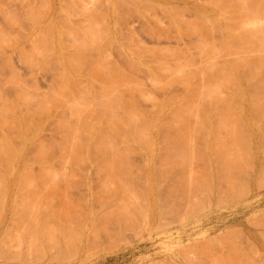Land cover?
Wrapping results in <instances>:
<instances>
[{"label":"rangeland","instance_id":"1","mask_svg":"<svg viewBox=\"0 0 264 264\" xmlns=\"http://www.w3.org/2000/svg\"><path fill=\"white\" fill-rule=\"evenodd\" d=\"M19 1V2H18ZM31 1V2H30ZM47 1H48V3H47ZM69 0H0V7L2 8H0L1 10H0V85L1 84H5V85H2V87L0 88L1 90H0V93L2 94H0V101H3V100H5V102L7 101V103H4V101L3 102H0L1 104L2 103H4V105L6 104V107L8 106V108H5V109H8V111L11 113L12 111H14L13 113L14 114H12V118L11 117H8V116H10L11 114L9 113V112H7L6 113V110H5V112H4V114H3V112H1L0 111V113L1 114H3V116L2 117H4L3 119H5V120H3L2 118H0V121L1 120H3L5 123L7 122V124L9 123H13V124H15V122L16 123H18V122H22V120L24 119V122H26V119L28 120L27 121V123L29 122V120L31 119V123L29 122V124L31 125H33L34 126V124H35V126H37V124H38V122L40 123V128H43L42 127V125H41V122H43V124H44V122L47 120V119H45V115H48V117L46 116V118H48V120H47V122H48V124H47V122H45L46 124H44L43 126H44V128L43 129H40L39 127V130H36V129H38L37 127H35V131H33L29 136H27V139H25V141L24 140H22L21 139V137L20 136H18L19 135V133H17L19 130V128H21L20 126H15V125H18V124H15V125H11L10 124V126H12V128L10 129L9 127V124L7 125L6 124V127H8V131H7V128L5 127V125L3 126V125H1L0 127H1V131H0V134L3 136L5 133H6V135H4L3 137L1 136L0 138H2V139H5V137H6V139L7 140H5V141H7V143H8V141L10 140V143H8V144H11V145H13V146H11V147H14V148H16V146L18 147V148H20L21 150H22V155H23V157L21 158V160L20 159H16L15 161H13V163L15 162V163H17V167L18 168H21L20 170L19 169H17V167H16V164L14 163V168L12 167V168H10V173H9V176L7 175L8 173H6V170L7 169H5V172L3 173L2 172V174H4V178H6L5 180H7L6 182H5V184H3V186H4V190L2 189V188H0L1 189V192H2V194H1V192H0V194H1V198L3 199V201H2V203H0L1 205H0V247H2L1 249H0V264H264V253H262V252H264V94H257L256 95V93L254 94V92L253 91H249V89H250V84H247V83H244V82H242V84H241V86H242V88H243V92L242 93H240V94H238V95H236V97L234 96V95H232V94H229V90L228 89H226V88H224V87H222V90H224V91H221V96H219V93L217 94L218 95V97H216V96H208V97H210V99H207L208 101H209V105H207V100H205L204 98L202 99L201 97H197V98H188L187 99V101H185V102H189V101H192V104H190V106H194V108L195 107H197V106H199V107H197L198 108V110L200 109V108H202V109H200L199 111H200V113L202 114V112H201V110L203 111V113H207L206 115L205 114H202V115H200V113L198 112V114L199 115H197V113H195L196 111H195V109L193 110V109H191V110H193V112H192V114H191V110H190V113H189V111L188 112H183V114L185 115V113L187 114V113H189V114H191L190 116H189V121L190 122H193V123H199V122H197V121H199V119H196V118H200V123L198 124V126H196V125H194V127H192L193 126V124L192 123H190L189 121H187L188 120V115L186 116L185 115V117H184V115H183V117L184 118H187L186 120L184 119V121H186L185 123H184V125L186 126H184L183 128H179L180 130H179V132H181V133H176L175 132V129L177 128V127H179L177 124H170V125H176V127H174L173 129H174V131H173V129L170 127V130H169V127H168V130H169V132H167V131H165V135L167 134L168 135V133H169V135L172 137V135L174 134V136H176L175 138H172V139H174L173 141H168V145L170 146V143L172 144V145H174L175 143V147H176V150H174V151H176L177 152V154L179 155H177L178 156V158H181V156H184V154L186 155V157L189 159H185L184 157V159L183 158H181V159H183L184 161H182V163L181 162H179L178 163V160L176 161V159H175V157L177 158V156H176V154H175V156L173 155V160L175 159V161L173 162V160L171 159V157H172V155L170 154V151H168L167 150V146L166 145H164L165 144V142H163V139H161V138H159V136L161 137H163V136H165V135H161L162 133L164 134V127H159L158 128V126L156 127V128H153V129H155V130H151L150 132L152 133V131H153V133H152V135L150 136V140H152V137H153V135L156 137L155 138V140L153 141V146H152V143H151V148H152V150H151V148L149 149L145 144V146H143V145H141L140 143H138V141L136 142L135 140H128V143L130 144L131 143V141H132V146H131V144L130 145H128L127 144V140H123V141H117V142H115V149H117V151L118 150H120L121 152H122V154H123V152L126 150V152H131V149H133V151H134V153L132 152L130 155H129V153H127L128 155H129V157H126L125 158V156H123V155H121V156H123L125 159L124 160H122L123 159V157H116L115 158V156H113V158L116 160L115 162H116V165H115V163L114 162H112V161H114V159L113 158H111V159H105L104 158V160H103V157H101L99 154L97 155V153H95L96 155H93L94 153L92 152L93 151V145L92 144H90V145H92V146H89L88 147V150H89V148L91 147V148H93V149H90V150H92V151H89V152H92L91 154H89L88 153V155L85 157L86 159H84V160H88V162H87V164H86V162H85V164H84V162H81V163H78V162H74V160L75 161H79V160H81L82 161V159L84 158H82V159H74L73 160V162H72V157H71V153H72V149L71 148H73L74 149V151H76L75 150V146H73V145H69V143H68V146H65V145H67V143L66 144H62L61 145V148H62V146L64 147V148H58L57 146H55V147H53V149L51 150V151H48V153L45 155V156H47V155H49V156H47L46 158H45V156L43 155L42 157H43V159H47V161L46 162H48L52 167L50 168L51 170H52V168L54 167H56L55 169H54V171H59V172H56V173H54V174H57V177H56V175H55V178H53L54 177V175H53V172L54 171H52V174L50 173V175H47L46 176V174H47V172L46 173H44L45 175L43 176V178H42V176H41V174H42V172L40 171V167H39V165L37 164L39 161L41 162L40 164H42V163H44L45 162V160H44V162H42V158H37V157H35L34 156V158L32 157L33 156V153H31L32 151H29V150H33V151H35L34 149V147H36V143H38L37 141H40L41 142V140L44 142V143H47V142H49L50 140L51 141H53L54 139H55V137L54 136H56V134H55V132L57 133V138L55 139V141L57 140V139H59V136H58V134L60 135V133H58V132H60L59 130H60V126L63 124H66L67 122H69V124L71 123V125H76L75 124V122L78 124V125H81V127L83 126L84 127V129H92L93 127L94 128H98V130H100V128L101 127H103L106 123H105V121H106V114H105V109L102 107V106H104V103H106V102H103V96H102V94L104 95V92H105V94L106 95H108V92H106L105 90L106 89H103V92L101 91V90H98V89H100L101 88V85L99 84V83H94V85L92 86V85H90L92 82H90V81H93V82H96L95 80H97V77L99 78V76H101V75H99V76H97L96 77V75H94V78H95V80H93V78L92 77H90V78H87V77H85V76H87V75H90V73H91V76H93V74H92V70L94 69V68H97V69H100V68H98V67H100V66H102L103 65V63L102 62H104V60H107V58H105V56L106 57H108V55H109V57H108V61L110 62V64H107L108 63V61H105V63L107 64V66H105V65H103L104 66V68H101L100 70H102V72L101 73H103V71H104V73H105V71L107 70V69H109V68H111L110 70H108L107 71V73L109 72V71H111L110 73H112V71L114 70V69H124L122 66H124L125 67V69L127 70V68L128 69H130L129 67H126V65H123V63H124V60L122 59L123 58V54L125 55L126 53L127 54H131L130 52H127L126 51V49H124V48H127V50H132V51H134V49L136 50V51H138V50H140V49H142V50H144V51H142V50H140L141 52H144L142 55H140L141 57H145V58H138L137 57V59H139L140 61L142 60H144L145 62H147L148 60H149V58L151 59V60H153V61H155V64H157V65H153L152 64V62L149 60L148 62H147V64L145 65V66H153V67H151L152 68V70H153V72L152 73H154V72H158L160 69H158V63H157V61H160V63L161 64H163V62H161L162 60H157V59H163V58H165L164 57V55L166 56V54H167V56H168V49H172L173 48V50L175 49V53H174V55L172 54V56H166V61H167V63L169 64L170 63V65H165L166 63V61L164 62V66L163 65H159V67L161 66L162 68H164L165 66L167 67V68H172V65L174 64V62H173V60L174 61H176L177 59H176V57L177 56H179L178 58H180L181 57V59H178V60H181L182 62L181 63H183V61H184V63H186L187 64V62H186V60H183V58H187V56L189 57H194L195 58V60L196 59H198L199 57H201L202 59L201 60H203L204 62H207V61H209L210 59H203L204 57L203 56H205L206 57V55H203V53L205 54V52H206V54L208 53V52H211V57H213V59H211V60H214V59H216L217 57V60H218V62H223V60H225V58H228V56H230V57H232V56H234V55H232L231 53V55L230 54H227V55H225V54H223L224 52H222V51H224L223 49H225V48H223L222 49V47L219 45V47L217 46V48L214 46H211V48H209V50L210 49H212V47H213V50L215 51V52H217L218 50H215L214 48H216V49H221V50H219L220 52H222L221 53V56L219 55L220 54V52H219V56L217 55V54H215V55H213L214 53H212V50L211 51H208V49L206 50L205 49V52L204 51H202L203 49L202 48H207L208 47V43H207V47H203V45H201V47H200V45L197 47L196 46V38L198 39L197 40V42H200L199 40H203L204 42H205V40H206V38H210V34H206V29L205 30H203V31H205L204 33H203V31L201 30V29H203V28H209L210 27V25H211V28L209 29V31H213V34H212V31L210 32L211 33V36H213L214 35V38L211 40L212 42L214 41H216L215 43L217 44L218 43V39L223 35V34H225L226 35V39H225V36H224V38H223V40L221 41L220 40V42H223L224 41V43L226 44V43H228V42H225V40H227V41H229V42H231V44L233 43V41L236 39V37L235 36H233L232 35V32H233V34H234V31L235 30H237V29H235L234 27H236L235 25H236V23L238 24V23H240L241 22V20L244 18V17H247V15H249V16H252V17H258V18H260V21H264V0H218V2H217V0H186L187 2H186V4L188 5V3L190 2L191 4H196V5H202V10H200V11H198V13L197 12H195L194 10H192L191 8H190V6H192L191 4H189L188 6H185L186 4H184V3H182L180 0L179 1H176V0H160L161 1V3H160V1H159V3L157 2V0H155L156 2H153L154 0H133V2H132V0H107V1H105V0H88V2H87V0H81V2H84V3H86L87 5V12L85 11L86 10V7L84 8L83 6V10L86 12H82L81 10H79V11H81V12H77L78 11V9L76 8V10L74 9L75 7H79V9H81L82 7H81V2H80V0H74L75 1V3H73L74 1L73 0H70V1H72V2H68ZM77 1L79 2V3H77ZM102 1V2H101ZM104 1V2H103ZM113 1V2H112ZM126 1V2H125ZM140 1V2H139ZM144 1V2H143ZM168 1H170L169 3H168V5H170V6H172V7H169L168 5H166L167 4V2ZM175 1V2H174ZM192 1V2H191ZM213 1H215V2H217V4H219V5H217V4H215V2H213ZM239 1V2H238ZM29 2V3H28ZM41 2H44L45 4H46V7L44 6L45 4L44 3H41ZM101 2V3H100ZM118 2V3H117ZM151 2H152V4H151ZM165 4H164V3ZM219 2H221V3H219ZM225 2V3H224ZM228 2V3H227ZM4 3V4H3ZM31 3H33V4H31ZM70 3H72L73 5H71V8H70ZM84 3H82V5L84 4ZM94 3V4H93ZM125 3V4H124ZM138 3V4H137ZM145 3H146V5L148 6H146L145 5ZM149 3H150V7H149ZM162 3L164 4V6L162 5ZM172 3V4H171ZM215 5H214V4ZM237 3V4H236ZM35 4V5H34ZM40 4V5H39ZM113 4V5H112ZM128 4H129V6H128ZM137 4V5H136ZM156 4V5H155ZM159 6H158V5ZM233 4V5H232ZM6 5V6H5ZM31 5V6H30ZM39 5V6H38ZM75 5V6H74ZM78 5V6H77ZM94 7H96V8H93V6ZM107 5V7H105ZM142 5H144V6H142ZM153 5V6H152ZM160 5H162L161 7L163 8H161L160 7ZM168 6V8H166V6ZM201 5H200V7H201ZM42 6V7H41ZM49 6V7H48ZM72 6L74 7V8H72ZM132 6H134V7H132ZM157 6V7H156ZM216 6V7H215ZM226 6V7H225ZM41 7V8H40ZM43 7H45V8H43ZM63 7H64V9H63ZM70 8V10L71 9H73L72 10V12L69 10V8ZM98 7V8H97ZM121 7V8H120ZM147 7V8H146ZM152 7V8H151ZM180 7V8H179ZM37 8V9H36ZM42 8H43V10H45L44 12H43V10H42ZM106 8V9H105ZM117 8V9H116ZM137 8V9H136ZM151 8V9H150ZM165 8V9H164ZM171 8H172V10H171ZM176 8H177V10H176ZM33 9V10H32ZM67 11H66V10ZM142 9V10H141ZM161 9V10H160ZM168 9V10H167ZM207 9V10H206ZM214 10L213 12H212V10ZM220 9V10H219ZM5 10V11H4ZM111 10V11H110ZM148 11V12H146V11ZM164 12H163V11ZM204 10H206V11H204ZM209 10V11H208ZM30 11V12H29ZM34 11H35V13H34ZM70 11V12H69ZM91 11V12H90ZM97 11V12H96ZM99 11V12H98ZM140 11V12H139ZM150 11V12H149ZM174 11V12H173ZM211 11V12H210ZM252 11V12H251ZM3 12V13H2ZM11 12H13V13H11ZM33 12V13H32ZM62 12V13H61ZM74 12H76V13H74ZM88 12H89V14H88ZM146 12V13H145ZM215 12V13H214ZM17 13H18V15H17ZM31 13V14H30ZM42 13V14H41ZM46 13V14H45ZM48 13V14H47ZM81 13V14H80ZM99 13V14H98ZM138 13V14H137ZM143 13V14H142ZM167 13H169L171 16H173V17H175L174 19L176 20L175 22H177L176 23V25L178 24V26L176 27V25H175V27L176 28H178L179 29V27H180V29L181 30H177L176 29V31H175V28H174V26H173V24H174V20H172L173 22L171 23V26H169L170 24H168V22L169 21H171L169 18H172L169 14H167ZM202 13V14H201ZM211 13V14H210ZM259 13V14H258ZM9 14V15H8ZM30 15V17L29 16H27V15ZM35 14V15H34ZM40 14V15H39ZM50 14H51V16H50ZM58 14L60 15L59 17H58ZM62 14H64V15H62ZM67 14H70V15H68L69 16V18L67 19H65V17H67ZM83 14V15H82ZM119 16H117V15ZM173 14V15H172ZM215 14V15H214ZM230 14V15H229ZM4 15V16H3ZM5 15H8L7 16V19H6V16ZM15 15V16H14ZM23 15V16H22ZM32 15H34V16H32ZM75 15V16H74ZM78 15V16H77ZM81 15V16H80ZM100 15V16H99ZM106 15V16H105ZM107 15H108V17H107ZM118 17H116V16ZM127 15V16H126ZM244 15V16H243ZM11 16H13L14 17V19H13V17H11ZM62 16H63V18H62ZM97 16V17H96ZM197 16V17H196ZM218 16V17H217ZM219 16H221V17H219ZM5 17V18H4ZM19 19H18V18ZM21 17V18H20ZM27 17H28V19H27ZM49 17H50V19H49ZM73 17V18H72ZM87 17V18H86ZM89 17V18H88ZM96 17V18H95ZM157 17V18H156ZM169 17V18H168ZM182 17V18H181ZM211 17V18H210ZM237 17V18H236ZM25 18V19H24ZM32 18H34V19H36V20H38V21H34V19H32ZM39 18H42V20L41 19H39ZM58 18H61V19H58ZM86 18V20H84ZM99 18V19H98ZM154 18H155V23H154ZM185 18V19H184ZM190 18V19H189ZM198 19L197 21H195L196 19ZM221 18V19H220ZM12 21H14V22H12ZM17 19V20H16ZM49 19V20H48ZM80 19V20H79ZM89 19H91V20H93L94 21V23H96V24H94L93 23V21H91V20H89ZM108 19V20H107ZM114 19V20H113ZM156 19H158L159 21L157 22V20ZM179 19H181L180 21H179ZM183 19H184V21L186 22V21H190L191 23H192V26H193V22H195V23H199L200 25H201V27H200V25L199 24H195L196 26L197 25H199V27L201 28H199L198 26V30H201V34L203 35L202 37L203 38H205V40L204 39H199V38H201V37H198V35L199 36H201V34H199V32H195V31H191V32H193V34L192 33H190L189 34V29L192 27L191 26V24H189L188 22H186V25L184 24L185 22L183 21ZM225 19V20H224ZM237 19V20H236ZM45 20H47V21H45ZM50 20H51V22H50ZM65 20V21H64ZM102 20H103V22H102ZM178 20V21H177ZM201 22H203L204 23V25H203V23H201ZM205 20H206V24H205ZM17 21V22H16ZM33 21V22H32ZM50 23H49V22ZM61 21V22H60ZM99 21V22H98ZM115 21V22H114ZM223 21V22H222ZM12 23V25H11V23ZM37 22H38V25H37ZM47 24H46V23ZM64 22V23H63ZM84 22V23H83ZM88 24H87V23ZM117 22V23H116ZM179 22V23H178ZM33 23V24H32ZM36 23V24H35ZM43 23V24H42ZM45 23V24H44ZM52 23V24H51ZM94 24V25H92V24ZM115 23V24H114ZM181 23H183V25H184V27H187V28H183L182 27V25H181ZM191 26H189L190 28L188 29V24ZM223 24V25H221V24ZM10 24V25H9ZM14 24V25H13ZM15 24H16V26H15ZM18 24V25H17ZM30 24H32V25H30ZM71 24V25H70ZM90 24V25H89ZM215 24V25H214ZM218 24V25H217ZM9 25V26H8ZM20 25V26H19ZM24 25V26H23ZM27 25H28V27H27ZM42 25V26H41ZM45 25V26H44ZM50 25V26H49ZM60 25V26H59ZM72 27H70V26ZM81 25V26H80ZM84 25V26H83ZM85 25H87L88 27H89V29H88V27L87 26H85ZM105 25V26H104ZM118 25V26H117ZM181 25V26H180ZM195 25L193 26V28L195 27ZM203 25V26H202ZM206 25H208L207 27H206ZM230 25V26H229ZM22 26V27H21ZM62 26V27H61ZM76 28H75V27ZM92 28H91V27ZM95 26V27H94ZM113 26V27H112ZM205 26V27H204ZM221 26V27H220ZM24 27H25V29H24ZM31 27V29H29ZM34 27H36V28H34ZM39 27H41V28H39ZM45 27V28H44ZM64 27V28H63ZM70 27V28H69ZM77 27H79V28H77ZM98 27V28H97ZM101 29H100V28ZM155 27V28H154ZM171 27H173V28H171ZM203 27V28H202ZM227 27H232V31L231 30H228V28ZM23 28V29H22ZM49 28H51L50 30H49ZM66 28V29H65ZM75 28V29H74ZM87 28V29H86ZM91 28V29H90ZM97 28V29H96ZM118 28L120 29V30H118ZM157 28V29H156ZM171 28V29H170ZM183 28V29H182ZM193 28H191V29H193ZM214 30H213V29ZM245 30H248L247 28H245V27H243ZM28 29V30H27ZM56 29V30H55ZM61 29H63V31L61 30ZM68 29H70V30H68ZM77 29V30H76ZM78 29H79V31H78ZM81 29H82V31H81ZM93 29H95V30H93ZM151 29V30H150ZM154 29V30H153ZM156 29V30H155ZM165 29H166V31H165ZM188 29V30H187ZM190 29V30H191ZM194 29H196V28H194ZM17 30V31H16ZM37 30H39L40 32H38ZM51 30H52V37H51ZM65 30H67L68 32L65 34ZM88 30V31H87ZM93 30V31H92ZM184 30V31H183ZM197 30V31H198ZM224 30V31H223ZM226 30V31H225ZM227 30H228V32H227ZM24 31V32H23ZM26 31V32H25ZM29 31V32H28ZM39 33H37V32ZM50 32V34H49V32ZM57 31V34H58V37H56L57 35L55 34V32ZM70 31V32H69ZM72 31H74L73 33H72ZM75 31L77 32L76 34H75ZM85 31H87L88 33L89 32H91V33H89V34H91V36H94V34H95V36H94V38H92L93 39V41L91 40V42H90V39L91 38H89L90 37V35L88 34V35H86L87 33L85 32ZM95 31V32H94ZM151 31V32H150ZM152 31H153V33H152ZM181 31V33L179 34V32ZM188 31V32H187ZM220 31V32H219ZM3 32V33H2ZM14 32V33H13ZM21 32V33H20ZM42 32V33H41ZM63 32V33H62ZM86 34H85V33ZM101 32V33H100ZM117 32V33H116ZM185 34L186 32L189 34H187L186 33V35H183V33ZM5 33V34H4ZM6 33H7V36H8V38H7V36H6ZM13 35H12V34ZM24 33V34H23ZM27 33V34H26ZM35 33V34H34ZM70 35H72V34H74L72 37H73V39L71 38V37H69V34ZM94 33V34H93ZM110 35V38H111V40H110V38H108L107 37V39H109V43H107V45H106V36H108V34ZM132 33V34H131ZM194 33H196V34H198L197 36H195L194 35ZM215 33V34H214ZM217 33H219V34H217ZM227 33V34H226ZM229 33H230V35H229ZM32 34V35H31ZM38 35L39 36V38H38V36H35V35ZM41 34L43 35V36H45L46 35V38L45 37H43V36H41ZM49 34V35H48ZM62 35V36H59V35ZM67 34H68V36H67ZM93 34V35H92ZM101 36H100V35ZM113 34H114V36H113ZM12 35V36H11ZM56 35V36H55ZM78 35V36H77ZM79 35L81 36V37H79ZM85 35V36H84ZM118 35H120V36H118ZM128 35V36H127ZM131 35H134V36H131ZM181 35H183V36H181ZM196 37H194V36ZM221 35V36H220ZM230 37H228V36ZM6 36V37H5ZM14 36V37H13ZM16 36V37H15ZM42 38H41V37ZM86 36H88V37H86ZM204 36H208V37H204ZM216 36V37H215ZM220 36V37H219ZM222 36V37H223ZM231 36H233V38L231 37ZM19 37H21V39L19 38ZM23 37H26L25 39H23ZM34 37H36L35 39H34ZM55 37H56V39H58V40H56L55 39ZM63 37H64V39H63ZM69 37V38H68ZM76 37V38H75ZM84 37V38H83ZM101 37V38H100ZM124 37V39H122ZM132 37V38H131ZM221 37V38H222ZM228 37V38H227ZM7 38V39H6ZM18 38V39H17ZM32 38V39H31ZM48 38V39H47ZM50 38H52V40H49ZM75 38V39H74ZM85 38H87L86 40H85ZM115 40H113V39ZM127 38V39H126ZM131 38V39H130ZM209 38L206 40V41H209ZM212 38V37H211ZM231 38L233 39V41H231ZM32 40V42L34 41V43H31V40ZM34 39V40H33ZM60 39H61V41L64 43V42H66V44H62L61 43V41H60ZM102 39H104L103 41H102ZM121 39V40H120ZM37 41V43H36V41ZM45 42H44V41ZM46 40H48V41H46ZM64 40V41H63ZM68 40V41H67ZM72 40H79L78 42L80 43L82 40L84 41H82L84 44H82V45H84L85 46V48L87 49L88 48V50H84L83 51V54L85 55H83L81 52H79V50H81V47H82V45H80L79 43H78V47H79V49L77 48V50H78V52L77 51H75L76 49V47H77V43H76V45H74V46H71L73 43H74V41L71 43V41ZM87 40H88V42L90 43V45L88 44V46L86 47V45H87ZM98 40V41H97ZM113 40V41H112ZM134 41V42H132V41ZM136 40V41H135ZM244 40L245 39H241L240 41H242V42H239L237 39H236V41H238L239 43L237 44L236 43V41L233 43L234 45H233V47L237 44V45H239V48L237 49V47L235 46V50H237V51H240L241 52V54H245L244 52H246V51H248V50H250L251 48H250V45L252 44V41L250 40V41H248V42H251V44H249L247 41H245L246 43L244 44ZM9 41V42H8ZM27 41H29V42H27ZM42 41V42H41ZM55 41V42H54ZM96 41V42H95ZM122 41V42H121ZM125 41H127V42H125ZM129 41V42H128ZM26 42V43H25ZM44 42V43H43ZM46 42H47V44H46ZM49 42H51L50 43V45H48L49 44ZM52 42H54V44H55V46H54V44L52 45ZM112 42V43H111ZM138 42H140L139 44H137ZM192 42V43H191ZM195 44H194V43ZM213 42V44H215ZM218 43V44H222V43ZM253 42H255L256 43V41H253ZM21 43H22V46H21ZM67 43H68V45L70 44V47H73V48H70L69 46L67 47ZM92 43H93V46L95 47V46H99V47H95V48H98L97 49V51H98V53H97V51H94L93 49H95L93 46H92ZM96 43H98V45L96 44ZM117 43V44H116ZM121 43H124V44H121ZM130 43H131V45H134V46H132V48H131V46H129L130 45ZM236 43V44H235ZM249 45H248V44ZM29 44L31 45V46H29ZM33 44H41V47H43L42 49H44V51L43 52H41V50H40V52L41 53H43L44 55L43 56H41V55H39L38 56V54H37V52L38 51H36L37 50V48H40L39 46L40 45H37L36 47H34V45ZM75 44V43H74ZM86 44V45H85ZM95 44V45H94ZM103 44H104V46H103ZM136 44V45H135ZM194 46H193V45ZM206 44V43H205ZM204 44V45H205ZM215 44V45H216ZM217 44V45H218ZM222 45L223 47L224 46H226V49L228 48V45ZM243 44L244 45H246L247 44V46H244V47H242L243 46ZM254 44V43H253ZM257 44V43H256ZM255 44V46H257V48L255 49V47H254V45L253 46H251L252 47V49H253V47H254V49L252 50H250V51H248L249 53H262V49H261V46H260V44H257L256 45ZM45 45H46V47L48 48V46H49V48L47 49L46 47H45ZM62 45H64L63 47L64 48H68V49H64L63 47H62ZM105 45H106V47H105ZM109 45H111V46H109ZM114 45V46H113ZM118 45V46H117ZM119 45H121V47H122V45H123V47L121 48V47H119ZM126 45H127V47H126ZM209 45H210V43H209ZM21 46V47H20ZM32 46L34 47V48H36V50L33 52L32 50H34V49H31L32 48ZM52 46V47H51ZM66 46V47H65ZM76 46V47H75ZM81 46V47H80ZM90 46H92L91 47V49L89 48ZM139 48H138V47ZM188 46H190L189 48V50H191V51H189V54L187 55V51L188 50H186V49H188L187 47ZM192 46V47H191ZM231 46V45H230ZM249 46V47H248ZM30 47V48H29ZM53 47H55V48H53ZM59 47V48H58ZM75 47V48H74ZM104 47H105V49H104ZM128 47H130L129 49H128ZM135 47V48H134ZM156 47H157V49H156ZM183 47V48H182ZM186 47V48H185ZM193 47H195V48H193ZM196 47L198 48V49H200L201 48V50L200 51H202V55H199V56H197V49H196ZM232 47V46H231ZM249 49H248V48ZM46 48V49H45ZM93 48V49H92ZM110 48V49H109ZM120 48H121V51H119L120 50ZM137 48V49H136ZM144 48H147V51H146V49H144ZM160 48V49H159ZM165 48H168V49H165ZM178 50H177V49ZM182 48V49H181ZM192 48V49H191ZM240 48H242V49H240ZM258 48H260V49H258ZM13 51H12V50ZM28 50V51H26V50ZM49 49H52V51H50ZM59 49V50H58ZM63 49V50H62ZM83 49V48H82ZM106 51V53H108L107 55L105 54V51ZM123 49V50H122ZM153 49V50H152ZM162 49V50H161ZM193 49H195V50H193ZM232 48H230L229 49V51L231 50ZM234 49V48H233ZM232 49V50H233ZM246 49V50H245ZM48 50V52L49 53H45V51H47ZM54 50V51H53ZM61 50H62V52H61ZM65 50H67L68 52L70 51V55L71 56H74L73 55V53L74 54H78V56L80 57V61H78V62H80L81 64H78V66H77V70H75V72H76V74L74 73V71H73V67H72V64H70L72 61L69 59L71 56H69V54L65 51ZM101 50V51H100ZM124 50H125V52H124ZM151 50V51H150ZM156 50V51H155ZM158 50V51H157ZM160 50V51H159ZM163 50H166L165 52H167V53H164L163 52ZM179 50H180V52H179ZM181 50H184V52H183V54L184 53H186V57L183 55V58H182V55H179V53H181ZM185 50H186V52H185ZM197 50V51H196ZM242 50V51H241ZM244 50V51H243ZM26 51V52H25ZM33 52L32 54L34 55V57H33V55H31V52ZM58 51H59V55H63L62 56V58H60L61 56H59L58 55ZM89 51H91V52H89ZM136 51H134L133 52V54H134V56L133 55H129V56H131L132 58H134L135 60H136V57H135V52ZM140 51H138L137 52V54H138V56H139V52ZM148 51H149V53H148ZM171 51V50H170ZM169 51V52H170ZM176 51H178V52H176ZM208 51V52H207ZM213 51V52H214ZM254 51V52H253ZM260 51V52H259ZM24 52V53H23ZM40 52H38L39 54H41ZM57 52V53H56ZM88 52H89V54H88ZM120 52H122V54L120 53ZM124 52V53H123ZM157 52V53H156ZM163 52V57H162V55H161V53ZM195 53L196 55H191V53ZM199 52V51H198ZM240 52H239V54H240ZM243 52V53H242ZM22 53V54H21ZM30 53V54H29ZM36 53V54H35ZM55 53V54H54ZM63 53V54H62ZM85 53H87V54H85ZM94 53H95V55H94ZM104 53V54H103ZM146 53V54H145ZM218 53V52H217ZM225 53H227V52H225ZM235 53V55L236 54H238L237 52H233V54ZM247 53V52H246ZM29 54V55H28ZM47 54V55H46ZM49 54V55H48ZM99 54H101V56H103L102 58H105L104 60H102L101 58V61L100 62H98L97 63V61H98V57H99ZM141 54V53H140ZM144 54H145V56H144ZM160 54V55H159ZM176 54H178V55H176ZM182 54V53H181ZM199 54H201V53H199ZM224 55V59H222L223 58V55ZM4 55V56H3ZM8 55V56H7ZM31 55V57H29ZM35 55H36V57H35ZM46 55V56H45ZM65 55H67V56H69L68 57V59H65ZM81 55V56H80ZM157 55H159L160 57H158ZM170 55H171V53H170ZM176 55V56H175ZM209 55V54H208ZM208 55H207V58H208ZM27 56V57H26ZM41 56V57H40ZM44 56L46 57V59L48 60V58H49V64H48V61H44ZM119 56H121V57H119ZM137 56V55H136ZM210 56V55H209ZM214 56H216V57H214ZM54 57H56L55 59H57V60H55V62H54ZM88 57H90V58H88ZM96 57H97V59H96ZM172 57H174V59L172 60ZM192 57V58H193ZM7 58V59H6ZM31 58V59H30ZM44 58V59H43ZM59 58V59H58ZM67 58V57H66ZM220 58V59H219ZM27 59V60H26ZM30 59V62L28 61ZM37 60V61H34L33 62V64L35 63H37L38 64V66L40 65L41 67H36L35 69L33 68V66L35 67V65H30L31 63H32V60ZM52 59V60H51ZM62 60V61H58V60ZM94 59V60H93ZM96 59V60H95ZM110 59V60H109ZM122 59V60H121ZM146 59V60H145ZM176 59V60H175ZM188 59H190V58H187V60ZM22 60H24V61H22ZM41 60V62L39 63V61ZM45 62H43V61ZM66 60H70V62L68 61V63L66 62ZM87 60V61H86ZM90 60V61H89ZM91 60H92V62H91ZM135 60H133V61H135ZM171 60V61H170ZM217 60H214V61H216L217 62ZM220 60H222V61H220ZM51 61V62H50ZM114 61V62H113ZM189 61H191V59L189 60ZM188 61V62H189ZM192 61H194V59L192 60ZM196 61H198V62H196ZM196 61H194V62H196V64H194V66L195 65H197L199 62H200V59H198V60H196ZM8 62V63H7ZM43 62V63H42ZM52 62H54V63H52ZM58 62L59 63H64V66H63V64H60V65H62V67H63V70H61V66H59V65H57L58 64ZM84 62V63H83ZM94 62V63H93ZM118 64V66L120 65L121 66V68L120 67H118L117 66V64ZM172 62V63H171ZM180 62V61H179ZM217 62V63H218ZM26 63V64H25ZM27 63H29V64H27ZM42 63V64H41ZM99 63L101 64L100 66H98L99 65ZM115 65H114V64ZM121 63H122V65H121ZM134 63H136V61L134 62ZM140 64L141 62H139V61H137V63L136 64ZM149 63V64H148ZM193 62H191L190 64H192ZM201 63H203L202 61H201ZM13 64V65H12ZM37 64H36V66H37ZM46 64H48V66L46 65ZM53 64V65H52ZM68 64V65H67ZM77 64V63H76ZM125 64V63H124ZM135 64V66L137 67V65ZM200 64V63H199ZM43 65V66H42ZM55 65V66H54ZM95 65H97V66H95ZM143 65H144V63H142L141 64V66H139L138 65V67L140 68V70L142 71V70H144L145 71V69H146V67H145V69H143ZM175 65H176V63H175ZM177 65H180V63L178 64V61H177ZM187 65H189V63L187 64ZM186 65V66H187ZM11 66V67H10ZM31 66H32V68H31ZM57 66V67H56ZM68 66V67H67ZM80 66V67H79ZM95 66V67H94ZM117 66V67H116ZM148 66H147V68H148ZM154 66L156 67V69H158V70H155V69H153L154 68ZM170 66V67H169ZM174 66V65H173ZM181 66H182V64H181ZM184 67H186L185 65H183ZM182 66V67H183ZM44 67H45V69H44ZM59 67H60V70H59ZM106 67V68H105ZM116 67V68H115ZM138 67L136 68V69H138ZM190 67V66H189ZM192 67H193V65H192ZM31 68V69H30ZM40 68V69H39ZM50 68V69H49ZM55 70L56 68H58L57 70H55V72H54V70ZM65 68V69H64ZM68 68L70 69V70H68ZM113 68V69H112ZM151 68H148V69H146V71L145 72H148V74H149V72H151L149 69H151ZM167 68H164L163 69V71L162 72H164V74L162 73V72H158V73H160V75H161V77H160V75L159 74H157V72L155 73V74H157L156 75V77L158 78V76L161 78V80H162V78H163V76L165 75V78L166 79H164V80H167V81H171V79H170V76L167 78L166 76L168 75V74H170L169 73V70H167ZM12 69H13V71H14V73H12ZM15 69L17 70V71H19V72H17V74H15ZM42 69V70H41ZM47 69V70H46ZM48 69L49 70H51V72L50 71H48ZM67 69V70H66ZM80 69V70H79ZM118 69V70H119ZM136 69H131V70H127L128 72V75L129 74H131L132 76V79H133V77H135V76H133V75H135L136 74V76H138L137 78L138 79H140V80H144L143 82L142 81H138V79L135 77L134 79H136L135 81H137V82H142L143 84H145V86L146 87H148L149 86V78L151 77V76H147L148 74L147 73H145L144 71H136ZM167 70V71H164V70ZM177 69V68H176ZM11 70V71H10ZM66 70V71H65ZM72 70V71H71ZM79 70V71H78ZM125 70V71H126ZM133 70V71H132ZM149 70V71H148ZM174 70V69H173ZM173 70L171 71L172 73L170 74V75H172V74H174L175 75V73H173ZM58 71V72H57ZM62 71H64L65 73L67 72V75H69L70 76V78L72 77V75L73 74H75V75H73V79H75L76 77H80V79L81 80H79V81H82V82H84L83 80H84V77H85V80H87V81H85L84 82V86H82V84L78 81V80H71L72 82V84H73V82H74V84L76 83V81H77V83L78 84H81L80 86H82V88L77 84V86H75V85H71L70 84V82H68L70 85H68V83L66 84V82H64L63 80V82L61 83V82H59L61 79L59 78L60 77V75H61V73H64V72H62ZM69 71V72H68ZM78 71V72H77ZM124 71V70H123ZM124 71V72H125ZM130 71H132V73L130 72ZM134 71H136V73L134 72ZM177 71V70H176ZM10 72L12 73V74H10ZM82 72V73H81ZM130 72V73H129ZM166 72H168V74L166 73ZM175 72V71H174ZM20 74V76H19V74ZM54 75H53V74ZM59 73V76L57 75ZM79 73V74H78ZM107 73L105 74L106 75V77H107ZM109 73V74H110ZM126 73V72H125ZM124 73V74H125ZM127 73H126V75H127ZM135 73V74H134ZM137 73L139 74V75H137ZM152 73H150L149 75H151ZM167 75H166V74ZM85 74H87V75H85ZM15 75V76H14ZM18 75V77H16ZM58 76V78H57V76ZM77 75V76H76ZM80 75V76H79ZM85 75V76H84ZM105 75H103L102 74V76L98 79L99 80V82H101L100 80L102 79V78H105ZM127 75V77H126V79H130L131 81H133L132 79H131V77H130V75L128 76ZM163 75V76H162ZM174 75H173V77H174ZM10 76V77H9ZM14 78H13V77ZM52 76V77H51ZM84 76V77H83ZM152 76H154V74L152 75ZM12 77V78H11ZM20 77H22V78H20ZM53 77H54V79H53ZM89 77V76H88ZM110 77H111V74H110ZM113 77V76H112ZM111 77V78H112ZM148 77V78H147ZM155 77V76H154ZM155 77V78H156ZM15 78H16V80H18L17 82H19V84L21 83L22 84V86H20V85H18V83L15 81ZM18 78V79H17ZM20 78V79H19ZM56 78V79H55ZM77 78V79H78ZM87 78V79H86ZM92 78V80H90L89 81V83H87L88 82V80L89 79H91ZM154 78V79H155ZM156 78V79H157ZM53 79V80H52ZM112 79H116V78H112ZM117 79H121V78H117ZM151 79H153V78H151ZM150 79V80H151ZM8 80H9V83H8ZM54 80H55V83H54ZM15 81V82H14ZM3 82V83H2ZM6 82V83H5ZM13 82V83H12ZM23 82V83H22ZM119 82V84H121L122 82L121 81H117V83ZM159 82H160V79H159ZM159 82L156 84V85H158L159 84ZM166 82V81H165ZM165 82H163V83H165ZM172 82V81H171ZM170 82V83H171ZM26 83V84H25ZM63 83L66 85H63ZM85 83H87V84H89L88 86H87V84H86V86H85ZM102 83V82H101ZM115 83L116 82H114V85H112L113 86V88L111 89V87H105L104 86V88H110L109 90L110 91H112V90H114V92L112 93V92H110L109 91V93L112 95H109V96H107V98L109 97V98H112V97H114V96H118L117 94H119V93H122V95L121 94H119L120 96H124L123 98H125V99H127L128 98V95H129V92H126V91H128L127 89H124L123 90V88L119 85V84H117L116 86H115ZM170 83H169V86H170ZM175 83V84H174ZM174 83H171L172 85H171V87L170 88H168V86H165V88H164V85H168V83H165L164 85L162 84V86H163V88H161V89H165L164 90V92L162 91V90H159V92L158 91H156V92H154L156 89H158V87H159V89H160V87H162V86H156L153 82H151V84L153 85V87H156L155 89H150V93H149V95H151L152 97H154V94L153 93H155V96L157 97L156 99L157 100H159V99H161V102H162V99H164V101H165V99L167 98V100H169V101H165V102H163V103H166V102H168L167 103V106H168V104H170V99L172 98L171 96L173 95L174 97H176V95L178 96L179 95V92H180V88H181V85L179 84V85H177L176 83L177 82H174ZM15 84V85H14ZM54 84L55 85H58V86H54ZM93 84V83H92ZM104 84V83H103ZM102 84V85H103ZM124 84L125 83H123V84H121L123 87H129V85L130 86H132V84L133 83H127V85L126 86H124ZM136 84V85H135ZM140 85V83H135L134 82V85L135 86H137V85ZM142 84V85H143ZM150 84V85H151ZM7 85V86H6ZM19 86V88H18V86ZM23 85H24V87L26 88H24L23 87ZM27 87H26V86ZM33 85V86H32ZM97 85H99L98 87H97ZM105 85V84H104ZM133 85V86H134ZM138 85V86H139ZM4 86H6V87H4ZM29 86V87H28ZM34 86H36L35 88H39V90H34V92H32V94H30L31 93V89H34ZM61 86H64L63 87V89H61V91L59 90L60 88H62ZM73 86V87H72ZM79 86V87H78ZM247 86V87H246ZM31 87V88H30ZM33 87V88H32ZM54 87V88H53ZM59 87V88H58ZM65 87H66V89L67 90H69V91H67V92H69V93H67L64 89H65ZM90 87V88H89ZM114 87H120V88H122L120 91H119V89L118 88H114ZM142 88H144V90H145V92L147 93V91H148V89H145L146 87H144V86H141ZM151 88H153L152 86H150ZM166 87L168 88V89H166ZM180 87V88H179ZM30 90H29V89ZM55 88H57L58 89V92H56L57 90H55ZM83 88H85V90L87 91H85V90H83ZM89 88V89H88ZM96 88V89H95ZM98 88V89H97ZM141 88V89H142ZM149 88V87H148ZM7 90V91H5V90ZM22 89H23V91H22ZM28 89V90H27ZM51 89H53V90H55V92H53L54 93V95L55 96H53V93H50V92H52L51 91ZM95 89V90H94ZM116 89H118V91L116 90ZM25 90L28 92H25ZM62 90H64L66 93H67V96H69V95H71V96H69L70 98H68L69 100L70 99H72L74 96H76L77 97V94H78V92H81V93H79V96H81V97H83V93L84 92H86L87 93V95L85 94L84 96H86L87 98H84V100L81 98V97H77V98H81V100H83V101H81V103L79 102L80 101V99H76L75 97V101H77V100H79V101H77L78 103H80V104H83V102L85 103V104H83V105H81V107L83 106H86L87 104H88V102L90 101V105H92L93 107H90L89 109L91 110V109H94L93 110V112L94 113H96L97 115H95L94 113L93 114H91V115H88L89 113L87 112V115H86V113H83L82 115H84V117H83V119H82V116L81 117H78L79 118V121H81V122H79L78 121V118H77V116H79V114H81L82 112H83V108H81L82 109V111H81V113L78 111L79 110V108H78V110L77 111H75V113L77 114V116L75 115V114H73V117H71L72 116V114H70V118H68L67 116H66V122L64 123V121L65 120H63L64 119V116L65 115H63V114H67V115H69L68 114V112H69V110H68V104L67 105H65L64 104V102L63 101H65L66 100V98L65 99H63L62 100V98H61V100H62V102H60L59 101V99H60V97H61V95H60V97L58 98V94H61V92H62ZM75 90H78V92L77 91H75V92H77V94L74 92ZM81 90V91H80ZM82 90H83V92H82ZM98 90V91H97ZM126 90V91H125ZM147 90V91H146ZM15 91V92H14ZM16 91H18L19 93L22 91V93L24 92V94L25 93H27L28 94V96L29 95H31L32 96V98H31V96H30V100L28 99L29 97L27 96V94H26V96L28 97H25V99H26V102L28 103V102H30L31 100L32 101H34V100H37L35 103H33V102H30L29 103V105L27 106V103H26V105H24V106H26V107H24L22 104H25V103H23L25 100H23V99H21L22 98V94H20V96H21V98H20V96H19V93H17ZM30 91V92H29ZM33 91V90H32ZM72 91V92H71ZM97 91V92H96ZM101 91V92H100ZM117 91V92H116ZM3 92V93H2ZM5 92V93H4ZM37 92V93H36ZM42 92V93H41ZM46 92H49V94H47ZM65 92L63 93V94H65ZM71 92V93H70ZM89 92V93H88ZM91 92V93H90ZM225 92V93H224ZM250 92H251V94H250ZM253 92V93H252ZM7 93V94H6ZM14 93H16V95L14 94ZM35 93H36V97H35ZM47 94V95H45V94ZM57 93V94H56ZM72 93L74 94L73 95V97H72ZM101 93V94H100ZM116 93V94H115ZM173 93V94H172ZM246 93H248L247 95H245ZM5 96H4V95ZM41 94H43V96H41ZM63 94H62V97H63ZM69 94V95H68ZM92 94V95H91ZM226 94V95H225ZM229 94V95H228ZM241 94H243V95H241ZM19 96V98H18V96ZM38 95H40L38 98H40L41 97V99H38L37 98V96ZM66 95V94H65ZM64 95V97H66ZM94 95V96H93ZM98 95H100L101 97L99 98V96ZM105 95V96H106ZM170 95V96H169ZM231 95V96H230ZM249 95H253V97H251L250 98V96ZM258 95H259V97H258ZM6 96H7V98H6ZM15 96L17 97V98H15ZM47 97V96H50V98H49V100H47L48 99V97L47 98H44V97ZM57 96V97H56ZM97 96H98V98H97ZM104 96V97H105ZM130 96V95H129ZM232 96H234V98L232 97ZM247 96V97H246ZM258 98H257V97ZM2 97H3V100H2ZM35 97V98H34ZM51 97H54V99L53 98H51ZM55 97L56 98H58V102H57V99H55ZM63 97V98H64ZM72 97V98H71ZM89 97V98H88ZM92 97V98H91ZM168 97H171L170 99L168 98ZM173 97V98H174ZM221 99H220V98ZM224 97H226V98H224ZM243 99H242V98ZM246 97V98H245ZM74 98H73V100H70V102L72 101V102H75L74 101ZM106 97L104 98V100L105 99H107ZM173 98L171 99V100H173ZM199 98H201V102H202V100H204L203 102H202V105L204 106H200L199 105V103L201 104V102L200 101H198V99ZM212 98V99H211ZM215 100H214V99ZM233 98V99H232ZM253 98H255V100L253 99ZM7 99V100H6ZM16 99V100H15ZM17 99L19 100V102H22L21 103V105L18 103V105H17ZM67 99V100H68ZM89 99V100H88ZM102 99V100H101ZM141 98H136V100H135V104L137 105V100L139 101V107H141L146 113L147 112H150L152 109L150 108L151 107V101H149L148 100V102L146 101V102H144L145 100L143 99V101H142V99L140 100ZM155 99V100H156ZM178 98H176V100H177ZM258 99H260L259 101H258ZM8 100H9V103H8ZM15 100V101H14ZM22 100V101H21ZM40 100V101H39ZM42 100H45V102L46 101H49V104H48V102H46L45 103V106L48 108V106H47V104L50 106L48 109L46 108L45 110L47 111V112H45V110H44V108H45V106L43 105L44 104V102L42 101ZM55 100V102L57 103V104H55V102L52 104V102ZM66 100V101H67ZM93 100V101H92ZM111 100V99H110ZM109 100V101H110ZM175 100V99H174ZM175 100V101H176ZM189 100V101H188ZM194 100H196V103H198L197 104V106H196V104H195V101ZM200 100V99H199ZM39 101V102H38ZM43 103H42V102ZM98 101V102H97ZM100 101V102H99ZM142 101V102H141ZM193 101H194V103H193ZM212 101V102H211ZM248 101V102H247ZM255 101V102H254ZM258 101V102H257ZM15 102V103H14ZM41 102V103H40ZM50 102H51V104H50ZM68 102V101H67ZM76 102V103H77ZM87 102V103H86ZM92 102V103H91ZM204 102L206 103V104H204ZM257 102V103H256ZM259 102H261L260 104H258ZM38 103H40L39 105H38V108L36 107L37 106V104ZM76 103H75V105H76ZM95 103V104H94ZM103 103V104H102ZM151 103V104H150ZM212 104V106H210L211 104ZM248 103V104H247ZM251 103V104H250ZM0 104V107H3L4 105H1ZM8 104V105H7ZM17 105V108L19 109H17V108H15V110H14V107H16L15 105ZM31 104H32V107L31 108H33L34 106L33 105H35L36 104V106L34 107L35 108V110L34 109H32V111H30L29 110V108H30V106H31ZM63 104V105H62ZM71 104V103H70ZM189 104H187V105H189ZM257 104V105H256ZM53 105H55V106H53ZM59 107H58V106ZM78 105V104H77ZM249 105V106H248ZM14 106V107H13ZM20 106H21V108H20ZM40 106V107H39ZM42 106H43V112H42V110L40 109V108H42ZM55 107V108H57V109H53L52 107ZM65 106L66 107H68L67 108V111H66V108H65ZM79 106V105H78ZM138 106V105H137ZM165 106V108H164V110L166 109V104L164 105ZM247 106V107H246ZM87 107V106H86ZM88 107H89V105H88ZM114 108H112L114 111H113V113L114 112H116L115 114H118V112H120V110H121V108H119L118 107V105L116 106L115 104H114V106H113ZM189 106H187V108H188ZM210 107V108H209ZM227 107V108H226ZM238 107V108H237ZM4 108V107H3ZM11 108H12V110H11ZM26 110V108L28 109V110H24V109ZM61 108V109H60ZM64 108H65V110H64ZM99 108V109H98ZM115 108L116 109H118V110H115ZM152 108H153V105H152ZM186 108V109H187ZM193 108V107H192ZM205 108H207V109H205ZM211 108H212V110H211ZM1 109V108H0ZM10 109V110H9ZM21 109H23V110H21ZM55 110V111H51V113H50V111L49 110ZM80 109V110H81ZM85 109V108H84ZM88 109V108H87ZM88 109V110H89ZM190 108H188L187 110H189ZM215 109V111L213 112V110ZM247 109V110H246ZM17 110V111H16ZM33 110H34V113H33ZM37 110V111H36ZM62 110V111H61ZM64 110V111H63ZM99 110V111H98ZM156 110V109H155ZM163 110V114L161 113V112H158V110H156V111H154L155 112V117H157V118H159L158 116V114L160 113L162 116H160V121H163V120H165L164 118L166 117H169V114H165V113H167L166 111H164ZM210 110V111H209ZM217 110V111H216ZM219 110V111H218ZM4 111V110H3ZM19 111H21V113H22V115H21V113L19 112ZM206 111V112H205ZM212 111V112H211ZM27 112V113H26ZM37 112V113H36ZM40 112V113H39ZM42 112V113H41ZM53 112V113H52ZM61 112H63L62 114H60L59 115V113H61ZM65 112V113H64ZM77 112H79V114L77 113ZM226 112V113H225ZM16 113H18V114H16ZM30 113H31V115H30ZM46 113V114H45ZM48 113V114H47ZM70 113H73V112H71L70 111ZM158 113V114H157ZM215 113V114H214ZM6 114V115H5ZM7 114H9V115H7ZM19 114H20V116H21V118L19 117ZM38 114H40L39 116H38ZM42 114H43V116H42ZM45 114V115H44ZM50 114L51 115H53V116H50ZM168 115V116H165V115ZM194 114H195V118H194ZM211 114V115H210ZM220 114V115H219ZM24 115V116H23ZM38 116V118L39 119H37V116ZM56 115H58V116H56ZM62 115H63V119L61 118L62 117ZM93 115H95V116H93ZM171 115H173V117H175V114H171ZM205 115V116H204ZM7 118H10V119H12V121H13V119L15 120L14 122H12V121H10L9 119L7 120L6 119V117ZM31 116H33V117H31ZM36 116V117H35ZM40 116H42V117H40ZM49 116L50 117H52L51 118V120L49 119ZM89 116V117H88ZM199 116H201V117H199ZM204 116V117H203ZM26 117V118H25ZM36 118V121H35V118ZM86 117V118H85ZM88 117V118H87ZM91 117V120H92V122H91V120L89 119ZM97 118V121H98V123L100 122V125H101V123H102V125L100 126L98 123H97V121L95 120L96 118ZM171 117V116H170ZM169 117V118H170ZM173 117H171V118H173ZM176 117H177V115H176ZM179 117V116H178ZM20 118V119H19ZM56 118H58V119H62L61 121H58ZM168 118V119H169ZM203 118L205 119L204 121H206V120H208V122L206 121L205 123H206V125H202V124H205L204 123V121L202 122V120H203ZM19 121H18V120ZM33 119H34V122H36V123H32L33 122ZM41 119V121H39ZM45 119V120H44ZM57 120V122L55 121V123H57V124H55L54 123V120ZM86 119H88V122L90 123H88L87 122V120ZM100 119V120H99ZM103 119V120H102ZM105 119V120H104ZM7 120V121H6ZM18 122H17V121ZM44 120V121H43ZM195 122H194V121ZM197 120V121H196ZM215 120V121H214ZM9 121V122H8ZM50 121H52L53 123H51ZM73 121V122H72ZM95 121V122H94ZM102 121H104V122H102ZM202 122V123H201ZM233 122H235V123H233ZM3 123V122H2ZM1 123V124H2ZM5 123H3V124H5ZM51 123V124H50ZM58 123H59V125H58ZM104 123V124H103ZM171 123H174V122H171ZM212 123V124H211ZM213 123H214V125H213ZM54 125V126H56V127H54L53 128V126H51V128L49 127L50 125ZM97 124H98V126H97ZM209 124H210V128H209ZM218 124V125H217ZM224 125V126H222V125ZM20 125V124H19ZM30 125H28V126H30ZM45 125H46V127H45ZM89 125H91V127L89 126ZM92 125H95V126H92ZM192 125V126H191ZM220 125V126H219ZM232 127H231V126ZM234 125V126H233ZM2 126H3V131H2ZM15 126V127H14ZM59 126V127H58ZM86 126L88 127V128H86ZM203 126V127H202ZM30 127H32V126H30ZM188 127V128H187ZM199 127V129H197ZM201 127V128H200ZM215 127V128H214ZM219 127H221L222 129H224V130H222L221 128H219ZM16 128H17V130H16ZM58 128V130H56ZM62 128V127H61ZM158 128V130H156ZM162 128H164L163 130H162ZM190 128V129H189ZM194 128V129H193ZM196 128V129H195ZM217 128L219 129V130H217ZM226 128V129H225ZM96 129H93L94 131L96 130ZM15 130V131H14ZM41 130V131H40ZM52 130V131H51ZM92 130V131H93ZM95 131L94 132V134L97 132H99V131ZM161 130V131H160ZM178 130V129H177ZM185 130V131H184ZM193 130V131H192ZM201 130V131H200ZM204 130V131H203ZM217 130V131H216ZM230 130H232L231 131V133H230ZM91 131V132H92ZM155 131V132H154ZM215 131V132H214ZM234 131V132H233ZM5 132V133H4ZM16 132V133H15ZM37 132V134L35 135V133ZM54 132V133H53ZM149 132V135L151 134ZM159 132V133H158ZM194 132V133H193ZM198 132V133H197ZM210 132V133H209ZM4 133V134H3ZM51 133H53L52 134V138H53V140L50 138V135H51ZM96 133V134H97ZM188 133V134H187ZM193 133V134H192ZM200 133V134H199ZM204 135H203V134ZM207 133V134H206ZM217 133V134H216ZM226 133V134H225ZM233 133V134H232ZM242 133H243V136H242ZM7 134H8V136H7ZM92 134H93V132H92ZM95 134V135H96ZM148 134V133H147ZM177 134H179V136L177 135ZM181 134V135H180ZM195 134H196V136H195ZM197 134H198V136H197ZM237 134V135H236ZM15 135V136H14ZM54 135V136H53ZM159 135V136H158ZM204 137H203V136ZM234 135V136H233ZM182 137L183 136V143L182 142H180V141H177V139L179 138V137ZM188 136H189V138H188ZM193 136V137H192ZM209 136V137H208ZM211 136H212V138H214V139H212L211 138ZM215 136V137H214ZM231 136H232V138H231ZM32 137V138H31ZM39 137V138H38ZM49 137V138H48ZM171 137H169L170 139H171ZM180 137V138H181ZM187 137V138H186ZM206 137H208V138H206ZM9 138V139H8ZM29 138H31V139H29ZM37 138H38V140H37ZM154 138V137H153ZM161 139V140H159V139ZM211 138V139H210ZM224 138V139H223ZM239 138V139H238ZM0 140V142L1 141H3V140ZM18 139V140H17ZM44 139H45V141H44ZM46 139L47 140H49V141H47L46 142ZM76 139V138H75ZM186 139H188V140H186ZM208 140L207 142H204V141H206V140ZM210 139V140H209ZM234 139V140H233ZM28 140V141H27ZM31 141V145L29 144L30 143V141ZM91 140V139H90ZM191 140V141H190ZM192 140H194V141H192ZM196 140V141H195ZM202 140V141H201ZM229 140V141H228ZM243 140V141H242ZM11 141H12V143H11ZM19 141V142H18ZM36 141V142H35ZM73 141H74V139H73ZM163 143H162V142ZM186 141V142H185ZM189 141V142H188ZM199 141V142H198ZM201 141V142H200ZM231 141V142H230ZM238 141H240V143L238 142ZM24 142V143H23ZM26 142V143H25ZM118 142H119V145H117L118 144ZM121 142V143H120ZM152 142V141H151ZM155 142V143H154ZM167 142V141H166ZM187 142H188V144H187ZM192 142V143H191ZM202 142H203V144H202ZM213 142V143H212ZM23 143V144H22ZM124 143H126L125 145L129 148L130 146V148L128 149L125 145H124ZM133 143H135V144H133ZM156 143H159V144H156ZM160 143H161V145H160ZM194 143V144H193ZM209 143H212V144H209ZM216 145H215V144ZM224 143V144H223ZM230 143V144H229ZM24 144H25V146H24ZM121 144H123V145H121ZM143 144V143H142ZM150 144V143H149ZM162 144H163V146L166 148V150H167V152H169V154L167 153V152H165L166 150H165V148H163L162 147ZM195 144H197V145H195ZM200 144V145H199ZM208 144V145H207ZM32 145H34V147L32 146ZM75 145V144H74ZM121 145V146H120ZM139 145V146H138ZM170 146L171 148H169V150H171V153L172 154H174L175 152L173 151V146ZM199 145V146H198ZM232 145V146H231ZM10 146V145H9ZM20 146V147H19ZM22 146H23V149H22ZM28 146H32L30 149L28 148ZM70 146H72V147H70ZM122 146H125V147H122ZM136 146V147H135ZM159 147V151H157V148ZM196 146V147H195ZM198 146V147H197ZM204 148L205 147V149H203L202 150V147ZM212 148H211V147ZM215 146H217V148L215 147ZM230 146V147H229ZM254 146H258L260 149L258 150L259 151V153L257 152V154H258V156L256 157L257 159H255V153L253 152V147ZM24 147H25V150H26V152L28 151V152H30V155H29V153L27 152V157H26V152H24L25 153V155H24V153H23V150H24ZM69 147V148H68ZM114 147V146H113ZM134 147V148H133ZM143 147V148H142ZM155 147V148H154ZM178 147V148H177ZM237 147V148H236ZM26 148H28V149H26ZM56 150H55V149ZM57 148L59 149V150H57ZM66 148V150L64 151L63 149H65ZM70 150V153H68V152H66L68 149ZM123 149V148H125V149H123V150H121V149ZM141 150H140V149ZM146 148H148L147 150H146ZM200 148H201V150H200ZM207 148H211V149H207ZM214 148H216V150L214 149ZM235 148V149H234ZM96 149V148H95ZM114 149V150H115ZM127 149H128V151H127ZM137 150V152L139 153H135V151ZM165 151H164V150ZM175 149V148H174ZM179 149H180V153H179ZM24 150V151H25ZM61 150V155H60V153H59V151ZM149 150L150 151H152L154 154H152V155H154V156H152V155H150L149 154ZM198 150V151H197ZM208 150H210V151H208ZM213 152H212V151ZM221 150H223V151H221ZM247 150V151H246ZM58 151V152H57ZM62 151L63 152H66V154H67V157L69 158V160H71V161H69L68 162V160H66V159H68L67 157H65L66 155H63L64 153H62ZM73 151V152H74ZM143 151H145V152H143ZM159 152L160 153V156L159 155H157V154H159V153H157V152ZM201 151H204L203 153H202V155H201ZM207 151V152H206ZM218 151H221V152H218ZM235 151V152H234ZM36 152V151H35ZM34 152V153H35ZM121 152L119 153V154H115V155H117V156H120V154H121ZM151 152V153H152ZM215 152V153H214ZM218 152V153H217ZM150 155V158H149V155ZM163 153V154H162ZM164 153H166L165 155H164ZM183 155H182V154ZM232 153V154H231ZM254 153V154H253ZM260 153H262V156L263 157H261L260 158V156H259V154ZM56 154H57V156H56ZM59 154V155H58ZM69 154V155H68ZM126 154V156H128ZM146 154V156L148 157L147 159H146V156H144ZM168 154V155H167ZM204 154V155H203ZM206 154V155H205ZM207 154L209 155V156H207ZM62 155H63V157H62ZM90 155V156H89ZM93 155V157H95L96 159L98 158V156L100 157V158H98L95 162H94V160H95V158H94V160H93V157H91ZM124 155H125V153H124ZM167 158V156L169 157V155H171L170 156V161L172 160V162L174 163V165H173V163L171 162V164H170V161H168V159H163L162 157H164V156ZM181 155V156H180ZM217 155V156H216ZM219 155H221V156H219ZM231 155V156H230ZM235 155H238V156H235ZM2 155H1V152H0V161H2V157H1ZM29 156H31V157H29ZM53 156V157H52ZM59 156V157H58ZM88 156H89V158H91V160L88 158ZM162 156V157H161ZM189 156V157H188ZM207 156V157H206ZM212 156H214V158H216V159H214ZM231 158H230V157ZM234 156V157H233ZM153 157V158H152ZM155 157V158H154ZM253 157V158H252ZM52 158V159H51ZM117 158H118V160H117ZM208 158V159H207ZM225 159L226 160V162L228 163V168H227V163L225 162V160H222V159ZM233 158H234V160H233ZM235 158H237V159H235ZM241 158V159H240ZM25 159V160H24ZM28 159V160H27ZM66 160V163H65V160ZM113 159V160H112ZM119 159H121L122 160V162H121V160H119ZM127 159V160H126ZM143 159L144 160H146V161H144V162H146V164L145 163H143ZM148 159L150 160L149 161V163H148ZM153 159V160H152ZM155 159V160H154ZM160 159V160H159ZM197 161H195V160ZM218 159V160H217ZM220 159H221V161L223 162V163H221V161H220ZM252 159V160H251ZM261 159V160H260ZM17 160H18V162H17ZM22 160H24V161H22ZM29 160H30V162H29ZM63 160V161H62ZM93 160V161H92ZM103 160V161H102ZM107 160V161H106ZM111 161L112 162V164H111V162H108V161ZM161 160H162V162H161ZM164 160H167L168 162H164ZM204 160H205V163H204ZM206 160H210V161H206ZM252 162H251V161ZM22 161V162H21ZM38 161V162H37ZM50 161L52 162V164L50 163ZM53 161H55V162H53ZM100 162V163H97V162ZM102 161V162H101ZM104 161H106V165H110L109 167H107L105 164H104ZM119 161V162H118ZM127 161V162H126ZM129 161V162H128ZM142 161V162H141ZM185 161H187L186 162V164L185 165H183V166H181L182 164H184L185 163ZM217 161V163H215V166H214V162H216ZM218 161H220V164L218 163ZM3 162V161H2ZM2 162H0L1 163V165L3 164L4 165V163H2ZM20 162H21V165H22V167H21V165H20ZM30 164H29V163ZM45 162V163H46ZM61 162H63V163H61ZM71 162H72V164H71ZM80 162V161H79ZM123 163V164H119L118 165V163ZM157 162V163H156ZM159 162H161V163H159ZM175 162H177V164H175ZM184 162V163H183ZM194 162V163H193ZM226 163V165H225V167H223L224 165L223 164H225ZM12 163V164H13ZM19 163V164H18ZM36 163V164H35ZM44 163V164H45ZM58 165H57V164ZM68 163H70L72 166L71 167H73V166H75V167H73V169L71 170V168H70V164H68ZM74 163H78V165L79 164H81V165H79V167L81 168V169H79V167L78 168H76L78 165H73ZM91 163V164H90ZM104 165H103V164ZM113 163H114V165H113ZM124 163H125V165H124ZM208 163V164H207ZM238 163V164H237ZM241 163V164H240ZM252 163H253V165H252ZM27 164H28V166H29V168L30 167H32L33 169H31V170H34L33 171V173H31L30 172V169L28 168V167H26L25 168V166H27ZM47 164V163H46ZM67 164H68V166H67ZM94 166H93V165ZM99 164V165H98ZM128 164V165H127ZM158 164V165H157ZM160 164V165H159ZM162 164V165H161ZM164 164H166V165H164ZM170 164V165H169ZM180 164V165H179ZM205 164V165H204ZM219 164V167L220 168H222L221 169V171H220V169H219V167L217 168L216 166ZM0 165V170H2L3 169V167H5V166H1ZM33 165V166H32ZM48 165V164H47ZM47 165H45L44 167H46L47 168ZM50 165H49V167H50ZM101 165V166H100ZM111 165H112V167L114 168H112L111 167ZM128 167H127V166ZM143 165V166H142ZM176 165V166H175ZM191 165V166H190ZM209 167H208V166ZM221 165V166H220ZM245 165V166H244ZM246 165H248V166H246ZM250 165V166H249ZM252 165V166H251ZM261 165H262V168H260L261 167ZM20 166V167H19ZM92 166V167H91ZM104 166V167H103ZM122 168L123 166H125V167H123L122 169L120 168V167ZM132 166V167H131ZM138 168L137 170H136V168ZM142 166V167H141ZM160 166V167H159ZM165 166H167V167H165ZM197 166L199 167V168H197ZM16 167V168H15ZM24 167V168H23ZM35 167V168H34ZM42 167V166H41ZM48 167V168H49ZM59 167V168H58ZM66 167H67V170H66ZM83 167V168H82ZM94 167V168H93ZM97 167L99 168V170L97 171ZM118 168L119 167V169L117 170L118 171V173L119 174H116L117 173V171H115V172H113L114 170H115V168ZM139 167H141V168H139ZM158 167V168H157ZM183 169H182V168ZM186 167V168H185ZM195 167V168H194ZM208 167V168H207ZM241 167V168H240ZM245 167V168H244ZM247 167V168H246ZM251 167H252V170H251ZM43 168V167H42ZM42 168H41V170H42ZM64 168H65V171H63L64 170ZM76 168V169H75ZM96 168V169H95ZM102 168H103V170H102ZM107 169V170H104V169ZM109 168V169H108ZM116 168V169H117ZM128 168V170L129 171H127L126 169ZM160 168V169H159ZM180 168V169H179ZM185 168V169H184ZM188 168V169H187ZM259 168L260 169H262L261 170V172L259 171ZM14 169V170H13ZM27 169H29V170H27ZM36 169V170H35ZM37 169H38V171H37ZM62 169V170H61ZM70 169V170H69ZM112 169V170H111ZM131 169V170H130ZM157 169V170H156ZM175 169V170H174ZM192 169V170H191ZM197 169V170H196ZM207 169V170H206ZM210 169V170H209ZM229 169V170H228ZM240 169H241V172H240ZM4 170V169H3ZM2 170V171H3ZM21 170H24L25 171V173L23 172V171H21ZM43 170L44 171H47V170H45L44 168H43ZM51 170H50V172H51ZM74 170H76V171H74ZM80 170V171H79ZM136 170V172H134ZM163 170V171H162ZM173 170V171H172ZM214 170V171H213ZM225 170V171H224ZM232 170V172H230ZM238 170V171H237ZM249 170H251V171H249ZM9 171V170H8ZM39 171H40V173H39ZM49 171V170H48ZM61 171H63V173H66L65 175H66V177H65V175L63 174V173H60ZM71 171V172H70ZM75 173H74V172ZM85 171V172H84ZM100 171V172H99ZM103 171V172H102ZM104 171H106L107 173H105ZM123 172V173H121V175H123L124 176V179H125V181L129 184H127V183H125V182H123V184L125 185V184H127L126 186H127V188H129V189H126V188H123V187H126V186H124V185H121V182H122V180H123V177L122 176H120V177H117V176H119L120 175V172ZM139 171V172H138ZM140 171H141V173H143L142 175H141V173H140ZM160 171H162V173H160ZM167 171V172H166ZM170 171V172H169ZM187 171V172H186ZM194 171H195V174L193 175V173H194ZM209 171V172H208ZM212 171H213V173H212ZM223 171H224V175H226V176H223ZM38 172V173H37ZM68 172H70V173H68ZM76 172H78L79 174H76ZM84 172V173H83ZM88 172V173H87ZM93 172V173H92ZM130 172H132V173H130ZM175 172H176V174H175ZM179 172V173H178ZM200 172V173H199ZM228 172V173H227ZM239 172V173H238ZM245 172V173H244ZM260 172V173H259ZM13 173V174H12ZM16 173L18 174V175H16ZM22 173V174H21ZM30 173L31 175H28V174ZM35 173V174H34ZM37 173V174H36ZM67 173H68V175H71V173H72V175L73 176H71V177H69L68 178V175H67ZM82 173V174H81ZM97 173H99V174H97ZM101 173V174H100ZM112 173V174H111ZM126 173H127V177H125V175H126ZM168 173V174H167ZM171 173V174H170ZM177 173H178V175H177ZM187 173V174H186ZM191 173H192V175H191ZM197 173V174H196ZM225 173H227V174H225ZM2 174H0V181H2ZM38 174H40V175H38ZM60 174V175H59ZM62 174V175H61ZM110 174V175H109ZM128 174H129V176H128ZM131 174H132V176H131ZM139 176H138V175ZM170 174V175H169ZM182 174V175H181ZM202 174V175H201ZM204 174V175H203ZM208 174H211V175H209L208 176ZM230 174V176H228ZM11 175H15L14 177L13 176H11ZM22 175H23V178H21L22 177ZM25 175H28V176H25ZM43 175V174H42ZM51 175H53V176H51ZM58 175H59V178H58ZM100 175V176H99ZM104 175V176H103ZM109 175V176H108ZM111 175H112V178H111ZM115 175H117V176H115ZM136 175V176H135ZM145 175V176H144ZM181 175V177H179ZM188 175H190V176H188ZM197 175V176H196ZM7 176V177H6ZM18 176H19V178L21 179H19L18 178ZM39 176V177H38ZM50 176L52 177L51 179H50ZM60 176H61V179H60ZM62 176H64V178L62 177ZM77 176V177H76ZM79 176H80V178L82 177V179H79ZM101 176H103L104 178H102ZM105 176H107L106 178H105ZM132 178H131V177ZM135 176V177H134ZM171 176V177H170ZM172 176H173V178H172ZM175 176V177H174ZM176 176H177V178H176ZM215 176H217V178H219V181H217L218 179H215ZM241 176V177H240ZM248 176V177H247ZM263 176V177H262ZM15 177H17V178H15ZM35 177V178H34ZM48 178L47 180L48 181H43V180H46V178ZM101 177V178H100ZM115 177H117V178H115ZM142 177V178H141ZM160 178V179H162V180H160V182L158 181L159 179L158 178ZM165 177V178H164ZM170 177V178H169ZM179 177V178H178ZM184 177H185V179H186V181L185 180H183L184 179ZM197 177V178H196ZM200 177V178H199ZM204 177V178H203ZM208 177V178H207ZM258 177V178H257ZM259 177H261V179L259 178ZM36 178H37V180H36ZM58 178V179H57ZM118 178H119V180H118ZM137 178V179H136ZM140 178V179H139ZM169 178V179H168ZM175 181V183H174V181H173V183H172V181H170V180H172V179ZM192 178V179H191ZM202 178V179H201ZM205 178H207V179H205ZM210 178V180L208 181V183H207V180ZM224 178V179H223ZM9 179V180H8ZM39 179V180H38ZM42 179V180H41ZM68 179V180H67ZM114 179V180H113ZM128 179L130 180V179H132V180H130V181H128ZM151 179H153V180H151ZM166 179H168V181L166 180ZM176 179H177V181L179 182V180L180 179H182V181H184V184H183V182H182V184H181V181L178 183L177 181H176ZM232 179H233V181H232ZM247 179V180H246ZM19 180V181H18ZM50 180V181H49ZM58 180V181H57ZM62 180V181H61ZM74 180V181H73ZM108 180H110V181H108ZM121 180V181H120ZM136 180V181H135ZM157 180V181H156ZM204 180V181H203ZM221 180H222V182H221ZM256 180H258V182L256 181ZM18 181V182H17ZM21 181H23L22 182V184L24 183V186H23V188H22V184L21 183H19V182H21ZM55 181V182H54ZM84 181V182H83ZM120 181V182H119ZM124 181V180H123ZM155 181V182H154ZM166 181V182H165ZM202 183H201V182ZM212 181V182H211ZM213 181H214V184H213ZM242 181H245V182H243L242 183ZM260 181V182H259ZM11 182V184H9ZM17 182V183H16ZM41 184L42 182H44V184H46V186L44 185V186H41L39 183ZM51 182V183H50ZM103 182V183H102ZM106 182V183H105ZM109 182H110V186H108L109 185ZM118 182V183H117ZM133 182V183H132ZM137 182H138V185H137ZM147 182V183H146ZM167 184H165V183ZM168 182L169 183H172V184H174V187L173 188H175L176 190H175V192H173L174 191V189L173 188H171V186H169L170 188L169 189H167L168 187V185H170V184H168ZM200 182V183H199ZM216 182V183H215ZM218 182V183H217ZM228 182H229V184H228ZM257 183V185H256V183ZM1 183H4V181H2V182H0V184ZM7 183V184H6ZM18 183L21 185L20 186V189L21 190H19V188H16V187H18L19 185H18ZM27 183H29V185L30 186H28V184ZM34 183V184H33ZM52 184V183H55V184H52V185H50V184ZM60 183H62V184H60ZM70 183V184H69ZM76 183V184H75ZM79 183H81V184H79ZM101 183V184H100ZM105 183V185H103V188H102V184H104ZM107 183H108V185H107ZM113 183H114V185H113ZM116 183V184H115ZM159 183H160V185H159ZM186 183H188V184H186ZM207 183V184H206ZM227 183V184H226ZM240 184V186L242 187V190L239 188V186H238V184ZM9 184V185H8ZM26 184V185H25ZM32 184V185H31ZM39 184V185H38ZM48 184H49V187H47L48 186ZM56 184L59 186V187H62L61 189L58 187V189H56L57 187H56ZM68 184V185H67ZM86 184V185H85ZM132 184V185H131ZM156 184H158L157 186H156ZM171 184V185H172ZM176 184V185H175ZM181 185L182 187V189L180 188V186H179V188L180 189H177V185ZM204 184V185H203ZM211 184H213V185H211ZM215 184H217L218 186H216ZM243 184H244V186H243ZM7 187H6V186ZM35 185H37L36 187H35ZM62 185V186H61ZM66 185V186H65ZM71 185V186H70ZM73 185V186H72ZM164 185H166V186H164ZM185 185V187L187 188H190L191 187V185H195V186H192V190L190 189V191H189V189L187 190H184V188H183V186ZM187 185V186H186ZM189 185V186H188ZM226 185V186H225ZM230 185V186H229ZM1 187H3L2 185H0ZM38 186H41L40 188L38 187ZM52 186H54L53 187V189L52 190H50L51 188H52ZM67 186H68V189H67ZM105 186V187H104ZM114 186V187H113ZM116 186H118V187H116ZM120 186H123V187H121V188H123L124 189V191H122V189L120 190ZM133 186V187H132ZM144 186V188H142ZM200 186H204V188H202V187H200ZM213 186V187H212ZM224 186V187H223ZM232 186V188H230ZM236 188H235V187ZM259 186H260V188H259ZM34 187V188H33ZM70 187V188H69ZM71 187H72V190H71ZM76 187V188H75ZM95 187V188H94ZM97 187H99V189L97 188ZM101 187V188H100ZM107 187H109L110 189L108 190V193H107ZM113 187V188H112ZM140 187V188H139ZM157 187H160V189L158 188L157 189ZM165 187V188H164ZM194 187H196L197 189H199V190H197V189H195ZM199 187V188H198ZM214 187H216V188H214ZM219 187V188H218ZM226 187V188H225ZM38 188V190H36ZM41 188H42V190H41ZM46 188V189H45ZM113 189V191L115 192H126V190H128V194L127 193H125V195H122L121 193H119V194H116V192L113 194V197H112V195H111V197L109 196L111 193H113V192H110V191H112V189ZM114 188H116L115 190H114ZM118 188H119V190H118ZM136 188V189H135ZM206 188V189H205ZM207 188L209 189L208 191H207ZM223 188H224V193H226V194H224L223 193ZM238 188V189H237ZM257 188H259V189H257ZM5 189H7V190H5ZM15 189H18V191H16ZM62 189H63V191H62ZM74 189V190H73ZM97 189V190H96ZM138 189H140V190H138ZM144 189V191H142ZM146 189H147V191H146ZM154 189V190H153ZM159 191V192H157L156 193V191L157 190ZM163 189V190H162ZM172 189V190H171ZM211 189V190H210ZM215 190V192H214V190ZM217 189V190H216ZM236 189H237V191H236ZM246 191H245V190ZM40 190L43 192H41L40 194H39V192H40ZM61 190V192L59 193V191ZM66 190V191H65ZM68 190V191H67ZM100 190V191H99ZM104 190V191H103ZM131 190H133V191H131ZM167 190H170L168 193H167ZM197 190V191H196ZM219 190V191H218ZM221 190V191H220ZM227 192H226V191ZM243 190H244V192H243ZM6 191H7V193H6ZM23 191H25V192H23ZM32 191H33V194H32ZM38 191V192H37ZM56 191V192H55ZM102 191V192H101ZM186 191H189V192H187L186 193ZM195 191V192H194ZM198 191H199V193H198ZM230 191V192H229ZM235 191H236V193H235ZM15 192H18V193H20L19 195H16L17 193H15ZM27 192V193H26ZM51 192V193H50ZM53 192V193H52ZM87 192V193H86ZM89 192H90V195H89ZM134 194H133V193ZM138 192V193H137ZM145 192H147V193H145ZM177 192V193H176ZM179 192V193H178ZM204 192V193H203ZM209 192H211V193H209ZM217 192H219V194L217 193ZM221 192V193H220ZM233 192V193H232ZM242 192V193H241ZM23 193V194H22ZM31 193V194H30ZM57 193V194H56ZM101 193H103V194H100ZM137 193V194H136ZM140 193V194H139ZM167 193V194H166ZM174 193V194H173ZM184 195H183V194ZM4 194H6V195H4ZM13 194H14V197L12 198V196H13ZM26 196H25V195ZM37 194H39L38 195V197H37ZM56 194V195H55ZM62 194V196H64V201H66V202H64L63 200H62V196H60ZM95 194V195H94ZM105 194H106V196H105ZM127 194V195H126ZM144 194V195H143ZM148 194V195H147ZM169 194V195H168ZM189 194V195H188ZM198 196H197V195ZM204 194H205V196H204ZM207 194V195H206ZM221 194H223V196L221 195ZM43 195V196H42ZM68 195V196H67ZM116 195V197H114ZM124 196V197H122V196ZM129 195V196H128ZM138 195V196H137ZM161 195V196H160ZM171 195V196H170ZM188 195V196H187ZM229 195H232V196H229ZM6 196V197H5ZM59 198H58V197ZM67 196V197H66ZM91 196V197H90ZM94 196H96V198L94 197ZM97 196H101V197H98L97 198ZM127 196V197H126ZM155 196H157V197H155ZM203 198H202V197ZM218 196V197H217ZM227 196H229L228 198H226ZM47 197L50 199H47ZM70 197V198H69ZM79 197H81V198H79ZM84 197V198H83ZM119 197V198H118ZM121 197V198H120ZM130 197H132V198H130ZM136 197H137V199L139 198V199H142V200H145V201H140L139 199L137 200L136 199ZM181 197V198H180ZM222 197L224 198L225 197V199H222ZM32 198V199H31ZM35 198H37V199H35ZM65 198H66V200H65ZM83 198V199H82ZM96 201H98V202H96L95 203V200ZM100 198V199H99ZM107 198V199H106ZM110 198V199H109ZM122 198H124L123 199V201L126 203V204H124L123 205V201L121 200ZM125 198H127L126 200L127 201H125ZM206 198V199H205ZM221 198V199H220ZM6 199V200H5ZM29 199V200H28ZM44 199V200H43ZM62 200V202L61 201H59V200ZM84 199H86L85 201H86V203H85V201H84ZM99 199V200H98ZM106 199V200H105ZM113 201H112V200ZM116 199H118V201H116ZM120 199V200H119ZM130 201H129V200ZM136 199V200H135ZM200 199H202V200H200ZM218 199V200H217ZM10 200H11V202H10ZM28 200V201H27ZM34 200V201H33ZM48 200V201H47ZM75 200V201H74ZM77 200V201H76ZM92 200V201H91ZM101 200V201H100ZM109 200V201H108ZM204 200V201H203ZM207 202H206V201ZM9 201V202H8ZM45 201V202H44ZM51 201V202H50ZM69 201V202H68ZM72 201H74V202H76V204L75 203H73ZM79 201L81 202V203H79ZM103 201V202H102ZM116 201V202H115ZM119 201H122L121 203H122V206H121V203H120V207H119V205H118V203H119ZM133 201H135V203L133 202ZM0 202H1V199H0ZM34 202V203H33ZM63 202H64V204H63ZM72 202V203H71ZM77 202H78V204H77ZM91 202V203H90ZM100 202V203H99ZM108 202V203H107ZM111 202H113V203H111ZM115 202V203H114ZM129 202V203H128ZM132 204H131V203ZM218 202V203H217ZM220 202V203H219ZM11 203V204H10ZM26 203V204H25ZM39 203V204H38ZM44 203V204H43ZM57 203H59V204H57ZM66 203H69L68 205H70V206H68ZM85 205H84V204ZM90 203V204H89ZM102 203V205H100ZM105 203V204H104ZM109 203H111V204H109ZM128 203V204H127ZM201 203V204H200ZM205 203V204H204ZM79 204H81L80 206H79ZM83 204V205H82ZM96 204V205H95ZM107 204V205H106ZM112 204H114V205H112ZM204 204V205H203ZM3 205V206H2ZM18 205H19V207H18ZM26 205H28L27 206V208H26ZM45 205V206H44ZM47 205V206H46ZM48 205H50V206H48ZM73 205H75V206H77L76 208H75V206H73ZM100 205V206H99ZM118 205V206H117ZM127 205V206H126ZM129 205V206H128ZM39 206V207H38ZM59 206V207H58ZM60 206H64V208H62V207H60ZM68 206V207H67ZM81 206H83L82 208H83V210H82V208H81ZM88 206V207H87ZM104 206V207H103ZM147 206V207H146ZM68 209H67V208ZM81 208V211H80V208ZM99 207V208H98ZM106 207V208H105ZM108 207V208H107ZM118 207V209H116V208ZM129 207V208H128ZM149 207V208H148ZM155 208L157 211H153V210H155L154 208H153V210H152V213H151V208ZM61 208H62V210H61ZM73 208V209H72ZM88 208V209H87ZM52 209H53V211H52ZM65 209V210H64ZM124 209H126V210H124ZM28 210V211H27ZM50 210V211H49ZM71 210H73V211H71ZM77 210V211H76ZM97 210V211H96ZM99 210V211H98ZM105 210V211H104ZM122 210V211H121ZM127 210H129L128 212H127ZM133 210V211H132ZM148 210V211H147ZM22 211V212H21ZM24 211V212H23ZM34 211H38V212H34ZM39 211H40V213L42 212V211H47L46 213L45 212H43V213H41V215H40V213H39ZM56 211H58V212H60L61 213V215H60V213H56ZM66 211L71 215V216H69L67 213H66ZM79 211V212H78ZM101 211V212H100ZM107 211V212H106ZM138 211V212H137ZM159 211H161L162 213H159ZM21 212V213H20ZM30 212V213H29ZM53 212V213H52ZM91 212V213H90ZM134 212V213H133ZM10 213V214H9ZM12 213H13V215H12ZM50 213V214H49ZM56 213V214H55ZM74 213V214H73ZM97 213V214H96ZM126 213V214H125ZM144 213H145V215H144ZM33 214V215H32ZM55 214V215H54ZM62 214H64V215H62ZM146 214H148L147 216H146ZM163 214V215H162ZM13 217H12V216ZM34 215H36V217H37V219H36V217L34 216ZM38 215V216H37ZM44 215V216H43ZM53 217H52V216ZM65 215L67 216V217H65ZM160 215H162V216H160ZM10 216H11V218H10ZM15 216V217H14ZM22 216V217H21ZM28 216H30V217H28ZM55 216H56V218H55ZM59 216H61L63 219L61 220V217L59 218ZM80 216V217H79ZM86 216V217H85ZM136 216H137V218H136ZM33 217H35L34 219H33ZM42 217V218H41ZM43 217H45V218H43ZM50 217V218H49ZM64 217H65V219H64ZM69 217V218H68ZM85 217V218H84ZM96 217H98V218H96ZM111 217V218H110ZM14 218H15V221H14ZM22 218H23V220H22ZM25 218V219H24ZM28 218V219H27ZM32 218V219H31ZM52 218V219H51ZM71 218L74 220H77V221H73V220H71ZM81 218H83V219H81ZM113 218H115V219H113ZM134 218V219H133ZM163 218V219H162ZM11 220L10 222H9V220ZM21 219V220H20ZM30 219V220H29ZM41 220V222H40V220ZM44 219H45V221H44ZM57 219V220H56ZM88 219V220H87ZM130 219V220H129ZM162 219V220H161ZM26 220V221H25ZM52 220V221H51ZM56 220V221H55ZM111 220V221H110ZM146 220V221H145ZM246 220H247V222H246ZM29 221V222H28ZM30 221H32V223L30 224ZM34 221V222H33ZM54 221V222H53ZM70 221V222H69ZM161 221V222H160ZM23 222V223H22ZM39 222V223H38ZM44 223V225H43V223ZM48 222V223H47ZM58 222V223H57ZM76 222L78 223V224H76ZM159 222V223H158ZM40 223H41V225H40ZM46 223V224H45ZM55 225H54V224ZM62 223V224H61ZM84 223V224H83ZM136 223V224H135ZM146 223V224H145ZM164 223V224H163ZM248 223V224H247ZM13 224H16V225H13ZM32 224H34V225H32ZM37 224V225H36ZM121 224V225H120ZM131 226H130V225ZM144 224V225H143ZM18 225V226H17ZM20 225V226H19ZM27 225V226H26ZM79 225V226H78ZM135 225V226H134ZM146 225V226H145ZM160 225V226H159ZM14 226L16 227V228H14ZM34 226H35V229H34ZM49 226V227H48ZM75 226V227H74ZM95 226V227H94ZM103 226H104V228H103ZM126 226V227H125ZM21 227V228H20ZM30 227V229L31 230H29L28 228ZM46 227V228H45ZM59 227V228H58ZM107 227V228H106ZM122 227H124L123 229H122ZM128 227H129V229H128ZM136 227V228H135ZM7 228H8V230H7ZM27 228V229H26ZM42 228V229H41ZM54 228V229H53ZM73 228V229H72ZM100 228V229H99ZM126 228V229H125ZM142 228V229H141ZM61 229V230H60ZM62 229L64 230V231H62ZM71 229V230H70ZM90 229V230H89ZM93 231H92V230ZM95 229H96V231H95ZM98 229V230H97ZM121 229V230H120ZM12 230H14V231H12ZM16 230V231H15ZM39 230H40V233H42V234H40L39 233ZM42 230H44V231H42ZM59 230H60V232H59ZM101 230V231H100ZM102 230H104L103 231V233H102ZM134 230V231H133ZM135 230H136V232L137 233H135ZM26 231L27 232H30L31 231V234L30 233H27L28 234V236H27V234H26ZM46 231V232H45ZM48 231V232H47ZM55 233H54V232ZM57 231H58V233H57ZM76 231V232H75ZM11 232V233H10ZM15 232V234H13ZM44 232V233H43ZM50 232H51V236H50ZM64 232V233H63ZM101 232V233H100ZM139 232V233H138ZM9 233V234H8ZM24 234V236H23V234ZM47 233H49V235L47 234ZM106 233V234H105ZM259 233V234H258ZM53 234V235H52ZM60 234V235H59ZM64 236H63V235ZM74 234V235H73ZM75 234H76V236H75ZM92 234V235H91ZM2 235H3V237H2ZM5 235L7 236V237H5ZM11 235V236H10ZM42 235V236H41ZM63 236V238L65 239V241H63L61 238H62V236ZM115 235V236H114ZM14 236H15V238H14ZM29 236H31V238L29 237ZM39 236H41V237H39ZM53 236V237H52ZM61 236V237H60ZM70 236V237H69ZM97 236V237H96ZM8 237H9V239H8ZM16 237H17V239H16ZM20 237V238H19ZM29 237V238H28ZM33 237V238H32ZM37 237V238H36ZM45 237V238H44ZM51 238V239H49V238ZM76 237V238H75ZM249 237V238H248ZM12 238V239H11ZM25 238V239H24ZM27 238L29 239V240H27ZM49 240H48V239ZM52 238H54V240L52 239ZM56 238V239H55ZM71 238V239H70ZM98 238V239H97ZM45 241H44V240ZM61 239V240H60ZM19 240V241H18ZM39 240H41V241H39ZM51 240V241H50ZM70 242H68V241ZM111 240V241H110ZM255 240H257V241H255ZM21 241V242H20ZM31 241V242H30ZM39 243H38V242ZM44 241V242H43ZM50 241V242H49ZM57 242V244H56V242ZM25 242V243H24ZM28 242H29V245H28ZM35 242H36V244H35ZM41 242V243H40ZM52 242V243H51ZM63 242V243H62ZM68 242V243H67ZM17 245H16V244ZM20 243V244H19ZM51 243V244H50ZM58 246H56L55 244ZM7 244V245H6ZM19 244V245H18ZM39 244V245H38ZM48 244H50V246L51 247H49V245ZM54 244V245H53ZM73 244V245H72ZM261 244V245H260ZM12 245V246H11ZM21 245V246H20ZM28 245V246H27ZM62 245H63V247H62ZM65 245H66V248H65ZM257 245H258V247H257ZM5 246V247H4ZM8 246V247H7ZM10 246V247H9ZM20 246V247H19ZM29 246H30V248H29ZM71 246V247H70ZM15 247V248H14ZM31 247H32V249H31ZM7 248H8V250H7ZM18 248H19V250H18ZM25 248V249H24ZM29 248V249H28ZM33 248H35L36 250L34 251L33 250ZM95 248V249H94ZM28 249V250H27ZM38 249V250H37ZM49 249V250H48ZM15 250V251H14ZM68 250V251H67ZM9 251V252H8ZM23 251V252H22ZM29 251V252H28ZM34 253H33V252ZM52 251V252H51ZM63 251V252H62ZM255 251V252H254ZM258 251V252H257ZM25 252V253H24ZM37 252H38V254H37ZM41 253V254H40ZM58 253V254H57ZM261 253V254H260ZM54 254V255H53ZM37 255V256H36ZM14 257V258H13ZM263 257V258H262ZM40 258V259H39ZM159 262V263H158Z\"/></svg>","mask_w":264,"mask_h":264},{"label":"bare ground","instance_id":"2","mask_svg":"<svg viewBox=\"0 0 264 264\" xmlns=\"http://www.w3.org/2000/svg\"><path fill=\"white\" fill-rule=\"evenodd\" d=\"M14 1H15V0H14ZM32 1H33V0H32ZM44 1H45V0H44ZM73 1H74V0H73ZM105 1H107V0H105ZM122 1H123V0H122ZM128 1H129V0H128ZM136 1H137V0H136ZM141 1H142V0H141ZM159 1H160V0H159ZM159 1L157 0L158 3H159ZM172 1H173V0H172ZM176 1H179V0H176ZM180 1H181L182 3H184V4H186V2H187L186 0H180ZM188 1H189V0H188ZM18 2H19V1H18ZM30 2H31V1H30ZM68 2H72V1L69 0ZM80 2H81V0H80ZM87 2H88V0H87ZM101 2H102V1H101ZM101 2H100V3H101ZM103 2H104V1H103ZM112 2H113V1H112ZM125 2H126V1H125ZM132 2H133V0H132ZM139 2H140V1H139ZM143 2H144V1H143ZM153 2H156V1L154 0ZM157 2H156V3H157ZM169 2H170V1H168L166 5H168ZM174 2H175V1H174ZM191 2H192V1H191ZM213 2H215V1H213ZM217 2H218V0H217ZM217 2H215V4H217ZM238 2H239V1H238ZM0 3H1V2H0ZM28 3H29V2H28ZM41 3H44V2H41ZM47 3H48V1H47ZM73 3H75V1H74ZM77 3H79V2L77 1ZM82 3H84V2H81V7H82V6H83V7L85 6V7H86V10H85V9H84V10L87 12V8H88V7L86 6L87 4L84 3V4L82 5ZM117 3H118V2H117ZM133 3H134V2H133ZM160 3H161V1H160ZM163 3H164V2H163ZM163 3H162V5L164 6V4H165L166 2H165L164 4H163ZM219 3H221V2H219ZM224 3H225V2H224ZM227 3H228V2H227ZM3 4H4V3H3ZM31 4H33V3H31ZM44 4H45V3H44ZM48 4H49V3H48ZM93 4H94V3H93ZM124 4H125V3H124ZM137 4H138V3H137ZM137 4H136V5H137ZM151 4H152V2H151ZM171 4H172V3H171ZM189 4H191V3L189 2L188 5H189ZM213 4H214V3H213ZM215 4H214V5H215ZM236 4H237V3H236ZM0 5H1V4H0ZM34 5H35V4H34ZM39 5H40V4H39ZM39 5H38V6H39ZM71 5H73V4L70 3V8H71ZM112 5H113V4H112ZM145 5H146V3H145ZM155 5H156V4H155ZM157 5H158V4H157ZM162 5H160V7H161ZM166 5H165V6H166ZM188 5L186 4L185 6H188ZM191 5H192V6L189 5L190 8H191L192 10H194L195 12H197V13H198V11L202 10V5H201V4H200L201 7H200V5H196V4H191ZM217 5H219V4H217ZM232 5H233V4H232ZM5 6H6V5H5ZM30 6H31V5H30ZM44 6L46 7V4H45ZM74 6H75V5H74ZM77 6H78V5H77ZM92 6H93V5H92ZM128 6H129V4H128ZM142 6H144V5H142ZM146 6H147V5H146ZM152 6H153V5H152ZM158 6H159V5H158ZM168 6H169V7H172V6H170V5H168ZM168 6H166V8H168ZM41 7H42V6H41ZM41 7H40V8H41ZM45 7H43V8H45ZM48 7H49V6H48ZM83 7H82L81 9H79V7H75V8H74V7L72 6V8H74L75 10H76V8L78 9L77 12H81V11L83 10ZM85 7H84V8H85ZM105 7H107V5H106ZM132 7H134V6H132ZM147 7H148V6H147ZM147 7H146V8H147ZM149 7H150V3H149ZM156 7H157V6H156ZM215 7H216V6H215ZM225 7H226V6H225ZM0 8H1V7H0ZM43 8H42V10H43ZM68 8H69V7H68ZM70 8H69V10H70ZM93 8H96V7L93 6ZM97 8H98V7H97ZM120 8H121V7H120ZM151 8H152V7H151ZM151 8H150V9H151ZM161 8H162V7H161ZM179 8H180V7H179ZM1 9H2V8H1ZM1 9H0V10H1ZM36 9H37V8H36ZM63 9H64V7H63ZM105 9H106V8H105ZM116 9H117V8H116ZM136 9H137V8H136ZM162 9H163V8H162ZM164 9H165V8H164ZM32 10H33V9H32ZM65 10H66V9H65ZM72 10H73V9H71L70 11L72 12ZM79 10H81V11H79ZM84 10H83L82 12H85ZM141 10H142V9H141ZM160 10H161V9H160ZM167 10H168V9H167ZM171 10H172V8H171ZM176 10H177V8H176ZM206 10H207V9H206ZM206 10H204V11H206ZM211 10H212V9H211ZM219 10H220V9H219ZM4 11H5V10H4ZM44 11H45V10H43V12H44ZM66 11H67V10H66ZM70 11H69V12H70ZM110 11H111V10H110ZM145 11H146V10H145ZM162 11H163V10H162ZM208 11H209V10H208ZM213 11H214V10H212V12H213ZM29 12H30V11H29ZM82 12H81V13H82ZM86 12H85V13H86ZM90 12H91V11H90ZM96 12H97V11H96ZM98 12H99V11H98ZM139 12H140V11H139ZM146 12H148V11H146ZM146 12H145V13H146ZM149 12H150V11H149ZM163 12H164V11H163ZM173 12H174V11H173ZM210 12H211V11H210ZM251 12H252V11H251ZM2 13H3V12H2ZM11 13H13V12H11ZM32 13H33V12H32ZM34 13H35V11H34ZM61 13H62V12H61ZM72 13H73V12H72ZM74 13H76V12H74ZM81 13H80V14H81ZM214 13H215V12H214ZM30 14H31V13H30ZM41 14H42V13H41ZM45 14H46V13H45ZM47 14H48V13H47ZM88 14H89V12H88ZM98 14H99V13H98ZM137 14H138V13H137ZM142 14H143V13H142ZM167 14H169V13H167ZM201 14H202V13H201ZM210 14H211V13H210ZM258 14H259V13H258ZM8 15H9V14H8ZM8 15H5V16H6V19H7V16H8ZM17 15H18V13H17ZM34 15H35V14H34ZM34 15H32V16H34ZM39 15H40V14H39ZM62 15H64V14H62ZM68 15H70V14H67V17H65V19H66V18H67V19L69 18ZM82 15H83V14H82ZM116 15H117V14H116ZM116 15H115V16H116ZM169 15H170V14H169ZM172 15H173V14H172ZM214 15H215V14H214ZM229 15H230V14H229ZM3 16H4V15H3ZM14 16H15V15H14ZM22 16H23V15H22ZM27 16L30 17L29 14H28ZM50 16H51V14H50ZM59 16H60V15L58 14V17H59ZM74 16H75V15H74ZM77 16H78V15H77ZM80 16H81V15H80ZM99 16H100V15H99ZM105 16H106V15H105ZM117 16H118V15H117ZM117 16H116V17H117ZM126 16H127V15H126ZM170 16H171V15H170ZM243 16H244V15H243ZM11 17H13V16H11ZM34 17H35V16H34ZM96 17H97V16H96ZM96 17H95V18H96ZM107 17H108V15H107ZM118 17H119V16H118ZM118 17H117V18H118ZM171 17H172V18H169V17H168V18H169L170 20H171V19L174 20V24H173V26H174V28H175V31H176V29H177L178 31L181 30L180 27H179V29L176 28V27L178 26V24L176 25L177 22H175V21H176V20H175L176 18L173 17V16H171ZM196 17H197V16H196ZM217 17H218V16H217ZM219 17H221V16H219ZM263 17H264V16H263ZM4 18H5V17H4ZM17 18H18V17H17ZM20 18H21V17H20ZM62 18H63V16H62ZM72 18H73V17H72ZM86 18H87V17H86ZM86 18H85L84 20H86ZM88 18H89V17H88ZM156 18H157V17H156ZM174 18H175V19H174ZM181 18H182V17H181ZM210 18H211V17H210ZM236 18H237V17H236ZM13 19H14V17H13ZM13 19H12V20H13ZM18 19H19V18H18ZM24 19H25V18H24ZM27 19H28V17H27ZM32 19H34V18H32ZM39 19L42 20V18H39ZM49 19H50V17H49ZM49 19H48V20H49ZM58 19H61V18H58ZM98 19H99V18H98ZM184 19H185V18H184ZM184 19H183V21H184ZM189 19H190V18H189ZM195 19H196V18H195ZM220 19H221V18H220ZM10 20H11V19H10ZM12 20H11V21H12ZM14 20H15V19H14ZM16 20H17V19H16ZM35 20H36V19H34V21H35ZM61 20H62V19H61ZM79 20H80V19H79ZM89 20H91V19H89ZM107 20H108V19H107ZM113 20H114V19H113ZM156 20H157V22L159 21L158 19H156ZM172 20L168 22V24H170L169 26H171V23L173 22ZM180 20H181V19H179V21H180ZM197 20H198V19H196L195 21H197ZM224 20H225V19H224ZM236 20H237V19H236ZM36 21H38V20H36ZM42 21H43V20H42ZM45 21H47V20H45ZM64 21H65V20H64ZM91 21H93V20H91ZM177 21H178V20H177ZM199 21H200V20H199ZM12 22H14V21H12ZM16 22H17V21H16ZM32 22H33V21H32ZM48 22H49V21H48ZM48 22H47V23H48ZM50 22H51V20H50ZM50 22H49V23H50ZM60 22H61V21H60ZM98 22H99V21H98ZM102 22H103V20H102ZM114 22H115V21H114ZM155 22H156V21H155V18H154V23H155ZM170 22H171V23H170ZM180 22H181V21H180ZM184 22H185V21H184ZM186 22H188V23L191 24V26H192V23H191L190 21H186ZM186 22L184 23L185 25H186ZM200 22H201V21H200ZM203 22H204V21H203ZM203 22H201V23H203ZM222 22H223V21H222ZM10 23H11V22H10ZM45 23H46V22H45ZM45 23H44V24H45ZM47 23H46V24H47ZM63 23H64V22H63ZM83 23H84V22H83ZM86 23H87V22H86ZM93 23H94V21H93ZM116 23H117V22H116ZM178 23H179V22H178ZM188 23H187V24H188ZM193 23H194L193 26H194L195 24H199V23H195V22H193ZM32 24H33V23H32ZM32 24H30V25H32ZM35 24H36V23H35ZM42 24H43V23H42ZM51 24H52V23H51ZM87 24H88V23H87ZM91 24H92V23H91ZM94 24H96V23H94ZM94 24H92V25H94ZM114 24H115V23H114ZM189 24H188V29L191 27ZM205 24H206V20H205ZM220 24H221V23H220ZM9 25H10V24H9ZM9 25H8V26H9ZM11 25H12V23H11ZM13 25H14V24H13ZM17 25H18V24H17ZM37 25H38V22H37ZM70 25H71V24H70ZM70 25H69V26H70ZM89 25H90V24H89ZM175 25H176V27H175ZM181 25H182V27H183L184 29L187 28V27H184L183 23H181ZM181 25H180V26H181ZM199 25H200V24H199ZM199 25H197V26L199 27ZM203 25H204V23H203ZM203 25H202V26H203ZM214 25H215V24H214ZM217 25H218V24H217ZM221 25H223V24H221ZM15 26H16V24H15ZM19 26H20V25H19ZM23 26H24V25H23ZM41 26H42V25H41ZM44 26H45V25H44ZM49 26H50V25H49ZM59 26H60V25H59ZM80 26H81V25H80ZM83 26H84V25H83ZM85 26H87V25H85ZM104 26H105V25H104ZM117 26H118V25H117ZM189 26H190V27H189ZM193 26H192L191 28H193ZM197 26L195 25V27H194V28H196V29H194V28H193V29L190 28L191 30H190V29H189V30L187 29V30L189 31V34H190V33L193 34V32H191V31H195V32H199V31H200V32H201V30L203 31V30H205V29H206V34H207V33L210 34V35H209L210 38H209L208 36H204V37H208V38H209V41H206L208 38H206V40H205V38L202 37L203 35H202L200 32H199V34H201V36H199L198 34L194 33V35L196 34L195 36L198 35V37H201V38H199V39H204V40H205V42H204L203 40H199L200 42H197L198 39L193 35V36L196 38V42H195V43H196V46H197V47H198L199 45H200V47H201V45H203V47H204V46L207 47L206 45H207V43H208V47H207V48H202V49H203L202 51L205 52V49H206V50L208 49V51H211V50H212V53H214L213 55H215V54L218 55L219 52H220L219 50H221V49H220V48H219V49H216V48H217V46L219 47V45H220V46L222 47V49L225 48V49H223L224 51L221 50L222 52H224L223 54L227 55V54H230V53H231V54L234 55V56H232V57L228 56V58H225V60H223V62H218V60H217L218 57H217L216 59H214V60H217V62H218V63H217L216 61L211 60V59H213V57H211V52H208V51H207V52H208L207 54H206V52H205V54L203 53V55H206V57L203 56V57H204L203 59H204V60H205V59H210V60L207 61V62H204L203 60H201L202 58L199 57L198 59H200V62H199L200 64L198 63L197 65L194 66V64H196V62H198V61H196V60H198V59L195 60V58H194L195 56H194V57L192 56L193 58L190 57V56H189V57L187 56V58H190V59H191V61H189L190 59L187 60V58H183V55H184V56L186 55V53L183 54L184 50H181V53H182V54L179 53L180 50H179V52L176 51V52L179 53V55H182L183 60H186L187 64L189 63V65H187L186 63H184V61H183V63H181L182 61H181V60H178V59H181V57L178 58L179 56L176 57V59H177V60L175 59L176 61H174V60H173L174 57H172V60H173V62H174V64H173L174 66L172 65V68H167L166 66L164 67V68H167V70H169V73H170V74L172 73L171 71L174 69V70H173V73H175V75H174V74L170 75V74H168V72H166L168 75L165 73V74L167 75V76H166L167 78L170 76V79H171V81H172V82H171V81H167L168 79H167V80H164V79H166V78H165V75H164V76L162 75L164 79L162 78V80H161V78H160L161 75H160V73H158V72H159L160 70H161L160 72H162L164 68H162L161 66L159 67V65L161 64L160 61H157V63H158V66H157V67H158V69H160L158 72L156 71L157 74L160 75V77L158 76V78H157V77H156L157 74H155L156 72L152 73L153 70H152L151 67H153V66H150V67H149V66L147 65L148 68H151V69H149V70L151 71V72H149V74L152 73L151 75H149L148 72H145L146 69H148L147 66H145V65L147 64V62H148L149 60H150L151 62H152L153 60H151V59L149 58V60H148L147 62H145L144 60H143V61H142V60L140 61L139 59H137V57H138V58H141V59H142V58H145V57H141V56H140V55H142V54L144 53V52H141V51H140V50H142V49L138 50V51H140V52H139V56H138V54H137L138 51H136V50L134 49V51H136L135 54L137 55V56L135 55V57H136V60H135L134 58H132L131 56H129V55H133V56H134V54H133L134 51H132V50H127V48H124V49H126L127 52H130V53L132 52V53H131V54H127V53H126L125 55L123 54V58H122V59L124 60V63H125V64L123 63V65H126V67H129L130 69L127 68V70L129 71V70H131V69H133V70L136 69V68L138 67V65L141 66V64L144 63V65H143V69H145V67H146V69H145V71H144V70H142V71H144L145 73H147V74H148L147 76H151V77L149 78V80H148V81H149V86H148L149 88H148V87L145 86V84H143V83H144V82H143L144 80H143V81L140 80L141 78L138 79V78H137L138 76H136V74H135L136 71H137L138 69H139V70H138L139 72L141 71L139 67H138V69H136V71H134V72H135V73H134L135 75H133V76H135V77L138 79V81L140 80V81H142L143 83H142V82H137V81H135V80H136V79H134L135 77H133V79H132V77H131L132 75H131V74H129V75H130V77H131V79H132L133 81H131L130 79H126V77H127V75H128V73H127L128 71L125 69L124 66H122V67L124 68V69H123L124 71L126 70L125 72L127 73V75H126V73H125L122 69H119V68H118V69H119V70H118L116 67L118 66L119 63L117 64L116 62H115V63L117 64V66L115 67L116 69H114V70L112 71V73H110L111 71H109V72L107 73V71L110 70L111 68L107 69V70L105 71V73H104V71H103V73H101L102 70H100V69H101V68H104L103 65H105V64L107 63V62L105 63V61H108V57H109V55H108V57L105 56V58H107V60H104L105 58H102L104 55L101 56V54H99V57H98V61H97V63L100 62L101 59H102V60H104V62L101 61V62L103 63V65L100 66L101 64L99 63L98 66H100V67H98V68H100V69L94 68V69L92 70V74H93V76H91V73H90V75L85 74V75H87V76H85V75H84V76L87 77V78L92 77L93 80H95V78H96L97 76H99V75L102 76V74L105 75V74L107 73V77H106V75H105V78H102V79L100 80L102 83L99 82V80H98L101 76H99V78L97 77V80H95L96 82L90 81V80H92V78L89 79L88 82H87V83H89V81L92 82L93 84H92V83L90 84V85H92V86L94 85V83H99V84L101 85V88H100V89L97 88V89H98V90H101V89H102V90H101L102 92H103V89H106L105 91L108 92V95H106L105 92H104V95L102 94V96H103V102H106V103H104V106H102V107L105 109L104 112H105V114H106V121H105L106 124L103 126L102 123H101V125H102L103 127H101L100 130H98L99 127L96 129V128H94V127L92 128L91 125H89V126L92 128V129L89 130V129H84V127H83V126L81 127V125H78V124H77V123H78L77 121H76L77 123L75 122L76 125H71V123L69 124V122H67L66 124H64V125L62 124V125L60 126L59 123H58V125L60 126V130H59L60 132H58V133H60V135L58 134L59 139H57V140L55 141V139L57 138V137H56V136H57V133H56L57 131H56V132H55L56 136L53 135V136L55 137L54 140H53L54 137L52 138V134H53L54 132L51 133V135H50V138H51L53 141H51L50 139H49L50 141L46 139V142L49 141V142H47V143H44L42 140H41V142H40V141H37L38 143H36V147H34V145H32V146L35 148L34 150H35L36 152L33 151V150H29V151H32L31 153H33V156H32V157L34 158V156H35V157H37V158H42V162H44L45 159H43L42 156H43V155L45 156V155L48 153V151H51V150L53 149V147L57 146L58 148H59V147L61 148V145H62V144H66V143H67V145H65V146H68V143H69V145H73V146H75L74 148H75V150H76V151H74V149L71 148V149H72V153H71L72 155H71V157L73 158V159H72V162H73L74 159H77V160H78V159H82V158L84 157V158L82 159V161L79 160V161H80V162H79V161H75V160H74V162L81 163V162H84V161H85L86 164H87L88 160L86 161V160H84V159H86L85 157L88 155V153L91 154L92 152H93V153H94V152L97 153V155L99 154L101 157H103V160H104V158H105V159H107V158H108V159H111V158H113V156H115V158H116V157H119V158H120V157L125 156V158H126V157H129V155H130L132 152L134 153L133 149H131V152L129 151V152H130V153H129V152H126V150H125V151L123 150V149H125V148H123V149L120 148L121 150L124 151L123 154H122V152H121L120 150L117 151V149H115V145H116L115 142H117V141H123V140L125 141V140H127V144H128V145L131 144V146H132V141H131V143L129 144V143H128V140H135L136 142L138 141V143H140V144L143 145V146L146 145V146L150 149V148H151V147H150V146H151V143H152V146H153V145H154V144H153V141H154L155 138L157 137V136L155 137V136L153 135L154 138L152 137V140H150V139H151L150 136H151L152 133H153V131H152V133H151L150 131H151L153 128H156L157 126H158V128H159L160 126H161V127H164L165 129L162 128V130L164 129V134L162 133L161 135H165V131L169 132L171 126H172V127H171L172 129H173L174 127H176V125H170V124H177L179 127H177V128L175 129V132L178 133L179 130L185 126L184 123H185L186 121H184V119L186 120L187 118H184V117H185V115L187 116V115L190 113V110H191V109H193V110L195 109V111L197 110L196 112H195V111H194V112L197 113V115H199L198 112L200 113L199 110L202 109V108H200V109L198 110L197 107H199V106H197L198 103H196V100H194V101H195V104H196L197 107L194 108V106H190V104H192V101H189V100H188L189 102H185V101H187L188 98H189V99H190V98L193 99V98H197V97H201V96H202V97H201L202 99L204 98L205 100H207V99H210L211 96H213V97L216 96L218 93H219V96H221V95H220V94H221V91H224V90H222V87L228 89V90H229V94H232V95H234V96L236 97V95H238V94H240V93L243 92V88H244L245 86L242 88V86H243V85L241 86L242 82L247 83V84H250V89H249V91H250V90L253 91L254 94H255V93H256V95H257V94H264V21H260V18H258V17H252V16L247 15V17H244V18L241 20L240 23H238V24L236 23V25H235L236 27H234V28L237 29V30L234 31V34H233V32H232V35L235 36L236 39H237L239 42H242V41H240L241 39H242V40L245 39V40H244V44H245V43H246L245 41L248 42V41L251 40V41H252V44H251V42H248L249 44H251V45H250V48H251V49H252L251 46L254 45V47H255V49H256L257 46H258L257 44H260L261 49H262V53H258V54H257V53H249L248 51H250L251 49L248 50V51H246L247 53L244 52L245 54H241L240 51L235 50V49H236L235 46L237 47V49L239 48V45H237L239 42L236 41V39L233 41V39H234L233 36H231V37L233 38V39L231 38V41H233V43L236 41V43H237V44L235 43L236 45H235L234 47H233L234 44H233V43L231 44V42H229L230 40L227 41L228 39L225 40V42H228V43H226V44L224 43V41H223V42H220V40H221V41L223 40L224 36H225V39H226V35H225V34H223L224 36L222 35L223 37L220 35L222 38L219 36L220 38L218 39V43L220 42V43H222V44H218V43H217V44H218V45H217V44L215 43L216 41H215V42L213 41V42L216 44V45H215V44H213V42L211 41V40L214 38V35L211 36V33H210L212 30L209 31V29L211 28V25H210V27H209L208 25H206V27H207V26L209 27L208 29H207V28H203V27H202L203 29H201V28H200L201 25H200L199 28H200L201 30H198L199 28H198ZM229 26H230V25H229ZM21 27H22V26H21ZM27 27H28V25H27ZM61 27H62V26H61ZM70 27H71V26H70ZM70 27H69V28H70ZM74 27H75V26H74ZM87 27H88V26H87ZM90 27H91V26H90ZM94 27H95V26H94ZM112 27H113V26H112ZM204 27H205V26H204ZM220 27H221V26H220ZM243 27L247 28L248 30H245ZM34 28H36V27H34ZM39 28H41V27H39ZM44 28H45V27H44ZM63 28H64V27H63ZM71 28H72V27H71ZM75 28H76V27H75ZM75 28H74V29H75ZM77 28H79V27H77ZM91 28H92V27H91ZM91 28H90V29H91ZM97 28H98V27H97ZM97 28H96V29H97ZM99 28H100V27H99ZM154 28H155V27H154ZM171 28H173V27H171ZM171 28H170V29H171ZM174 28H173V29H174ZM183 28H182V29H183ZM227 28H228V30H231V29H232V27H230V28L227 27ZM22 29H23V28H22ZM24 29H25V27H24ZM29 29H31V27H30ZM50 29H51V28H49V30H50ZM65 29H66V28H65ZM86 29H87V28H86ZM88 29H89V27H88ZM100 29H101V28H100ZM156 29H157V28H156ZM156 29H155V30H156ZM212 29H213V28H212ZM27 30H28V29H27ZM55 30H56V29H55ZM61 30L63 31V29H61ZM68 30H70V29H68ZM76 30H77V29H76ZM93 30H95V29H93ZM93 30H92V31H93ZM118 30H120V29L118 28ZM150 30H151V29H150ZM153 30H154V29H153ZM197 30H198V31H197ZM213 30H214V29H213ZM228 30H227V32H228ZM16 31H17V30H16ZM37 31L40 32L39 30H37ZM37 31H36V32H37ZM65 31H66V32H65V34H66L68 31H67V30H65ZM70 31H71V30H70ZM70 31H69V32H70ZM78 31H79V29H78ZM81 31H82V29H81ZM87 31H88V30H87ZM87 31H85L87 34L84 32L86 35H88L89 33L92 32V31H91V32L88 33ZM165 31H166V29H165ZM183 31H184V30H183ZM188 31H187V32H188ZM223 31H224V30H223ZM225 31H226V30H225ZM231 31H232V30H231ZM23 32H24V31H23ZM25 32H26V31H25ZM28 32H29V31H28ZM38 32H37V33H38ZM48 32H49V31H48ZM73 32H74V31H72V33H73ZM82 32H83V31H82ZM94 32H95V31H94ZM150 32H151V31H150ZM187 32H186V33H187ZM204 32H205V31H203V33H204ZM219 32H220V31H219ZM2 33H3V32H2ZM13 33H14V32H13ZM20 33H21V32H20ZM41 33H42V32H41ZM62 33H63V32H62ZM76 33H77V32L75 31V34H76ZM100 33H101V32H100ZM116 33H117V32H116ZM152 33H153V31H152ZM180 33H181V31L179 32V34H180ZM182 33H183V32H182ZM186 33H185V34L183 33V35H186ZM4 34H5V33H4ZM11 34H12V33H11ZM23 34H24V33H23ZM26 34H27V33H26ZM34 34H35V33H34ZM38 34H39V33H38ZM49 34H50V32H49ZM49 34H48V35H49ZM55 34L57 35V36H56V35H55V36L58 37L57 31L55 32ZM68 34H69V33H68ZM68 34H67V36H68ZM93 34H94V33H93ZM93 34H92V35H93ZM107 34H108V33H107ZM131 34H132V33H131ZM187 34H188V33H187ZM189 34H188V35H189ZM212 34H213V31H212ZM214 34H215V33H214ZM217 34H219V33H217ZM226 34H227V33H226ZM12 35H13V34H12ZM12 35H11V36H12ZM31 35H32V34H31ZM50 35H51V37H52V30H51V34H50ZM73 35H74V34H72V35L69 34V37H71V38L73 39V37H72ZM89 35H90L89 38H91V39H90V42H91V40L93 41L92 38H94L95 34H94V36H91V34H89ZM99 35H100V34H99ZM101 35H102V34H101ZM101 35H100V36H101ZM110 35H111V34H110ZM110 35L108 34V36L105 37V38H106V45H107V43L110 42L109 39H107V37L110 38ZM183 35H181V36H183ZM229 35H230V33H229ZM6 36H7V33H6ZM6 36H5V37H6ZM35 36H38V35L36 34ZM41 36H43V35L41 34ZM41 36H40V37H41ZM59 36H62V35L60 34ZM77 36H78V35H77ZM84 36H85V35H84ZM113 36H114V34H113ZM118 36H120V35H118ZM127 36H128V35H127ZM131 36H134V35H131ZM227 36H228V35H227ZM13 37H14V36H13ZM15 37H16V36H15ZM43 37L46 38V35L43 36ZM56 37H55V39H56ZM69 37H68V38H69ZM79 37H81V36L79 35ZM86 37H88V36H86ZM120 37H121V36H120ZM211 37H212V38H211ZM215 37H216V36H215ZM228 37H229V36H228ZM228 37H227V38H228ZM7 38H8V36H7ZM7 38H6V39H7ZM19 38L21 39V37H19ZM25 38H26V37H23V39H25ZM35 38H36V37H34V39H35ZM38 38H39V36H38ZM41 38H42V37H41ZM52 38H53V37H52ZM52 38H50L49 40H52ZM75 38H76V37H75ZM75 38H74V39H75ZM83 38H84V37H83ZM100 38H101V37H100ZM131 38H132V37H131ZM131 38H130V39H131ZM229 38H230V37H229ZM17 39H18V38H17ZM31 39H32V38H31ZM31 39H30V40H31ZM34 39H33V40H34ZM47 39H48V38H47ZM63 39H64V37H63ZM86 39H87V38H85V40H86ZM112 39H113V38H112ZM122 39H124V37H123ZM126 39H127V38H126ZM56 40H58V39H56ZM103 40H104V39H102V41H103ZM107 40H108L109 42H108ZM110 40H111V38H110ZM113 40H114V39H113ZM113 40H112V41H113ZM120 40H121V39H120ZM35 41H36V40H35ZM43 41H44V40H43ZM46 41H48V40H46ZM60 41H61V39H60ZM63 41H64V40H63ZM67 41H68V40H67ZM73 41H74V40H72L71 43H72ZM78 41H79V40H78ZM78 41L75 40V41H74L75 44L73 43V44L71 45V46H74V45H76V43H77V47H76V46H75L76 48L74 47V48L76 49L75 51H77V52H78L77 48L79 49V47H78V43H79V42H78ZM82 41H83V40H82ZM82 41L80 42L81 44L79 43L80 45L84 44V43H83L84 41H83V42H82ZM97 41H98V40H97ZM114 41H115V40H114ZM131 41H132V40H131ZM135 41H136V40H135ZM253 41H256L257 44H256L255 42H253ZM8 42H9V41H8ZM27 42H29V41H27ZM41 42H42V41H41ZM44 42H45V41H44ZM44 42H43V43H44ZM54 42H55V41H54ZM54 42H52V45L54 44ZM87 42H88V40H87ZM95 42H96V41H95ZM121 42H122V41H121ZM125 42H127V41H125ZM128 42H129V41H128ZM132 42H134V41H132ZM1 43H2V42H1ZM1 43H0V44H1ZM25 43H26V42H25ZM31 43H34V41L32 42V40H31ZM36 43H37V41H36ZM50 43H51V42H49L48 45H50ZM61 43H62V44H66V42L63 43L62 41H61ZM71 43H70V44H71ZM111 43H112V42H111ZM139 43H140V42H138L137 44H139ZM191 43H192V42H191ZM193 43H194V42H193ZM195 43H194V44H195ZM197 43H198L199 45H198ZM205 43H206V44H205ZM209 43H210V45H209ZM248 43H247V44H248ZM253 43H254V44H253ZM46 44H47V42H46ZM70 44L68 45V43H67V47H68V46L70 47ZM88 44L90 45L89 42L87 43V45L85 44L86 47L88 46ZM96 44L98 45V43H96ZM116 44H117V43H116ZM121 44H124V43H121ZM204 44H205V45H204ZM224 44H225V45H228V44H229L227 49H226V46H224V47L222 46V45H224ZM239 44H240V43H239ZM244 44H243L242 47L247 46V44H246V45H244ZM249 44H248V45H249ZM255 44H256L257 46H255ZM31 45H32V44H31ZM31 45L29 44V46H31ZM33 45H34V47H36L37 45H40V46H39L40 48H37L38 46L36 47L37 50H36V48H34V47L32 46L31 49H34V50H32L33 52H34L35 50L38 51V52H40V50H41V52L44 51V49H42L43 47H41V44H36V45L33 44ZM94 45H95V44H94ZM106 45H105V47H106ZM135 45H136V44H135ZM192 45H193V44H192ZM213 45L216 47V48H214V49H215V50H218V51H217L218 53L215 52V51L213 50V47H214ZM230 45H231L232 47H231ZM21 46H22V43H21ZM21 46H20V47H21ZM54 46H55V44H54ZM63 46H64V45H62V47H63ZM92 46H93V43H92ZM92 46H90L89 48L91 49ZM103 46H104V44H103ZM109 46H111V45H109ZM113 46H114V45H113ZM117 46H118V45H117ZM129 46H131V48H132V46H134V45H131V43H130ZM193 46H194V45H193ZM211 46H213V47H212V49L209 50V48H211ZM45 47H46V45H45ZM51 47H52V46H51ZM65 47H66V46H65ZM67 47H66V48L63 47V48H64V49H68ZM80 47H81V46H80ZM93 47H94V46H93ZM95 47H99V46H95ZM95 47H94V48H95ZM105 47H104V49H105ZM107 47H108V46H107ZM107 47H106V48H107ZM119 47H121V45H119ZM122 47H123V45H122ZM122 47H121V48H122ZM126 47H127V45H126ZM137 47H138V46H137ZM186 47H187V46H186ZM186 47H185V48H186ZM189 47H190V46H188V47H187L188 49H186V50H188V51H187V52H188L187 55L189 54V51H191V50H189V49H190ZM191 47H192V46H191ZM197 47H196V49L199 51V52H198V51L196 50L197 53H198L197 56L202 55V51H200L201 48L198 49L199 47H198V48H197ZM248 47H249V46H248ZM248 47H247V48H248ZM254 47H253V49H254ZM29 48H30V47H29ZM46 48H47V47H46ZM46 48H45V49H46ZM48 48H49V46H48ZM48 48H47V49H48ZM53 48H55V47H53ZM58 48H59V47H58ZM70 48H73V47H70ZM82 48H83V49H82ZM121 48H120L119 51H121ZM129 48H130V47H128V49H129ZM134 48H135V47H134ZM138 48H139V47H138ZM182 48H183V47H182ZM182 48H181V49H182ZM193 48H195V47H193ZM230 48H232V49L234 48V49H233V50L231 49V50L229 51ZM244 48H245V47H244ZM39 49H40V50H39ZM85 49H86L85 46L82 45L81 50H79V52L82 51L81 53L83 54V51H84ZM92 49H93V48H92ZM97 49H98V48H95V49H93V50H94V51H97ZM104 49H103V50H104ZM109 49H110V48H109ZM136 49H137V48H136ZM144 49H146V51H147V48H144ZM156 49H157V47H156ZM159 49H160V48H159ZM165 49H168V48H165ZM176 49H177V48H176ZM191 49H192V48H191ZM240 49H242V48H240ZM248 49H249V48H248ZM253 49H252V50H253ZM258 49H260V48H258ZM11 50H12V49H11ZM25 50H26V49H25ZM49 50L52 51V49H49ZM58 50H59V49H58ZM62 50H63V49H62ZM62 50H61V52H62ZM86 50H88V48H87ZM86 50H85V51H86ZM122 50H123V49H122ZM152 50H153V49H152ZM161 50H162V49H161ZM170 50H171V51H170ZM177 50H178V49H177ZM186 50H185V52H186ZM193 50H195V49H193ZM245 50H246V49H245ZM12 51H13V50H12ZM26 51H28V50H26ZM26 51H25V52H26ZM50 51H49V52H50ZM53 51H54V50H53ZM65 51H66L68 54L70 53V51H69V52H68L67 50H65ZM85 51H84V52H85ZM100 51H101V50H100ZM104 51H105V50H104ZM142 51H144V50H142ZM150 51H151V50H150ZM155 51H156V50H155ZM157 51H158V50H157ZM159 51H160V50H159ZM165 51H166V50H163L164 53H167V52H165ZM167 51H168V53H169V54H168L169 57L172 56V54L174 55V53H175V49L173 50V48H172V49H168ZM169 51H170V52H169ZM172 51H173L174 53H173ZM182 51H183V52H182ZM213 51H214V52H213ZM241 51H242V50H241ZM243 51H244V50H243ZM28 52H29V51H28ZM30 52H31V51H30ZM33 52H31V55H33V54H32ZM38 52H37L38 56H39V55H41V56L44 55L43 53L40 52L41 54H39ZM46 52L49 53L48 50L45 51V53H46ZM79 52H78V53H79ZM89 52H91V51H89ZM89 52H88V54H89ZM124 52H125V50H124ZM124 52H123V53H124ZM163 52H162V53L160 52L161 55L163 54ZM222 52H220V54H219L220 56H221V53H222ZM225 52H227V53H225ZM233 52H237L238 54L235 55V53L233 54ZM239 52H240V54H239ZM253 52H254V51H253ZM259 52H260V51H259ZM23 53H24V52H23ZM50 53H51V52H50ZM52 53H53V52H52ZM52 53H51V54H52ZM56 53H57V52H56ZM74 53H75V52H74ZM74 53H73L74 56H71V55L69 54V56H71L69 59L72 61L70 64H72V67H73L72 69H73L74 73L76 74L75 70L78 69L77 66H78V64H81V63L78 62V61H80V60H79L80 57L78 56V54H77V53L74 54ZM97 53H98V51H97ZM120 53L122 54V52H120ZM140 53H141V54H140ZM148 53H149V51H148ZM156 53H157V52H156ZM170 53H171V55H170ZM190 53H191V52H190ZM199 53H201V54H199ZM242 53H243V52H242ZM21 54H22V53H21ZM29 54H30V53H29ZM29 54H28V55H29ZM35 54H36V53H35ZM54 54H55V53H54ZM62 54H63V53H62ZM85 54H87V53H85ZM103 54H104V53H103ZM105 54L107 55L108 53H106V51H105ZM145 54H146V53H145ZM145 54H144V56H145ZM208 54H209L210 56H209ZM223 54H222V55H223ZM231 54H230V55H231ZM31 55H30L29 57H31ZM46 55H47V54H46ZM46 55H45V56H46ZM48 55H49V54H48ZM58 55H59V51H58ZM83 55H84V54H83ZM94 55H95V53H94ZM159 55H160V54H159ZM159 55H157V56L160 57ZM163 55H164V54H163ZM163 55H162V57H163ZM176 55H178V54H176ZM176 55H175V56H176ZM191 55H196V54H195V53H191ZM207 55H208V58H207ZM219 55H218V56H219ZM3 56H4V55H3ZM7 56H8V55H7ZM41 56H40V57H41ZM45 56H44L45 59L43 58L44 61H45V60L48 61L49 58H48V60H47ZM59 56H61V55H59ZM62 56H63V55H62ZM62 56H61L60 58H62ZM69 56L65 55V59H68ZM80 56H81V55H80ZM84 56H85V55H84ZM166 56H167V54H166ZM166 56L164 55L165 58H166ZM168 56H167V57H168ZM220 56H219V57H220ZM26 57H27V56H26ZM33 57H34V55H33ZM35 57H36V55H35ZM66 57H67V58H66ZM119 57H121V56H119ZM185 57H186V56H185ZM214 57H216V56H214ZM55 58H56V57H54V62H55V60H57V59H55ZM88 58H90V57H88ZM100 58H101V59H100ZM160 58H161V57H160ZM165 58H163V59L161 58V59H157V60H162L161 62H163V64H161V65L164 66V62H165L166 59H167V58H166V59H165ZM6 59H7V58H6ZM30 59H31V58H30ZM30 59L28 60L29 62H30ZM58 59H59V58H58ZM96 59H97V57H96ZM96 59H95V60H96ZM122 59H121V60H122ZM193 59H194V61H196V62L192 61ZM219 59H220V58H219ZM222 59H224V55H223V58H222ZM26 60H27V59H26ZM51 60H52V59H51ZM70 60H66V62L68 63V61L70 62ZM93 60H94V59H93ZM99 60H100V61H99ZM109 60H110V59H109ZM133 60H135L136 63H137V61H139V62H141V63H140V64H139V63L136 64V63H134L135 61H133ZM145 60H146V59H145ZM164 60H165V61H164ZM22 61H24V60H22ZM34 61H37V60H35V59L32 60V63H31L30 65H32ZM42 61H43V60H42ZM44 61H43V62H44ZM46 61H45V62H46ZM58 61H62V60L60 59V60H58ZM86 61H87V60H86ZM89 61H90V60H89ZM167 61H168V60H167ZM167 61L165 62V63H166L165 65H170V63L168 64ZM170 61H171V60H170ZM177 61H178V64L180 63V65H177ZM179 61H180V62H179ZM188 61H189V62H188ZM201 61H202L203 63H201ZM220 61H222V60H220ZM40 62H41V60L39 61V63H40ZM43 62H42V63H43ZM45 62H44V63H45ZM50 62H51V61H50ZM54 62H52V63H54ZM56 62H57V61H56ZM56 62H55V63H56ZM91 62H92V60H91ZM113 62H114V61H113ZM168 62H169V61H168ZM191 62H193V63L190 64ZM7 63H8V62H7ZM42 63H41V64H42ZM76 63H77V64H76ZM83 63H84V62H83ZM93 63H94V62H93ZM104 63H105V64H104ZM171 63H172V62H171ZM175 63H176V65H175ZM25 64H26V63H25ZM27 64H29V63H27ZM36 64H37V63H36ZM36 64H35V63L33 64V65H35V67L32 65L34 69H35L36 67H41L40 65L38 66V64H37V66H36ZM48 64H49V61H48ZM48 64H46V65L48 66ZM60 64H63V66H64V63H59V62H58V64H57V65L61 66V70H63V67H62V65H60ZM107 64H110V62L108 61ZM107 64H106L105 66H107ZM113 64H114V63H113ZM135 64L137 65V67L135 66ZM148 64H149V63H148ZM152 64H153V65H157V64H155V61H153ZM181 64H182V66H183V65H185V66L187 65V66H186V67H184V66L182 67ZM12 65H13V64H12ZM52 65H53V64H52ZM67 65H68V64H67ZM114 65H115V64H114ZM121 65H122V63H121ZM192 65H193V67H192ZM32 66H31V68H32ZM42 66H43V65H42ZM54 66H55V65H54ZM95 66H97V65H95ZM95 66H94V67H95ZM108 66H109V65H108ZM108 66H107V67H108ZM170 66H171V65H170ZM170 66H169V67H170ZM189 66H190V67H189ZM10 67H11V66H10ZM56 67H57V66H56ZM67 67H68V66H67ZM79 67H80V66H79ZM118 67L121 68L120 65H119ZM141 67H142V66H141ZM31 68H30V69H31ZM76 68H77V69H76ZM105 68H106V67H105ZM176 68H177V69H176ZM39 69H40V68H39ZM44 69H45V67H44ZM49 69H50V68H49ZM49 69H48V71L51 72V70H49ZM52 69H53V68H52ZM57 69H58V68H56L55 70H57ZM64 69H65V68H64ZM70 69H71V68H70ZM70 69L68 68V70H70ZM112 69H113V68H112ZM153 69L158 70V69H156L155 66H154ZM41 70H42V69H41ZM46 70H47V69H46ZM53 70H54V69H53ZM55 70H54V72H55ZM59 70H60V67H59ZM66 70H67V69H66ZM66 70H65V71H66ZM79 70H80V69H79ZM79 70H78V71H79ZM133 70H132V71H133ZM149 70H148V71H149ZM167 70L165 69L164 71H167ZM176 70H177V71H176ZM10 71H11V70H10ZM15 71H16L15 74H17V72H19V71H17L16 69H15ZM71 71H72V70H71ZM78 71H77V72H78ZM132 71H130V72L132 73ZM138 71H137V72H138ZM142 71H141V72H142ZM174 71H175V72H174ZM57 72H58V71H57ZM62 72H64V71H62ZM68 72H69V71H68ZM130 72H129V73H130ZM12 73H14L13 69H12ZM12 73L10 72V74H12ZM81 73H82V72H81ZM109 73L111 74V77L113 76L112 78H116V79H112V78L110 77V74H109ZM124 73H125V74H124ZM162 73L164 74V72H162ZM18 74H19V73H18ZM52 74H53V73H52ZM75 74H73V75H75ZM78 74H79V73H78ZM153 74H154V76H155L157 79H156L154 76H152ZM53 75H54V74H53ZM57 75L59 76V73H58ZM57 75H56V76H57ZM69 75H70V74H69ZM69 75H67V72H66V73H65V72H64V73H61V75H60V77H59L61 80H60L59 82H61V81L63 80L64 82H66V84H67L68 82H70L71 85H75V86H77V84H78L77 81H76L77 84H76V83L74 84V82H73V84L71 83V82H72L71 80L73 79V75H72L71 78H70L71 75H70V76H69ZM94 75H96L95 78H94ZM129 75H128V76H129ZM137 75H139V74L137 73ZM173 75H174V77H173ZM14 76H15V75H14ZM19 76H20V74H19ZM58 76H57V78H58ZM76 76H77V75H76ZM79 76H80V75H79ZM84 76H83V77H84ZM88 76H89V77H88ZM125 76H126V77H125ZM9 77H10V76H9ZM12 77H13V76H12ZM12 77H11V78H12ZM16 77H18V75H17ZM51 77H52V76H51ZM85 77H84V80H83L84 82L87 81V80H85ZM102 77H103V76H102ZM13 78H14V77H13ZM20 78H22V77H20ZM20 78H19V79H20ZM77 78H78V77H76L75 79L78 80V81L81 80L80 77H79L78 79H77ZM87 78H86V79H87ZM117 78H121V79H117ZM127 78H128V77H127ZM147 78H148V77H147ZM151 78H153V79H151ZM154 78H155V79H154ZM17 79H18V78H17ZM53 79H54V77H53ZM53 79H52V80H53ZM55 79H56V78H55ZM75 79H73V80H75ZM150 79H151V80H150ZM159 79H160V82H159ZM15 81L17 82L18 80H16V78H15ZM15 81H14V82H15ZM63 81H62V82H63ZM117 81H121V82H122L121 84L125 83L124 86H126L127 83H128V84H129V83H133V84H132V86H130V85H131V84H130L129 87H126V88H125V87H123L121 84H119V82L117 83ZM165 81H166V82H165ZM19 82H20V81H19ZM19 82H17L18 85L21 84V83L19 84ZM62 82H61V83H62ZM79 82H80L81 84L83 83L82 86H84V82H82V81H79ZM114 82H116L117 84H119V85L123 88V90H124V89H127V90H128V91L125 90L126 92H129V95H130V96L128 95V98H127V99L123 98L124 96L122 97V96L119 95V94L122 95V93L117 94L118 96H114V97H112V98H109V97L107 98V96L111 95V94L109 93V91H110L109 89H110V88H109V89H108V88H104V86H105V87H107V86H108V87H111V89H112V88H113L112 85H114ZM134 82H135V83H140V85L138 84L139 86H138V85L135 86L136 84L134 85ZM151 82H153L154 84H155L156 82H157V83L159 82L158 85H156L157 83L155 84L157 87H158V86H162V84L164 85L165 83H168V85H164V88H165V86H168V88H170L171 85H172L171 83L177 82V83H176L177 85H179V84L181 85V88L179 87V88H180L179 95H178V96L176 95V97H174V96L172 95L171 97H172V98L174 97L173 100H171V99H172L171 97H168L169 99L171 98V99H170L171 102H170V104H168V106H167V103H168V102L163 103V102H165V101L167 100V98L165 99V101H164V99H162V102H161V99H159V100L156 99L157 97L155 96V93H153V94H154V97H152V96H153L152 94H151L152 96L149 95V93L151 92L150 89L152 90V89H155V88H156V87H153V85L151 84ZM163 82H165V83H163ZM170 82H171V83H170ZM2 83H3V82H2ZM5 83H6V82H5ZM8 83H9V80H8ZM12 83H13V82H12ZM22 83H23V82H22ZM54 83H55V80H54ZM87 83H85V86H86ZM103 83H104L105 85H104ZM116 83H115V86L117 85ZM161 83H162V84H161ZM169 83H170V86H169ZM25 84H26V83H25ZM55 84H56V83H55ZM55 84H54L55 87L59 85V84H58V85H55ZM70 84L68 83V85H70ZM81 84H78V85L80 86ZM102 84H103V85H102ZM142 84H143V85H142ZM150 84H151V85H150ZM174 84H175V83H174ZM2 85H5V84H1L0 86L2 87ZM14 85H15V84H14ZM18 85H17V86H18ZM60 85H61V84H60ZM60 85H59V86H60ZM63 85H65V84L63 83ZM88 85H89V84H87V86H88ZM133 85H134V86H133ZM6 86H7V85H6ZM6 86H4V87H6ZM20 86H22V84H21ZM25 86H26V85H25ZM32 86H33V85H32ZM65 86H66V85H65ZM79 86H78V87H79ZM82 86H80V87L82 88ZM87 86H86V87H87ZM98 86H99V85H97V87H98ZM127 86H128V85H127ZM141 86H144V87H146L145 89H148V91L146 90L147 93L145 92L144 88H142ZM150 86H152L153 88H151ZM1 87H0V88H1ZM23 87H24V85H23ZM26 87H27V86H26ZM28 87H29V86H28ZM35 87H36V86H34V89H31V93H30V94H32V92H34V90L37 89V88H35ZM61 87H62V88L59 89L60 91H61V89H63L64 86H61ZM72 87H73V86H72ZM99 87H100V86H99ZM246 87H247V86H246ZM2 88H3V87H2ZM18 88H19V86H18ZM24 88H25V87H24ZM30 88H31V87H30ZM32 88H33V87H32ZM53 88H54V87H53ZM58 88H59V87H58ZM89 88H90V87H89ZM89 88H88V89H89ZM114 88H118V87H114ZM122 88L119 87V88H118L119 91H120ZM141 88H142V89H141ZM161 88H163V86L160 87V89H159V87H158V89H156L154 92H156V91L159 92V90H162V91L164 92L165 89H161ZM168 88L166 87V89H168ZM25 89H26V88H25ZM28 89H29V88H28ZM28 89H27V90H28ZM95 89H96V88H95ZM95 89H94V90H95ZM118 89H116V90L118 91ZM0 90H1V89H0ZM4 90H5V89H4ZM29 90H30V89H29ZM32 90H33V91H32ZM37 90H39V88H38ZM37 90H36V91H37ZM52 90H53V89H51V91H52ZM55 90H57L56 92H58V89H57V88H55ZM55 90H53V91L50 92V93L55 92ZM64 90H65L66 92L69 91V90L66 89V87H65ZM64 90H62L61 94H58V98H59L60 95H61L59 101L61 100V98H62V100L65 99V98H66V100H67L68 98H70L69 96H71V95H69V94H68L69 96H67V93H69V92L66 93ZM83 90H85V88H83ZM83 90H82V92H83ZM98 90H97V91H98ZM5 91H7V90H5ZM22 91H23V89H22ZM22 91H21L20 93H19L18 91H16V92L19 93V96H20V94H22V95H21L22 98H21V96H20V98H21V99L24 98L23 100H25V101H24V102H23L22 100H21V101H22L23 103H25V102H26V99H27L28 97H29L28 99L30 100V96H31V95L28 96V94H27L28 92H27L26 90H25V92H27V93H25V94H24V92L22 93ZM60 91H59V92H60ZM73 91H74V90H73ZM75 91L78 92V90H75ZM75 91H74V92H75ZM80 91H81V90H80ZM85 91H86V90H85ZM97 91H96V92H97ZM101 91H100V92H101ZM117 91H116V92H117ZM119 91H118V92H119ZM152 91H153V90H152ZM14 92H15V91H14ZM29 92H30V91H29ZM59 92H58V93H59ZM64 92H65L66 95L63 94ZM71 92H72V91H71ZM71 92H70V93H71ZM77 92H75V93L77 94ZM86 92H87V91H86ZM86 92H84V93L87 95ZM110 92L113 93L114 90H112V91H110ZM253 92H252V93H253ZM2 93H3V92H2ZM4 93H5V92H4ZM36 93H37V92H36ZM36 93H35V97H36ZM41 93H42V92H41ZM46 93L49 94V92H46ZM79 93H81V92H78L77 97H81V96H79ZM84 93H83V97H84V98H87L86 96H84V95H85ZM88 93H89V92H88ZM90 93H91V92H90ZM224 93H225V92H224ZM0 94H1V93H0ZM6 94H7V93H6ZM14 94L16 95V93H14ZM26 94H27L28 97L26 96ZM44 94H45V93H44ZM47 94H45V95H47ZM56 94H57V93H56ZM62 94H63V97H64V95H65L66 97L63 98V97H62ZM100 94H101V93H100ZM115 94H116V93H115ZM172 94H173V93H172ZM229 94H228V95H229ZM247 94H248V93H246L245 95H247ZM250 94H251V92H250ZM1 95H2V94H1ZM3 95H4V94H3ZM49 95H50V94H49ZM73 95H74V94L72 93V97H73ZM91 95H92V94H91ZM105 95H106V96H105ZM225 95H226V94H225ZM241 95H243V94H241ZM4 96H5V95H4ZM17 96H18V95H17ZM19 96H18V98H19ZM24 96L27 97V98L25 99ZM39 96H40V95H38L37 98H38ZM41 96H43V94H41ZM53 96H55L54 93H53ZM93 96H94V95H93ZM98 96H99V98L101 97L100 95H98ZM98 96H97V98H98ZM104 96H105L107 99L104 100V98H105ZM111 96H112V95H111ZM169 96H170V95H169ZM208 96H210V97H208ZM230 96H231V95H230ZM234 96H232V97L234 98ZM238 96H239V95H238ZM249 96H250V98L253 97V95H252V96L249 95ZM0 97H1V96H0ZM35 97H34V98H35ZM47 97H48L47 100H49L50 96H47ZM47 97L45 96L44 98H47ZM56 97H57V96H56ZM56 97H55V99H57V102H58V98H56ZM67 97H68V98H67ZM72 97H71V98H72ZM74 97H75L76 99H80V101L77 100V101H79L80 103H81V101L84 100L83 97H81L83 100H81V98H77L76 96H74ZM74 97H73V98H74ZM216 97H218V95H217ZM246 97H247V96H246ZM246 97H245V98H246ZM256 97H257V96H256ZM258 97H259V95H258ZM258 97H257V98H258ZM6 98H7V96H6ZM15 98H17V97L15 96ZM31 98H32V96H31ZM51 98L54 99V97H51ZM73 98L70 99V100H73ZM75 98H74V101H75ZM88 98H89V97H88ZM91 98H92V97H91ZM136 98H138V99H139V98H141V99L143 98V99L145 100L144 102H146V101L148 102V100L151 101L152 104L150 103V104H151V107H150V108H151L152 110H151L150 112H147V113H146V112L143 110L144 108L142 109L141 107H139V104H140V103H139L138 100H137V105H138V106L135 104V103H136V102H135ZM176 98H178V99L176 100ZM201 98H199L200 100L198 99V101L201 102ZM206 98H207V99H206ZM219 98H220V97H219ZM224 98H226V97H224ZM233 98H232V99H233ZM236 98H237V97H236ZM241 98H242V97H241ZM38 99H41V97L38 98ZM110 99H111V100H110ZM141 99H140V100H141ZM143 99H142V101H143ZM155 99H156V100H155ZM174 99H175L176 101H175ZM211 99H212V98H211ZM213 99H214V98H213ZM215 99H216V98H215ZM215 99H214V100H215ZM220 99H221V98H220ZM242 99H243V98H242ZM253 99L255 100V98H253ZM0 100H1V99H0ZM2 100H3V97H2ZM6 100H7V99H6ZM15 100H16V99H15ZM15 100H14V101H15ZM50 100H51V99H50ZM50 100H49V101H50ZM62 100H61L60 102H62ZM66 100L63 101V102H64L65 105H67V104L69 103V104H68V107H69V108L65 106L66 111H67V108H68V110H69V112H68L69 115H67V114L64 112V113H65V114H63V115H65V116H64V119H63V115H62V117H61L63 120L66 119V116H67L68 118H70V114H72L71 117H73V114H75V115L77 116V114L75 113V111H77L79 107H80V108H79L78 111L81 113V111H82L81 108H83V112H82L81 114H79V112H77V113L79 114V116H77V118L82 116V119H83V117H84V115H85V114L82 115L83 113H86V115H87V112H88V113H89L88 115H91V114L94 113L93 110L96 108V107L94 108L92 105L89 104L90 101H89L88 104L86 105L87 107H86V106H84V107L82 106V107H81V105L85 104L84 102H85L86 100L83 102V104H80V103H78L77 101H75V102H72V101H71V102H70L69 99L67 100V101H68V102H67ZM88 100H89V99H88ZM101 100H102V99H101ZM109 100H110V101H109ZM259 100H260V99H258V101H259ZM3 101H4V103H7V101H6V102H5V100H3ZM3 101H0V102H3ZM36 101H37V100H34V101L31 100L30 102L35 103ZM39 101H40V100H39ZM39 101H38V102H39ZM42 101L44 102V104H43L44 106H45V103H46V102H48V104H49V101H46V102H45V100H42ZM42 101H41V102H42ZM51 101H52V100H51ZM92 101H93V100H92ZM142 101H141V102H142ZM167 101H169V100H167ZM194 101H193V103H194ZM203 101H204V100H202V102H203ZM207 101H208V100H207ZM209 101H210V100H209ZM209 101L207 102V105H209V104H208ZM258 101H257V102H258ZM16 102H17V105H18V103H19L20 105H21V103H22V102H19L18 99H17ZM30 102H28V103L26 102V103H27V106L29 105ZM41 102H40V103H41ZM43 102H42V103H43ZM54 102H55V100L52 102V104H53ZM76 102H77V103H76ZM97 102H98V101H97ZM99 102H100V101H99ZM190 102H191V103H190ZM202 102H201V104L199 103V105H200L201 107L203 106V105H202ZM211 102H212V101H211ZM247 102H248V101H247ZM254 102H255V101H254ZM257 102H256V103H257ZM4 103H2V104L0 103V104H1V105H4ZM8 103H9V100H8ZM14 103H15V102H14ZM26 103H25V104H22V105L24 106V105H26ZM36 103H37V102H36ZM40 103H38L37 106H36V104L33 105V106H34V107L36 106V107L38 108V105H39ZM66 103H67V104H66ZM70 103H71V104H70ZM75 103H76V105H75ZM86 103H87V102H86ZM91 103H92V102H91ZM189 103H190V104H189ZM260 103H261V102H259L258 104H260ZM48 104H47V106H48V108H49L50 106H49ZM50 104H51V102H50ZM55 104H57V103L55 102ZM77 104H78L79 106H78ZM94 104H95V103H94ZM102 104H103V103H102ZM114 104H115L116 106L118 105V107L121 108V110H120V112H118V114H115L116 112L113 113L114 110H113L112 108H114V107H113ZM165 104H166V109L164 110V108H165L164 105H165ZM187 104H189V105H187ZM204 104H206V103L204 102ZM210 104H211V103H210ZM247 104H248V103H247ZM250 104H251V103H250ZM7 105H8V104H7ZM14 105H15V104H14ZM17 105H15L16 107L13 106V107H14V110H15V108H17ZM22 105H21V106H22ZM62 105H63V104H62ZM88 105H89V107H88ZM152 105H153V108H152ZM192 105H193V104H192ZM256 105H257V104H256ZM21 106H20V108H21ZM53 106H55V105H53ZM57 106H58V105H57ZM187 106H189V107H188V108H190L189 110H187V109H188ZM210 106H212V104H211ZM248 106H249V105H248ZM3 107H4V108H3ZM3 107H0V108H1L0 111L2 110L1 112H3V114H4L5 110H6V113L9 112L8 109H5V108H8V106L6 107V104H5ZM24 107H26V106H24ZM31 107H32V104H31V106H30V108H29V110L31 109L30 111H32V109L35 110L34 107H33V108H31ZM39 107H40V106H39ZM51 107H52V106H51ZM58 107H59V106H58ZM90 107H93L94 109H91V110H90V109H89ZM192 107H193V108H192ZM203 107H204V106H203ZM246 107H247V106H246ZM18 108H19V107H18ZM18 108H17V109H18ZM46 108H47V107L45 106L44 110H45ZM48 108H47V109H48ZM52 108L54 109L55 107H52ZM65 108H64V110H65ZM84 108H85V109H84ZM87 108H88L89 110H88ZM186 108H187V109H186ZM209 108H210V107H209ZM226 108H227V107H226ZM237 108H238V107H237ZM23 109H24V108H23ZM23 109H21V110H23ZM38 109H39V108H38ZM40 109L42 110V109H43V106H42V108H40ZM55 109H57V108H55ZM60 109H61V108H60ZM80 109H81V110H80ZM98 109H99V108H98ZM155 109L158 110V112H161L162 114L164 113L163 110L167 112V113H165V114H169V113H170V114H169V117H170V116L173 117V115H171V114H175V117H173V118H171V117H170V118H169V117L166 118V117H165V118H164L165 120L160 121V116H162V115H161L160 113H159V114L157 113V114L159 115V116H158L159 118L155 117V112H154V111H156ZM205 109H207V108H205ZM3 110H4V111H3ZM9 110H10V109H9ZM11 110H12V108H11ZM18 110H19V109H18ZM24 110H25V109H24ZM26 110H28V109L26 108ZM26 110H25V111H26ZM34 110H33V113H34ZM64 110H63V111H64ZM115 110H118V109L115 108ZM193 110H191V114H192ZM211 110H212V108H211ZM246 110H247V109H246ZM16 111H17V110H16ZM36 111H37V110H36ZM49 111H50V113H51V111H55V110H52V109H51V110H49ZM61 111H62V110H61ZM70 111L73 112V113H70ZM86 111H87V112H86ZM98 111H99V110H98ZM185 111H186V112L189 111V113H187V114L185 113V115H184L183 112H185ZM209 111H210V110H209ZM214 111H215V109L213 110V112H214ZM216 111H217V110H216ZM218 111H219V110H218ZM13 112H14V111H12L11 113L14 114ZM19 112L21 113V111H19ZM42 112H43V110H42ZM42 112H41V113H42ZM45 112H47V111L45 110ZM194 112H193V113H194ZM201 112H202V114H205V113H203L202 110H201ZM205 112H206V111H205ZM211 112H212V111H211ZM9 113H10V112H9ZM11 113H10V114H11ZM22 113H23V112H22ZM22 113H21V115H22ZM26 113H27V112H26ZM36 113H37V112H36ZM39 113H40V112H39ZM52 113H53V112H52ZM62 113H63V112L59 113V115L62 114ZM90 113H91V114H90ZM225 113H226V112H225ZM0 114H1V113H0ZM3 114H1V115L3 116ZM12 114H11L10 116H8V117H11V118H12ZM16 114H18V113H16ZM45 114H46V113H45ZM45 114H44V115H45ZM47 114H48V113H47ZM94 114L97 115L96 113H94ZM165 114H164V115H165ZM182 114L184 115V117H183ZM191 114L188 115V120H187V121H189V116H190ZM202 114L200 113V115H202ZM206 114H207V113H206ZM206 114H205V115H206ZM214 114H215V113H214ZM1 115H0V118L3 119L4 117H2ZM5 115H6V114H5ZM7 115H9V114H7ZM30 115H31V113H30ZM39 115H40V114H38V116H39ZM48 115H49V114H48ZM48 115H45V119H47V120H48V118H46V116L48 117ZM53 115H54V114H53ZM53 115L50 114V116H53ZM95 115H93V116H95ZM176 115H177V117H176ZM192 115H193V114H192ZM192 115H191V116H192ZM205 115H204V116H205ZM210 115H211V114H210ZM219 115H220V114H219ZM23 116H24V115H23ZM36 116H37V115H36ZM36 116H35V117H36ZM38 116H37V119H39ZM42 116H43V114H42ZM42 116H40V117H42ZM50 116H49V119L51 120L52 117H50ZM56 116H58V115H56ZM60 116H61V115H60ZM165 116H168V115H165ZM178 116H179V117H178ZM204 116H203V117H204ZM5 117H6V116H5ZM19 117L21 118L20 114H19ZM31 117H33V116H31ZM35 117H34V118H35ZM58 117H59V116H58ZM88 117H89V116H88ZM88 117H87V118H88ZM162 117H163V116H162ZM182 117H183L184 119H183ZM199 117H201V116H199ZM20 118H19V119H20ZM22 118H23V117H22ZM22 118H21V119H22ZM25 118H26V117H25ZM59 118H60V117H59ZM85 118H86V117H85ZM95 118H96V117H95ZM168 118H169V119H168ZM194 118H195V114H194ZM201 118H202V117H201ZM6 119H7V120L9 119L10 121H12V119H10V118H7V117H6ZM45 119H44V120H45ZM56 119H57L58 121H61V120H62V119H58V118H56ZM56 119L54 120V123H55V121L57 122ZM70 119H71V118H70ZM89 119L91 120V117H90ZM196 119H199V121H197V120H196V121L200 123V118H196ZM3 120H5V119H3ZM3 120L0 121V126H1V125H3V126L5 125V127H6L7 122L5 123ZM7 120H6V121H7ZM17 120H18V119H17ZM17 120H16V121H17ZM44 120H43V121H44ZM47 120H46L45 122H47ZM86 120H87V122H88V119H86ZM95 120L97 121V118H96ZM99 120H100V119H99ZM102 120H103V119H102ZM104 120H105V119H104ZM204 120H205V119L203 118L202 122H203ZM14 121H15V120L13 119L12 122H14ZM18 121H19V120H18ZM18 121H17V122H18ZM27 121H28V120L26 119V122H24V119H23L21 123H20V122H18V123L15 122V124H18V125H15V124L12 123V124L15 125V126H20V127H21V128L18 129L19 131L17 130V128H16V130L18 131L17 133H19L18 136H20L21 139L24 140V141H25V139H27V136H29L33 131H35V130H34L35 127H37V128H38V127H39V128L41 127L39 122H38L37 126H35V124H34V126H35V127H34L32 124H31V125L29 124V122L31 123V119L29 120L28 123H27ZM35 121H36V118H35ZM39 121H41V119H40ZM78 121H79V118H78ZM190 121H191V120H190ZM190 121H189V122H190ZM193 121H194V120H193ZM206 121L208 122V120H206ZM206 121H204V123H205ZM214 121H215V120H214ZM2 122L5 123V124H3ZM8 122H9V121H8ZM36 122H37V121H36ZM36 122H34V119H33V122H32V123H36ZM45 122H44V124H46ZM50 122L53 123L52 121H50ZM65 122H66V120L64 121V123H65ZM72 122H73V121H72ZM79 122H81V121H79ZM91 122H92V120H91ZM94 122H95V121H94ZM100 122H101V121H100ZM100 122L98 123V121H97V123H98L99 125H100ZM102 122H104V121H102ZM171 122H174V123H171ZM194 122H195V121H194ZM202 122H201V123H202ZM1 123H2V124H1ZM51 123H50V124H51ZM54 123H53V124H54ZM88 123H89V122H88ZM190 123L193 124V126L191 125L192 127H194V125L198 126V124H199V123L196 124V123H193V122H190ZM233 123H235V122H233ZM8 124H9V123H8ZM8 124H7V125H8ZM10 124H11V123H10ZM10 124H9V126H10ZM12 124H11V125H12ZM19 124H20V125H19ZM44 124H43V122H41V125H42L43 128H44V126H43ZM47 124H48V122H47ZM47 124H46V125H47ZM53 124L50 125L49 127H50V128H51V126H53V128L56 127V126H54V125L57 124V123H55L54 125H53ZM89 124H90V123H89ZM98 124H97V126H98ZM103 124H104V123H103ZM211 124H212V123H211ZM28 125H30V126H32V127H30V126H28ZM46 125H45V127H46ZM101 125H100V126H101ZM202 125L204 126V125H206V123H205V124H202ZM213 125H214V123H213ZM217 125H218V124H217ZM221 125H222V124H221ZM3 126H2V131H3V129H4ZM9 126H8V127H9ZM15 126H14V127H15ZM59 126H58V127H59ZM92 126H95V125H92ZM173 126H174V127H173ZM203 126H202V127H203ZM206 126H207V125H206ZM219 126H220V125H219ZM222 126H224V125H222ZM230 126H231V125H230ZM233 126H234V125H233ZM8 127H6V128H7V131H8ZM61 127H62V128H61ZM168 127H169V130H168ZM185 127H186V126H185ZM231 127H232V126H231ZM9 128L11 129L12 126H10ZM33 128H34V129H33ZM39 128L36 129V130H39ZM43 128H40V129H43ZM86 128H88V127L86 126ZM158 128H157L156 130H158ZM179 128H180V129H179ZM187 128H188V127H187ZM200 128H201V127H200ZM209 128H210V124H209ZM214 128H215V127H214ZM219 128H221V127H219ZM12 129H13V128H12ZM44 129H45V128H44ZM93 129H96L95 131L98 130L99 132H98V133L96 132L97 134L95 133V134H96V135H95V134H94L95 131H94ZM159 129H160V128H159ZM177 129H178V130H177ZM189 129H190V128H189ZM193 129H194V128H193ZM195 129H196V128H195ZM197 129H199V127H198ZM221 129H222V128H221ZM225 129H226V128H225ZM56 130H58V128H57ZM92 130H93V131H92ZM153 130H155V129H153ZM217 130H219V129L217 128ZM217 130H216V131H217ZM222 130H224V129H222ZM0 131H1V127H0ZM14 131H15V130H14ZM40 131H41V130H40ZM51 131H52V130H51ZM91 131L93 132V134H92ZM158 131H159V130H158ZM160 131H161V130H160ZM173 131H174V129H173ZM184 131H185V130H184ZM192 131H193V130H192ZM200 131H201V130H200ZM203 131H204V130H203ZM231 131H232V130H230V133H231ZM149 132L151 133L150 135H149ZM154 132H155V131H154ZM181 132H182V131H181ZM181 132H179V133H181ZM214 132H215V131H214ZM233 132H234V131H233ZM4 133H5V132H4ZM4 133H3V134H4ZM15 133H16V132H15ZM147 133H148V134H147ZM158 133H159V132H158ZM193 133H194V132H193ZM193 133H192V134H193ZM197 133H198V132H197ZM209 133H210V132H209ZM36 134H37V132L35 133V135H36ZM187 134H188V133H187ZM199 134H200V133H199ZM202 134H203V133H202ZM204 134H205V133H204ZM204 134H203V135H204ZM206 134H207V133H206ZM216 134H217V133H216ZM225 134H226V133H225ZM232 134H233V133H232ZM4 135H6V133H5ZM4 135H3V136H4ZM170 135H171V134H170ZM170 135H169V133H168V135L166 134V135L163 136V137H162V136L160 137L159 135H158V136H159V138L163 139V142H165L164 145L167 146V145H168V144H167L168 141H169V140H170V141H173L174 139H172V138H175V137H176V136H174V134L172 135V137H171ZM177 135L179 136V134H177ZM180 135H181V134H180ZM203 135H202V136H203ZM236 135H237V134H236ZM1 136H2V135L0 134V137H1ZM3 136H2V137H3ZM7 136H8V134H7ZM14 136H15V135H14ZM195 136H196V134H195ZM197 136H198V134H197ZM233 136H234V135H233ZM242 136H243V133H242ZM169 137H171V139H170ZM180 137H181V136H180ZM180 137L177 139V141H180V142L183 143V139H182L183 136H182L181 138H180ZM192 137H193V136H192ZM203 137H204V136H203ZM208 137H209V136H208ZM208 137H206V138H208ZM214 137H215V136H214ZM31 138H32V137H31ZM31 138H29V139H31ZM38 138H39V137H38ZM38 138H37V140H38ZM48 138H49V137H48ZM75 138H76V139H75ZM149 138H150V139H149ZM159 138H158V139H159ZM186 138H187V137H186ZM188 138H189V136H188ZM211 138H212V136H211ZM211 138H210V139H211ZM231 138H232V136H231ZM1 139H2V138H0V140H1ZM8 139H9V138H8ZM73 139H74V141H73ZM90 139H91V140H90ZM161 139H159V140H161ZM210 139H209V140H210ZM212 139H214V138H212ZM223 139H224V138H223ZM238 139H239V138H238ZM2 140H3V141L0 142V152H1V155H2L1 157H2V161H3V162H2V161H0V162L4 163V165H3V164H2V165L5 166V167H3V166L1 165V163H0V165H1V166L3 167V169H4V170L2 169L3 171L0 170V174H2V172L4 173V172H5V169H7V170H6V173H8L7 175L9 176L10 168H12V167L14 168V166H15V165H14L15 162L13 163V161H15L16 159H20V160H21V158L23 157V155H22V150H21L20 148H18L17 146H16V148L11 147V146L14 145V144L12 143V141H11V143H12L13 145L8 144V143H10V140L8 141V143H7V141H5V140H7L6 137H5V139H2ZM17 140H18V139H17ZM186 140H188V139H186ZM205 140H206V139H205ZM233 140H234V139H233ZM27 141H28V140H27ZM29 141H30V140H29ZM44 141H45V139H44ZM151 141H152V142H151ZM155 141H156V140H155ZM166 141H167V142H166ZM190 141H191V140H190ZM192 141H194V140H192ZM195 141H196V140H195ZM201 141H202V140H201ZM201 141H200V142H201ZM207 141H208V140H206V141H204V142H207ZM228 141H229V140H228ZM242 141H243V140H242ZM18 142H19V141H18ZM35 142H36V141H35ZM161 142H162V141H161ZM163 142H162V143H163ZM185 142H186V141H185ZM188 142H189V141H188ZM188 142H187V144H188ZM198 142H199V141H198ZM230 142H231V141H230ZM238 142L240 143V141H238ZM23 143H24V142H23ZM23 143H22V144H23ZM25 143H26V142H25ZM120 143H121V142H120ZM142 143H143V144H142ZM149 143H150V144H149ZM154 143H155V142H154ZM191 143H192V142H191ZM212 143H213V142H212ZM212 143H209V144H212ZM29 144H30V145L32 144L31 141H30ZM74 144H75V145H74ZM90 144L93 145V148H94V149L90 147L89 150H88V147H89V146H92V145H90ZM125 144H126V143H124V145H125ZM133 144H135V143H133ZM144 144H145V145H144ZM156 144H159V143H156ZM175 144H176V143H175ZM175 144L172 145V144L170 143V146H171V145L173 146V148H172L173 151L176 150ZM193 144H194V143H193ZM202 144H203V142H202ZM214 144H215V143H214ZM216 144H217V143H216ZM216 144H215V145H216ZM223 144H224V143H223ZM229 144H230V143H229ZM9 145H10V146H9ZM117 145H119V142H118ZM121 145H123V144H121ZM121 145H120V146H121ZM135 145H136V144H135ZM160 145H161V143H160ZM195 145H197V144H195ZM199 145H200V144H199ZM199 145H198V146H199ZM207 145H208V144H207ZM24 146H25V144H24ZM32 146H28V148H29V147L31 148ZM65 146H64V147H65ZM113 146H114V147H113ZM125 146H126V145H125ZM125 146H122V147H125ZM131 146H130V147H131ZM138 146H139V145H138ZM146 146H145V147H146ZM170 146H169V145L167 146V147H168L167 150L170 151V154L172 155L171 159L173 160V155L175 156V154H176V156H177L178 154H177L176 151H174L175 153L172 154V153H171V150H169V148H171ZM198 146H197V147H198ZM231 146H232V145H231ZM19 147H20V146H19ZM64 147L62 146V148H64ZM70 147H72V146H70ZM126 147H127V146H126ZM130 147H129V148H130ZM135 147H136V146H135ZM157 147H158V146H157ZM162 147L165 148V147L163 146V144H162ZM195 147H196V146H195ZM201 147H202V146H201ZM210 147H211V146H210ZM215 147L217 148V146H215ZM229 147H230V146H229ZM28 148H26V149H28ZM30 148H29V149H30ZM58 148H57V150H59ZM62 148H61V149H62ZM68 148H69V147H68ZM68 148H67V149H68ZM95 148H96V149H95ZM127 148H128V147H127ZM129 148H128V149H129ZM133 148H134V147H133ZM142 148H143V147H142ZM148 148H146V150H147ZM152 148H153V147H152ZM152 148H151V150H152ZM154 148H155V147H154ZM174 148H175V149H174ZM177 148H178V147H177ZM211 148H212V147H211ZM211 148H207V149H211ZM216 148H214V149L216 150ZM236 148H237V147H236ZM22 149H23V146H22ZM54 149H55V148H54ZM71 149H70V150H71ZM90 149H93V151L90 150ZM114 149H115V150H114ZM128 149H127V151H128ZM139 149H140V148H139ZM158 149H159V147L157 148V151L160 150V149H159V150H158ZM203 149H205V147H204V148L202 147V150H203ZM234 149H235V148H234ZM259 149H260V148H259L258 146H254V147H253V152L255 153V159H257L256 157L258 156L257 152L259 153V151H258ZM24 150H25V147H24ZM24 150H23V153L26 152V150H25V151H24ZM55 150H56V149H55ZM63 150L65 151L66 148L63 149ZM70 150L68 149L66 152L69 151L68 153H70ZM135 150H136V149H135ZM140 150H141V149H140ZM163 150H164V149H163ZM165 150H166V148H165ZM165 150H164V151H165ZM167 150H166L165 152H167ZM200 150H201V148H200ZM73 151H74V152H73ZM89 151H92V152H89ZM152 151H153V150H152ZM152 151L149 150V154H150V155L154 154ZM157 151H156V152H157ZM197 151H198V150H197ZM208 151H210V150H208ZM211 151H212V150H211ZM221 151H223V150H221ZM221 151H218V152H221ZM246 151H247V150H246ZM27 152H28V151H27ZM27 152H26V157H27ZM34 152H35V153H34ZM51 152H52V151H51ZM57 152H58V151H57ZM60 152H61V150L59 151V153H60ZM66 152H63V151H62V153H64L63 155H66L65 157H67ZM120 152H121L120 156L115 155V154H119ZM136 152H137V150L135 151V153H136ZM143 152H145V151H143ZM151 152H152V153H151ZM159 152H160V151H159ZM159 152H157V153H159ZM203 152H204V151H201V152H200L201 155H202ZM206 152H207V151H206ZM212 152H213V151H212ZM218 152H217V153H218ZM234 152H235V151H234ZM28 153H29V155H30V152H28ZM95 153H94L93 155H96ZM124 153H125V155H124ZM127 153H129V155H128ZM137 153H138V152H137ZM167 153L169 154V152H167ZM179 153H180V149H179ZM214 153H215V152H214ZM254 153H253V154H254ZM126 154H127L128 156H126ZM138 154H139V153H138ZM147 154H148V153H147ZM149 154H148V155H149ZM162 154H163V153H162ZM165 154H166V153H164V155H165ZM168 154H167V155H168ZM181 154H182V153H181ZM231 154H232V153H231ZM24 155H25V153H24ZM58 155H59V154H58ZM60 155H61V153H60ZM63 155H62V157H63ZM68 155H69V154H68ZM93 155H92L91 157H93ZM121 155H123V156H121ZM150 155H149V158H150ZM157 155L160 156V153L157 154ZM164 155H163V156H164ZM171 155H169V157L167 156V158L165 157L166 155H165L164 157H162V156H161V157H162L163 159H168V161H170L169 159H170V156H171ZM182 155H183V154H182ZM203 155H204V154H203ZM205 155H206V154H205ZM260 155H261V156H260ZM47 156H49V155H47ZM47 156H45V158H46ZM56 156H57V154H56ZM89 156H90V155H89ZM89 156H88V158H89ZM144 156H146V154H145ZM152 156H154V155H152ZM178 156H179V155H178ZM178 156H177V158L175 157L176 161L179 159V160H178V163H179V162L182 163V161H184L183 159L186 157V155L184 154L185 157L180 155L181 158L184 157L183 159L178 158ZM207 156H209V155L207 154ZM207 156H206V157H207ZM216 156H217V155H216ZM219 156H221V155H219ZM230 156H231V155H230ZM230 156H229V157H230ZM235 156H238V155H235ZM259 156H260V158H261V157H263L264 155L262 156V153H260ZM29 157H31V156H29ZM52 157H53V156H52ZM58 157H59V156H58ZM110 157H111V158H110ZM188 157H189V156H188ZM212 157L214 158V156H212ZM233 157H234V156H233ZM67 158H68V157H67ZM94 158H95V157H93V160H94ZM98 158H100V157L98 156ZM98 158H97V159H98ZM125 158L123 157L122 160H124ZM147 158H148V157L146 156V159H147ZM152 158H153V157H152ZM154 158H155V157H154ZM230 158H231V157H230ZM252 158H253V157H252ZM263 158H264V157H263ZM51 159H52V158H51ZM89 159L91 160V158H89ZM97 159L95 158L94 162H95ZM113 159H114V158H113ZM113 159H112V160H113ZM150 159H151V158H150ZM175 159L173 160V162L175 161ZM185 159L187 160L188 158L186 157ZM207 159H208V158H207ZM214 159H216V158H214ZM221 159H222V158H221ZM221 159H220V161H221ZM235 159H237V158H235ZM240 159H241V158H240ZM24 160H25V159H24ZM24 160H22V161H24ZM27 160H28V159H27ZM64 160H65V159H64ZM66 160H68V162L71 161V160H69V158L66 159ZM66 160H65V163H66ZM93 160H92V161H93ZM103 160H102V161H103ZM117 160H118V158H117ZM119 160H121V159H119ZM122 160H121V162H122ZM126 160H127V159H126ZM152 160H153V159H152ZM154 160H155V159H154ZM159 160H160V159H159ZM172 160L170 161V164H171ZM181 160H182V161H181ZM188 160H189V159H188ZM188 160H187V161H188ZM194 160H195V159H194ZM217 160H218V159H217ZM222 160H225V159H222ZM233 160H234V158H233ZM251 160H252V159H251ZM251 160H250V161H251ZM260 160H261V159H260ZM22 161H21V162H22ZM46 161H47V159L45 160V162H46ZM62 161H63V160H62ZM102 161H101V162H102ZM106 161H107V160H106ZM106 161H104V164L106 163ZM115 161H116V160L114 159V161H112V162H114L115 165H116V162H115ZM144 161H146V160L143 159V163L146 164V162H144ZM149 161H150V160L148 159V163H149ZM165 161L168 162L167 160H164V162H165ZM187 161H185V163L183 162L184 164H182L181 166L185 165ZM195 161H196V160H195ZM206 161L208 162V161H210V160H206ZM220 161H218L219 164H220ZM17 162H18V160H17ZM21 162H20V165H21ZM29 162H30V160H29ZM29 162H28V163H29ZM37 162H38V161H37ZM45 162H44V163H45ZM53 162H55V161H53ZM72 162H71V164H72ZM85 162H84V164H85ZM108 162H111V161L109 160ZM112 162H111V164H112ZM118 162H119V161H118ZM118 162H117V163H118ZM126 162H127V161H126ZM128 162H129V161H128ZM141 162H142V161H141ZM161 162H162V160H161ZM161 162H159V163H161ZM166 162H165V163H166ZM173 162H172V163H173ZM196 162H197V161H196ZM225 162H226V160H225ZM225 162H224V163H225ZM251 162H252V161H251ZM12 163H13V164H12ZM40 163H41V162L39 161L37 164L39 165V167H40L39 169H40V171H41L42 174H43V175L41 174L42 178H43V176L45 175L44 173L47 172L46 176H47V175H50V173L52 174V171H54V169L56 168V167H55V168L53 167L52 170H51L50 168H51L54 164L51 166L48 162H46L48 165H47L46 163H45V164H44V163L40 164ZM50 163L52 164L51 161H50ZM61 163H63V162H61ZM78 163H77V164L74 163L73 165H75V164L78 165ZM97 163H100V162L98 161ZM114 163H113V165H114ZM156 163H157V162H156ZM193 163H194V162H193ZM204 163H205V160H204ZM215 163H217V161L214 162V166H215ZM221 163H223V162L221 161ZM226 163H227V162H226ZM226 163L223 164V165H224L223 167H225ZM15 164H16V167H17V166H18L17 163H15ZM18 164H19V163H18ZM29 164H30V163H29ZM35 164H36V163H35ZM56 164H57V163H56ZM68 164H70V163H68ZM68 164H67V166H68ZM71 164H70V168H71V170H72L73 167H75V166L71 167V166H72ZM81 164H82V163H81ZM81 164H79V165H81ZM90 164H91V163H90ZM102 164H103V163H102ZM104 164H103V165H104ZM119 164H123V163H118V165H119ZM170 164H169V165H170ZM175 164H177V162H175ZM207 164H208V163H207ZM219 164L216 166L217 168L219 167ZM237 164H238V163H237ZM240 164H241V163H240ZM10 165H11L12 167H11ZM13 165H14V166H13ZM45 165H47V168L44 167ZM49 165H50V167H49ZM57 165H58V164H57ZM79 165H78L76 168H78ZM82 165H83V164H82ZM92 165H93V164H92ZM98 165H99V164H98ZM105 165H106V164H105ZM115 165H114V166H115ZM124 165H125V163H124ZM127 165H128V164H127ZM127 165H126V166H127ZM157 165H158V164H157ZM159 165H160V164H159ZM161 165H162V164H161ZM164 165H166V164H164ZM171 165H172V164H171ZM173 165H174V163H173ZM179 165H180V164H179ZM204 165H205V164H204ZM252 165H253V163H252ZM252 165H251V166H252ZM32 166H33V165H32ZM41 166H42L45 170L48 169L49 171H48V170H47V171H44L43 168H42ZM93 166H94V165H93ZM100 166H101V165H100ZM106 166L109 167L110 165H109V166L106 165ZM114 166H113V167H114ZM142 166H143V165H142ZM142 166H141V167H142ZM175 166H176V165H175ZM190 166H191V165H190ZM207 166H208V165H207ZM220 166H221V165H220ZM244 166H245V165H244ZM246 166H248V165H246ZM249 166H250V165H249ZM16 167H15V168H16ZM19 167H20V166H19ZM21 167H22V165H21ZM26 167L29 168L28 164H27V166H25V168H26ZM48 167H49V168H48ZM91 167H92V166H91ZM103 167H104V166H103ZM111 167H112V165H111ZM113 167H112V168H113ZM119 167H120V166H119ZM119 167H118V168L116 167L117 169L115 168V170H114L113 172L117 171V170L119 169ZM123 167H125V166H123ZM123 167H122V168H123ZM127 167H128V166H127ZM131 167H132V166H131ZM134 167H135V166H134ZM141 167H139V168H141ZM159 167H160V166H159ZM165 167H167V166H165ZM208 167H209V166H208ZM208 167H207V168H208ZM223 167H222V168H223ZM0 168H1V167H0ZM23 168H24V167H23ZM34 168H35V167H34ZM41 168H42V170H41ZM58 168H59V167H58ZM76 168H75V169H76ZM82 168H83V167H82ZM93 168H94V167H93ZM120 168H121V167H120ZM122 168H121V169H122ZM135 168H136V167H135ZM157 168H158V167H157ZM181 168H182V167H181ZM185 168H186V167H185ZM185 168H184V169H185ZM194 168H195V167H194ZM197 168H199V167L197 166ZM222 168L219 167L220 171H221ZM227 168H228V163H227ZM240 168H241V167H240ZM244 168H245V167H244ZM246 168H247V167H246ZM260 168H262V165H261ZM260 168H259V171L261 172L262 169H260ZM17 169L20 170L21 168H18V167H17ZM29 169H30V172L32 171L31 173H33L34 170H31V169H33V168L30 167ZM29 169H27V170H29ZM56 169H57V168H56ZM79 169H81V168L79 167ZM95 169H96V168H95ZM108 169H109V168H108ZM113 169H114V168H113ZM123 169H124V168H123ZM137 169H138V168H136V170H137ZM159 169H160V168H159ZM179 169H180V168H179ZM182 169H183V168H182ZM187 169H188V168H187ZM263 169H264V168H263ZM8 170H9V171H8ZM13 170H14V169H13ZM35 170H36V169H35ZM50 170H51V172H50ZM61 170H62V169H61ZM66 170H67V167H66ZM69 170H70V169H69ZM98 170H99V168L97 167V171H98ZM102 170H103V168H102ZM104 170H107V169L105 168ZM111 170H112V169H111ZM119 170H120V169H119ZM126 170L129 171L128 168H127ZM130 170H131V169H130ZM136 170H135L134 172H136ZM156 170H157V169H156ZM174 170H175V169H174ZM191 170H192V169H191ZM196 170H197V169H196ZM206 170H207V169H206ZM209 170H210V169H209ZM228 170H229V169H228ZM251 170H252V167H251ZM251 170H249V171H251ZM21 171H23V172L25 173L24 170H21ZM37 171H38V169H37ZM40 171H39V173H40ZM63 171H65V168H64ZM63 171H61L60 173H63ZM67 171H68V170H67ZM74 171H76V170H74ZM74 171H73V172H74ZM79 171H80V170H79ZM162 171H163V170H162ZM162 171H160V173H162ZM172 171H173V170H172ZM213 171H214V170H213ZM213 171H212V173H213ZM224 171H225V170H224ZM224 171H223V176H226V175H224ZM237 171H238V170H237ZM263 171H264V170H263ZM56 172H59V171L56 170V171L53 172V175H54L53 178H55V175H56V177H57V174H54V173H56ZM65 172H66V171H65ZM70 172H71V171H70ZM70 172H68V173H70ZM84 172H85V171H84ZM84 172H83V173H84ZM99 172H100V171H99ZM102 172H103V171H102ZM104 172L107 173L106 171H104ZM119 172H120V171H119ZM123 172H124V171H123ZM123 172H120V175H119V176L115 175V176H117V177H120V176L123 177V180H124V181L122 180L121 185H124L123 182L127 183V182L125 181V179H124V176L121 175V173H123ZM138 172H139V171H138ZM166 172H167V171H166ZM169 172H170V171H169ZM186 172H187V171H186ZM208 172H209V171H208ZM230 172H232V170H231ZM240 172H241V169H240ZM260 172H259V173H260ZM37 173H38V172H37ZM37 173H36V174H37ZM68 173H67V175H68ZM74 173H75V172H74ZM87 173H88V172H87ZM92 173H93V172H92ZM115 173H116V172H115ZM130 173H132V172H130ZM136 173H137V172H136ZM140 173H141V171H140ZM163 173H164V172H163ZM163 173H162V174H163ZM178 173H179V172H178ZM178 173H177V175H178ZM199 173H200V172H199ZM227 173H228V172H227ZM227 173H225V174H227ZM238 173H239V172H238ZM244 173H245V172H244ZM12 174H13V173H12ZM21 174H22V173H21ZM27 174H28V173H27ZM34 174H35V173H34ZM63 174L65 175L66 173H63ZM76 174H79V173L76 172ZM81 174H82V173H81ZM97 174H99V173H97ZM100 174H101V173H100ZM111 174H112V173H111ZM116 174H119L118 171H117ZM142 174H143V173H141V175H142ZM167 174H168V173H167ZM170 174H171V173H170ZM170 174H169V175H170ZM175 174H176V172H175ZM186 174H187V173H186ZM194 174H195V171H194L193 175H194ZM196 174H197V173H196ZM16 175H18V174L16 173ZM28 175H31V174L29 173ZM28 175H25V176H28ZM38 175H40V174H38ZM53 175H51V176H53ZM59 175H60V174H59ZM59 175H58V178H59ZM61 175H62V174H61ZM109 175H110V174H109ZM109 175H108V176H109ZM137 175H138V174H137ZM181 175H182V174H181ZM181 175H180L179 177H181ZM191 175H192V173H191ZM193 175H192V176H193ZM201 175H202V174H201ZM203 175H204V174H203ZM209 175H211V174H208V176H209ZM11 176H13V175H11ZM14 176H15V175H14ZM14 176H13V177H14ZM31 176H32V175H31ZM51 176H50V179L52 178ZM71 176H73L72 173H71V175H68V178L71 177ZM99 176H100V175H99ZM103 176H104V175H103ZM103 176H101V177L104 178ZM128 176H129V174H128ZM131 176H132V174H131ZM131 176H130V177H131ZM135 176H136V175H135ZM135 176H134V177H135ZM138 176H139V175H138ZM144 176H145V175H144ZM188 176H190V175H188ZM196 176H197V175H196ZM228 176H230V174H229ZM4 177H5L4 174H2V181H4V183H1V184H0V185H2V186H3V184H5V182L7 181V180H5L6 178H4ZM6 177H7V176H6ZM9 177H10V176H9ZM38 177H39V176H38ZM62 177L64 178V176H62ZM65 177H66V175H65ZM76 177H77V176H76ZM101 177H100V178H101ZM106 177H107V176H105V178H106ZM117 177H115V178H117ZM125 177H127V173H126ZM170 177H171V176H170ZM170 177H169V178H170ZM174 177H175V176H174ZM179 177H178V178H179ZM190 177H191V176H190ZM209 177H210V176H209ZM240 177H241V176H240ZM247 177H248V176H247ZM262 177H263V176H262ZM15 178H17V177H15ZM18 178H19V176H18ZM21 178H23V175H22ZM34 178H35V177H34ZM45 178H46V177H45ZM58 178H57V179H58ZM71 178H72V177H71ZM111 178H112V175H111ZM131 178H132V177H131ZM141 178H142V177H141ZM157 178H158V177H157ZM164 178H165V177H164ZM169 178H168V179H169ZM172 178H173V176H172ZM172 178H171V179H172ZM176 178H177V176H176ZM196 178H197V177H196ZM199 178H200V177H199ZM203 178H204V177H203ZM207 178H208V177H207ZM207 178H205V179H207ZM210 178H211V177H210ZM210 178L207 180V183H208V181L210 180ZM257 178H258V177H257ZM259 178L261 179V177H259ZM19 179H20V178H19ZM47 179H48V178H46V180H43V181L46 182V181H48ZM60 179H61V176H60ZM79 179H82V177L80 178V176H79ZM136 179H137V178H136ZM139 179H140V178H139ZM158 179H159V180H158L159 182H160V180H162V179H160V178H158ZM168 179H166V180L168 181ZM173 179H174V178H173ZM173 179L170 180V181H172V183H173V181H174ZM191 179H192V178H191ZM201 179H202V178H201ZM215 179H218L217 181H219V178H217V176H215ZM223 179H224V178H223ZM8 180H9V179H8ZM20 180H21V179H20ZM36 180H37V178H36ZM38 180H39V179H38ZM41 180H42V179H41ZM51 180H52V179H51ZM67 180H68V179H67ZM113 180H114V179H113ZM118 180H119V178H118ZM130 180H132V179H130ZM130 180L128 179V181H130ZM151 180H153V179H151ZM183 180L186 181L185 177H184ZM246 180H247V179H246ZM2 181H0V182H2ZM18 181H19V180H18ZM18 181H17V182H18ZM49 181H50V180H49ZM57 181H58V180H57ZM61 181H62V180H61ZM73 181H74V180H73ZM108 181H110V180H108ZM120 181H121V180H120ZM120 181H119V182H120ZM135 181H136V180H135ZM156 181H157V180H156ZM176 181H177V179H176ZM180 181H181V184H182V182H183V184H184V181H182V179H180L179 182H180ZM203 181H204V180H203ZM232 181H233V179H232ZM256 181L258 182V180H256ZM17 182H16V183H17ZM22 182H23V181H21V182H19V183L22 184ZM54 182H55V181H54ZM83 182H84V181H83ZM154 182H155V181H154ZM165 182H166V181H165ZM165 182H164V183H165ZM177 182H178V181H177ZM179 182H178V183H179ZM200 182H201V181H200ZM200 182H199V183H200ZM211 182H212V181H211ZM221 182H222V180H221ZM243 182H245V181H242V183H243ZM259 182H260V181H259ZM19 183H18L19 186L16 187V188H19V190H21V189H20V186H21V185H20ZM38 183H39V182H38ZM42 183H43V184H42ZM42 183H41L42 185H41L40 183H39V184H40L41 186H44V185L46 186V184H44V182H42ZM50 183H51V182H50ZM50 183H49V184H50ZM102 183H103V182H102ZM105 183H106V182H105ZM105 183L102 184V188H103V185H105ZM117 183H118V182H117ZM132 183H133V182H132ZM146 183H147V182H146ZM160 183H161V182H160ZM160 183H159V185H160ZM172 183H169V182H168V184H170V185L167 186V187H168L167 189L170 188L169 186H171V188L174 187V184H172ZM174 183H175V181H174ZM201 183H202V182H201ZM207 183H206V184H207ZM215 183H216V182H215ZM217 183H218V182H217ZM255 183H256V182H255ZM6 184H7V183H6ZM9 184H11V182H10ZM9 184H8V185H9ZM12 184H13V183H12ZM12 184H11V185H12ZM27 184H28V186H30L29 183H27ZM33 184H34V183H33ZM39 184H38V185H39ZM49 184H48L47 187H49ZM52 184H55V183H52ZM52 184H50V185H52ZM60 184H62V183H60ZM69 184H70V183H69ZM75 184H76V183H75ZM79 184H81V183H79ZM100 184H101V183H100ZM115 184H116V183H115ZM127 184H128V183H127ZM127 184H125L124 186H126ZM165 184H166V183H165ZM171 184H172V185H171ZM186 184H188V183H186ZM213 184H214V181H213ZM213 184H211V185H213ZM226 184H227V183H226ZM228 184H229V182H228ZM237 184H238V183H237ZM25 185H26V184H25ZM31 185H32V184H31ZM62 185H63V184H62ZM62 185H61V186H62ZM67 185H68V184H67ZM85 185H86V184H85ZM107 185H108V183H107ZM113 185H114V183H113ZM128 185H129V184H128ZM131 185H132V184H131ZM137 185H138V182H137ZM157 185H158V184H156V186H157ZM159 185H158V186H159ZM166 185H167V184H166ZM166 185H164V186H166ZM175 185H176V184H175ZM203 185H204V184H203ZM215 185L218 186L217 184H215ZM256 185H257V183H256ZM5 186H6V185H5ZM23 186H24V183L22 184V188H23ZM36 186H37V185H35V187H36ZM41 186H38V187L40 188ZM65 186H66V185H65ZM70 186H71V185H70ZM72 186H73V185H72ZM108 186H110V182H109V185H108ZM111 186H112V185H111ZM111 186H110V187H111ZM179 186H180V188L182 187L181 185L178 184V185L176 186L177 189H180ZM186 186H187V185H186ZM188 186H189V185H188ZM192 186H195V185H191L190 188L187 187V188L189 189V191H190V189L192 188ZM225 186H226V185H225ZM229 186H230V185H229ZM238 186H239V188L242 190V187L240 186V184H238ZM243 186H244V184H243ZM6 187H7V186H6ZM53 187H54V186H52V188H51L50 190H52ZM56 187H57L56 189H58L59 186L56 184ZM62 187H63V186H62ZM62 187H59V188L61 189ZM104 187H105V186H104ZM113 187H114V186H113ZM113 187H112V188H113ZM116 187H118V186H116ZM121 187H123V186H120V190L122 189V191H124L123 188L129 189V188H127V186H126V187H123V188H121ZM132 187H133V186H132ZM200 187H202V186H200ZM212 187H213V186H212ZM223 187H224V186H223ZM234 187H235V186H234ZM0 188L3 189L4 186H3V187L0 186ZM33 188H34V187H33ZM69 188H70V187H69ZM75 188H76V187H75ZM94 188H95V187H94ZM97 188L99 189V187H97ZM100 188H101V187H100ZM107 188H108V189H107V193H108V190H109L110 188H109V187H107ZM112 188H111V189H112ZM139 188H140V187H139ZM142 188H144V186H143ZM158 188L160 189V187H157V189H158ZM164 188H165V187H164ZM183 188H184V190L187 189V188L185 187V185L183 186ZM194 188L197 189L196 187H194ZM198 188H199V187H198ZM202 188H204V186H203ZM214 188H216V187H214ZM218 188H219V187H218ZM225 188H226V187H225ZM230 188H232V186H231ZM235 188H236V187H235ZM259 188H260V186H259ZM259 188H257V189H259ZM45 189H46V188H45ZM67 189H68V186H67ZM115 189H116V188H114V190H115ZM135 189H136V188H135ZM157 189H156V190H157ZM173 189H174L173 192H175L176 189H175V188H173ZM181 189H182V188H181ZM188 189H187V190H188ZM192 189H193V188H192ZM192 189H191V190H192ZM199 189H200V188H199ZM199 189H197V190H199ZM205 189H206V188H205ZM237 189H238V188H237ZM237 189H236V191H237ZM3 190H4V189H3ZM5 190H7V189H5ZM15 190L18 191V189H15ZM36 190H38V188H37ZM41 190H42V188H41ZM41 190H40L39 194L42 192ZM68 190H69V189H68ZM68 190H67V191H68ZM71 190H72V187H71ZM73 190H74V189H73ZM96 190H97V189H96ZM116 190H117V189H116ZM118 190H119V188H118ZM138 190H140V189H138ZM153 190H154V189H153ZM162 190H163V189H162ZM171 190H172V189H171ZM197 190H196V191H197ZM208 190H209V189L207 188V191H208ZM210 190H211V189H210ZM213 190H214V189H213ZM216 190H217V189H216ZM244 190H245V189H244ZM244 190H243V192H244ZM62 191H63V189H62ZM65 191H66V190H65ZM99 191H100V190H99ZM103 191H104V190H103ZM131 191H133V190H131ZM142 191H144V189H143ZM146 191H147V189H146ZM169 191H170V190H167V193H168ZM189 191H186V193L189 192ZM218 191H219V190H218ZM220 191H221V190H220ZM225 191H226V190H225ZM236 191H235V193H236ZM238 191H239V190H238ZM238 191H237V192H238ZM245 191H246V190H245ZM0 192H1V189H0ZM23 192H25V191H23ZM37 192H38V191H37ZM43 192H44V191H43ZM43 192H42V193H43ZM55 192H56V191H55ZM60 192H61V190L59 191V193H60ZM101 192H102V191H101ZM110 192H113V193H111L109 196L111 197V195H112V197H113V194H114L116 191L114 192L113 189H112V191H110ZM157 192H159V191L157 190L156 193H157ZM170 192H171V191H170ZM194 192H195V191H194ZM214 192H215V190H214ZM226 192H227V191H226ZM229 192H230V191H229ZM6 193H7V191H6ZM15 193H17L16 195H19V194H20V193H18V192H15ZM26 193H27V192H26ZM50 193H51V192H50ZM52 193H53V192H52ZM86 193H87V192H86ZM119 193H121L122 195H125V193L128 194V190H126L125 193H124V192H123V193H122V192H119ZM119 193L116 192V194H119ZM132 193H133V192H132ZM137 193H138V192H137ZM137 193H136V194H137ZM145 193H147V192H145ZM167 193H166V194H167ZM171 193H172V192H171ZM176 193H177V192H176ZM178 193H179V192H178ZM198 193H199V191H198ZM200 193H201V192H200ZM200 193H199V194H200ZM203 193H204V192H203ZM209 193H211V192H209ZM217 193L219 194V192H217ZM220 193H221V192H220ZM223 193H224V188H223ZM232 193H233V192H232ZM241 193H242V192H241ZM1 194H2V192H1ZM1 194H0V196H1ZM22 194H23V193H22ZM30 194H31V193H30ZM32 194H33V191H32ZM39 194H37V197H38ZM56 194H57V193H56ZM56 194H55V195H56ZM99 194H100V193H99ZM101 194H103V193H101ZM101 194H100V195H101ZM127 194H126V195H127ZM133 194H134V193H133ZM139 194H140V193H139ZM173 194H174V193H173ZM182 194H183V193H182ZM201 194H202V193H201ZM224 194H226V193H224ZM4 195H6V194H4ZM24 195H25V194H24ZM33 195H34V194H33ZM89 195H90V192H89ZM94 195H95V194H94ZM122 195H121V196H122ZM143 195H144V194H143ZM147 195H148V194H147ZM168 195H169V194H168ZM183 195H184V194H183ZM188 195H189V194H188ZM188 195H187V196H188ZM196 195H197V194H196ZM206 195H207V194H206ZM221 195L223 196V194H221ZM25 196H26V195H25ZM42 196H43V195H42ZM60 196H62V194H61ZM67 196H68V195H67ZM67 196H66V197H67ZM105 196H106V194H105ZM128 196H129V195H128ZM137 196H138V195H137ZM160 196H161V195H160ZM170 196H171V195H170ZM197 196H198V195H197ZM204 196H205V194H204ZM229 196H232V195H229ZM229 196H227L226 198H228ZM5 197H6V196H5ZM13 197H14V194H13L12 198H13ZM57 197H58V196H57ZM90 197H91V196H90ZM94 197L96 198V196H94ZM98 197H101V196H97V198H98ZM112 197H111V198H112ZM114 197H116V195H115ZM122 197H124V196H122ZM126 197H127V196H126ZM155 197H157V196H155ZM201 197H202V196H201ZM205 197H206V196H205ZM217 197H218V196H217ZM58 198H59V197H58ZM69 198H70V197H69ZM79 198H81V197H79ZM83 198H84V197H83ZM83 198H82V199H83ZM118 198H119V197H118ZM120 198H121V197H120ZM130 198H132V197H130ZM180 198H181V197H180ZM202 198H203V197H202ZM0 199H1V202H0V203H2L3 199H2L1 197H0ZM31 199H32V198H31ZM35 199H37V198H35ZM47 199H49V198L47 197ZM63 199H64V196H62V200H63ZM93 199H94V198H93ZM99 199H100V198H99ZM99 199H98V200H99ZM106 199H107V198H106ZM106 199H105V200H106ZM109 199H110V198H109ZM123 199H124V198H122L121 200L123 201ZM126 199H127V198H125V201H127ZM136 199H137V197H136ZM136 199H135V200H136ZM138 199H139V198H138ZM138 199H137V200H138ZM205 199H206V198H205ZM220 199H221V198H220ZM222 199H225V197H224V198L222 197ZM5 200H6V199H5ZM28 200H29V199H28ZM28 200H27V201H28ZM43 200H44V199H43ZM49 200H50V199H49ZM58 200H59V199H58ZM62 200H59V201L62 202ZM65 200H66V198H65ZM85 200H86V199H84V201H85ZM94 200H95V199H94ZM111 200H112V199H111ZM119 200H120V199H119ZM128 200H129V199H128ZM139 200L141 201L142 199H139ZM200 200H202V199H200ZM217 200H218V199H217ZM33 201H34V200H33ZM47 201H48V200H47ZM63 201H64V200H63ZM74 201H75V200H74ZM74 201H72V202L76 204V202H74ZM76 201H77V200H76ZM86 201H87V200H86ZM86 201H85V203H86ZM91 201H92V200H91ZM100 201H101V200H100ZM108 201H109V200H108ZM112 201H113V200H112ZM116 201H118V199H116ZM116 201H115V202H116ZM122 201H119V203H118L119 207H120V203H121ZM129 201H130V200H129ZM142 201H145V200H142ZM203 201H204V200H203ZM205 201H206V200H205ZM8 202H9V201H8ZM10 202H11V200H10ZM44 202H45V201H44ZM50 202H51V201H50ZM64 202H66V201H64ZM64 202H63V204H64ZM68 202H69V201H68ZM72 202H71V203H72ZM96 202H98V201L95 200V203H96ZM102 202H103V201H102ZM115 202H114V203H115ZM133 202L135 203V201H133ZM206 202H207V201H206ZM33 203H34V202H33ZM79 203H81V202L79 201ZM90 203H91V202H90ZM90 203H89V204H90ZM99 203H100V202H99ZM107 203H108V202H107ZM111 203H113V202H111ZM111 203H109V204H111ZM128 203H129V202H128ZM128 203H127V204H128ZM130 203H131V202H130ZM217 203H218V202H217ZM219 203H220V202H219ZM10 204H11V203H10ZM25 204H26V203H25ZM38 204H39V203H38ZM43 204H44V203H43ZM57 204H59V203H57ZM66 204L68 205L69 203H66ZM77 204H78V202H77ZM83 204H84V203H83ZM83 204H82V205H83ZM104 204H105V203H104ZM124 204H126V203L123 201V205H124ZM131 204H132V203H131ZM200 204H201V203H200ZM204 204H205V203H204ZM204 204H203V205H204ZM0 205H1V204H0ZM80 205H81V204H79V206H80ZM84 205H85V204H84ZM95 205H96V204H95ZM100 205H102V203H101ZM100 205H99V206H100ZM106 205H107V204H106ZM112 205H114V204H112ZM118 205H117V206H118ZM2 206H3V205H2ZM27 206H28V205H26V208H27ZM44 206H45V205H44ZM46 206H47V205H46ZM48 206H50V205H48ZM68 206H70V205H68ZM68 206H67V207H68ZM73 206H75V205H73ZM121 206H122V203H121ZM126 206H127V205H126ZM128 206H129V205H128ZM18 207H19V205H18ZM38 207H39V206H38ZM58 207H59V206H58ZM60 207H62V206H60ZM67 207H66V208H67ZM76 207H77V206H75V208H76ZM82 207H83V206H81V208H82ZM87 207H88V206H87ZM103 207H104V206H103ZM122 207H123V206H122ZM146 207H147V206H146ZM19 208H20V207H19ZM62 208H64V206H63ZM62 208H61V210H62ZM79 208H80V207H79ZM81 208H80V211H81ZM98 208H99V207H98ZM105 208H106V207H105ZM107 208H108V207H107ZM115 208H116V207H115ZM128 208H129V207H128ZM148 208H149V207H148ZM150 208H151V207H150ZM153 208H154V207H153ZM153 208H151V210H150L151 213H152ZM67 209H68V208H67ZM72 209H73V208H72ZM76 209H77V208H76ZM87 209H88V208H87ZM116 209H118V207H117ZM154 209H155V208H154ZM0 210H1V209H0ZM64 210H65V209H64ZM82 210H83V208H82ZM124 210H126V209H124ZM27 211H28V210H27ZM49 211H50V210H49ZM52 211H53V209H52ZM71 211H73V210H71ZM76 211H77V210H76ZM96 211H97V210H96ZM98 211H99V210H98ZM104 211H105V210H104ZM121 211H122V210H121ZM128 211H129V210H127V212H128ZM132 211H133V210H132ZM147 211H148V210H147ZM153 211L155 212V211H157V210L155 209V210H153ZM21 212H22V211H21ZM21 212H20V213H21ZM23 212H24V211H23ZM34 212H38V211H34ZM43 212H45V211H42L41 213H43ZM46 212H47V211H46ZM46 212H45V213H46ZM57 212H58V211H56V213H57ZM60 212H61V211H60ZM60 212H58V213H60ZM78 212H79V211H78ZM100 212H101V211H100ZM106 212H107V211H106ZM129 212H130V211H129ZM137 212H138V211H137ZM29 213H30V212H29ZM39 213H40V211H39ZM41 213H40V215H41ZM52 213H53V212H52ZM56 213H55V214H56ZM58 213H57V214H58ZM66 213H67L69 216H71L67 211H66ZM90 213H91V212H90ZM133 213H134V212H133ZM159 213H162V212L159 211ZM9 214H10V213H9ZM49 214H50V213H49ZM55 214H54V215H55ZM73 214H74V213H73ZM96 214H97V213H96ZM125 214H126V213H125ZM12 215H13V213H12ZM12 215H11V216H12ZM32 215H33V214H32ZM54 215H53V216H54ZM58 215H59V214H58ZM60 215H61V213H60ZM62 215H64V214H62ZM144 215H145V213H144ZM147 215H148V214H146V216H147ZM162 215H163V214H162ZM162 215H160V216H162ZM11 216H10V218H11ZM34 216L36 217V215H34ZM37 216H38V215H37ZM43 216H44V215H43ZM51 216H52V215H51ZM53 216H52V217H53ZM12 217H13V216H12ZM14 217H15V216H14ZM21 217H22V216H21ZM28 217H30V216H28ZM35 217H33V219H34ZM60 217H61V216H59V218H60ZM65 217H67V216L65 215ZM65 217H64V219H65ZM79 217H80V216H79ZM85 217H86V216H85ZM85 217H84V218H85ZM41 218H42V217H41ZM43 218H45V217H43ZM49 218H50V217H49ZM55 218H56V216H55ZM68 218H69V217H68ZM96 218H98V217H96ZM110 218H111V217H110ZM136 218H137V216H136ZM11 219H12V218H11ZM24 219H25V218H24ZM27 219H28V218H27ZM31 219H32V218H31ZM36 219H37V217H36ZM51 219H52V218H51ZM62 219H63V218L61 217V220H62ZM81 219H83V218H81ZM113 219H115V218H113ZM133 219H134V218H133ZM162 219H163V218H162ZM162 219H161V220H162ZM8 220H9V219H8ZM20 220H21V219H20ZM22 220H23V218H22ZM29 220H30V219H29ZM39 220H40V219H39ZM56 220H57V219H56ZM56 220H55V221H56ZM71 220H73V219L71 218ZM74 220H75V219H74ZM74 220H73V221H74ZM87 220H88V219H87ZM129 220H130V219H129ZM10 221H11V220H9V222H10ZM14 221H15V218H14ZM25 221H26V220H25ZM44 221H45V219H44ZM51 221H52V220H51ZM75 221H77V220H75ZM75 221H74V222H75ZM110 221H111V220H110ZM145 221H146V220H145ZM15 222H16V221H15ZM28 222H29V221H28ZM33 222H34V221H33ZM40 222H41V220H40ZM53 222H54V221H53ZM69 222H70V221H69ZM160 222H161V221H160ZM246 222H247V220H246ZM22 223H23V222H22ZM31 223H32V221H30V224H31ZM38 223H39V222H38ZM42 223H43V222H42ZM47 223H48V222H47ZM57 223H58V222H57ZM158 223H159V222H158ZM45 224H46V223H45ZM53 224H54V223H53ZM61 224H62V223H61ZM76 224H78V223L76 222ZM83 224H84V223H83ZM135 224H136V223H135ZM145 224H146V223H145ZM163 224H164V223H163ZM247 224H248V223H247ZM13 225H16V224H13ZM32 225H34V224H32ZM36 225H37V224H36ZM40 225H41V223H40ZM43 225H44V223H43ZM54 225H55V224H54ZM120 225H121V224H120ZM129 225H130V224H129ZM131 225H132V224H131ZM131 225H130V226H131ZM143 225H144V224H143ZM17 226H18V225H17ZM19 226H20V225H19ZM26 226H27V225H26ZM78 226H79V225H78ZM134 226H135V225H134ZM145 226H146V225H145ZM159 226H160V225H159ZM48 227H49V226H48ZM74 227H75V226H74ZM94 227H95V226H94ZM125 227H126V226H125ZM14 228H16V227L14 226ZM20 228H21V227H20ZM45 228H46V227H45ZM58 228H59V227H58ZM103 228H104V226H103ZM106 228H107V227H106ZM123 228H124V227H122V229H123ZM135 228H136V227H135ZM26 229H27V228H26ZM28 229L31 230L30 227H29ZM34 229H35V226H34ZM41 229H42V228H41ZM53 229H54V228H53ZM72 229H73V228H72ZM99 229H100V228H99ZM125 229H126V228H125ZM128 229H129V227H128ZM141 229H142V228H141ZM7 230H8V228H7ZM60 230H61V229H60ZM60 230H59V232H60ZM70 230H71V229H70ZM89 230H90V229H89ZM91 230H92V229H91ZM97 230H98V229H97ZM120 230H121V229H120ZM12 231H14V230H12ZM15 231H16V230H15ZM42 231H44V230H42ZM62 231H64V230L62 229ZM92 231H93V230H92ZM95 231H96V229H95ZM100 231H101V230H100ZM103 231H104V230H102V233H103ZM133 231H134V230H133ZM45 232H46V231H45ZM47 232H48V231H47ZM53 232H54V231H53ZM75 232H76V231H75ZM104 232H105V231H104ZM10 233H11V232H10ZM27 233H30V234H31V231H30V232H27V231H26V234H27ZM39 233H40V230H39ZM43 233H44V232H43ZM54 233H55V232H54ZM57 233H58V231H57ZM63 233H64V232H63ZM100 233H101V232H100ZM135 233H137L136 230H135ZM138 233H139V232H138ZM8 234H9V233H8ZM13 234H15V232H14ZM22 234H23V233H22ZM40 234H42V233H40ZM47 234L49 235V233H47ZM105 234H106V233H105ZM258 234H259V233H258ZM52 235H53V234H52ZM59 235H60V234H59ZM62 235H63V234H62ZM62 235H61V236H62ZM73 235H74V234H73ZM91 235H92V234H91ZM10 236H11V235H10ZM23 236H24V234H23ZM27 236H28V234H27ZM41 236H42V235H41ZM41 236H39V237H41ZM50 236H51V232H50ZM61 236H60V237H61ZM63 236H64V235H63ZM63 236H62V238H61L62 240L64 239ZM75 236H76V234H75ZM114 236H115V235H114ZM2 237H3V235H2ZM5 237H7V236L5 235ZM29 237L31 238V236H29ZM29 237H28V238H29ZM52 237H53V236H52ZM69 237H70V236H69ZM96 237H97V236H96ZM14 238H15V236H14ZM19 238H20V237H19ZM28 238H27V240H29ZM32 238H33V237H32ZM36 238H37V237H36ZM44 238H45V237H44ZM48 238H49V237H48ZM48 238H47V239H48ZM75 238H76V237H75ZM248 238H249V237H248ZM8 239H9V237H8ZM11 239H12V238H11ZM16 239H17V237H16ZM24 239H25V238H24ZM49 239H51V238H49ZM49 239H48V240H49ZM52 239L54 240V238H52ZM55 239H56V238H55ZM61 239H60V240H61ZM65 239H66V238H65ZM65 239H64L63 241H65ZM70 239H71V238H70ZM97 239H98V238H97ZM43 240H44V239H43ZM45 240H46V239H45ZM45 240H44V241H45ZM18 241H19V240H18ZM39 241H41V240H39ZM44 241H43V242H44ZM50 241H51V240H50ZM50 241H49V242H50ZM67 241H68V240H67ZM110 241H111V240H110ZM255 241H257V240H255ZM20 242H21V241H20ZM30 242H31V241H30ZM37 242H38V241H37ZM55 242H56V241H55ZM65 242H66V241H65ZM68 242H69V241H68ZM68 242H67V243H68ZM24 243H25V242H24ZM38 243H39V242H38ZM40 243H41V242H40ZM51 243H52V242H51ZM51 243H50V244H51ZM62 243H63V242H62ZM69 243H70V242H69ZM15 244H16V243H15ZM19 244H20V243H19ZM19 244H18V245H19ZM35 244H36V242H35ZM50 244H48L49 247H51ZM54 244H55V243H54ZM54 244H53V245H54ZM56 244H57V242H56ZM56 244H55V245H56ZM6 245H7V244H6ZM16 245H17V244H16ZM28 245H29V242H28ZM28 245H27V246H28ZM36 245H37V244H36ZM38 245H39V244H38ZM72 245H73V244H72ZM260 245H261V244H260ZM11 246H12V245H11ZM20 246H21V245H20ZM20 246H19V247H20ZM56 246H57V245H56ZM4 247H5V246H4ZM7 247H8V246H7ZM9 247H10V246H9ZM57 247H58V246H57ZM62 247H63V245H62ZM70 247H71V246H70ZM257 247H258V245H257ZM1 248H2V247H0V249H1ZM14 248H15V247H14ZM29 248H30V246H29ZM29 248H28V249H29ZM65 248H66V245H65ZM24 249H25V248H24ZM28 249H27V250H28ZM31 249H32V247H31ZM94 249H95V248H94ZM7 250H8V248H7ZM18 250H19V248H18ZM33 250L35 251L36 249L33 248ZM37 250H38V249H37ZM48 250H49V249H48ZM14 251H15V250H14ZM19 251H20V250H19ZM67 251H68V250H67ZM8 252H9V251H8ZM22 252H23V251H22ZM28 252H29V251H28ZM32 252H33V251H32ZM51 252H52V251H51ZM62 252H63V251H62ZM254 252H255V251H254ZM257 252H258V251H257ZM24 253H25V252H24ZM33 253H34V252H33ZM262 253H264V252H262ZM37 254H38V252H37ZM40 254H41V253H40ZM57 254H58V253H57ZM260 254H261V253H260ZM53 255H54V254H53ZM36 256H37V255H36ZM263 256H264V255H263ZM13 258H14V257H13ZM262 258H263V257H262ZM39 259H40V258H39ZM158 263H159V262H158Z\"/></svg>","mask_w":264,"mask_h":264}]
</instances>
